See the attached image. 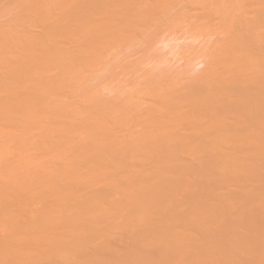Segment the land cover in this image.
Instances as JSON below:
<instances>
[{
	"label": "bare ground",
	"instance_id": "bare-ground-1",
	"mask_svg": "<svg viewBox=\"0 0 264 264\" xmlns=\"http://www.w3.org/2000/svg\"><path fill=\"white\" fill-rule=\"evenodd\" d=\"M234 1V3H232L230 0H0V91L1 90H6V89H12V88H14V85L16 86H18L19 85V87H20V84L22 83V82H24V84L22 85L21 84V86H23L24 87V85H25V83L27 84V91H29V96H30V98L27 100V102H25V104H24V106H26V108H28V104H31L30 105V107L26 110V108L25 107H21L22 109H20V110H18V109H16L17 107H14V109L12 110H5V109H1L0 110V115H5V116H3V117H6L7 116V118H10V117H12V118H10V119H8L9 121L11 120V123H12V125L14 126V129L16 128V131H17V129L20 131V129H21V124H20V122L21 121H18V119H17V117H16V115L19 117V115H20V113L23 115H20V116H22V118H24V116L26 115L27 116V114H28V118H30V117H32L33 115H30V112H31V114H33L34 112L32 111V109H34V107H32L34 104H36V103H38V104H41L40 106L43 108L44 106V104H45V106H49L48 108H51L52 107V111H55V110H57V112H58V110H59V112L62 114V116H63V111H67L66 110V104H65V106H62L63 105V103H61V102H64L65 103V101H67V104H68V100L66 99H64L67 95H65L66 94V92H67V89H70V88H72L71 86H67V87H65L66 86V83L67 82H72V84H73V92L71 91V89L69 90L70 92H67L68 94H70L69 96H71V97H73V98H69V96H67V98H69V100H70V105L68 104V107L70 106V107H72V108H69L71 111L72 110H74L73 112H74V114H77V115H79L78 117H80V116H82V114L83 113H85L84 112V110H87L86 112H88L89 113V115H88V113H87V117L89 118L87 121H88V124H86V126L84 127V126H81L80 124L82 123V122H76V120L74 119V117H77V115H75L74 117H73V121H70L69 119V123H67L69 126L68 127H64L65 125H67L66 123H64L63 125H61V127H62V129H60L61 127L59 126V123L61 124V121L59 120V121H57L56 123L54 122V119H53V117H52V115L50 114L49 116H51L52 117V119H53V125H52V130H54V132L56 133L57 131H58V135H56L55 134V138H56V136H59V135H62V133H63V130L64 131H67V133L69 132V134L71 133V132H76V133H71L70 134V136L72 135V134H74V135H72V136H75V137H73L72 138V140L74 139V138H76V135L75 134H77L78 132V134H77V136H80V139H79V141L81 140V139H85V140H83V141H80V142H78V141H76V142H78L77 144H79V146L78 147H83L82 149H84V151H85V149H86V151L87 152H89V154L87 153L86 154V152H83L82 151V153L84 154H86V155H82V154H80V155H82V156H80V155H78V157H76V158H78V160L77 161H79V160H83V159H85V157H88L89 155L90 156H92V155H94L93 153H95V152H93V151H95V149H96V153L99 155V157H101L102 155V160H104L105 158H104V154H106L107 153V156H108V152H111L110 150L112 149V152H114V150H117V149H119V150H123L122 152H120L119 150H117V151H119L118 153H121V154H129V153H131L129 150H132L133 149V147L135 146V147H137L138 148V146L139 147H143V149H145V147H149V146H151V147H154V145H155V147L158 145H160V146H163L162 148L159 146V148H161V150L164 148L165 149V153H166V151H168V153H166L167 154V156L169 155V153H170V155H172L173 154V150H172V147H174V149L177 147V146H179V145H181L182 144V146L183 147H181L182 149L184 148V143H186V145H187V142H189V141H193V140H198L199 141V139L200 140H204V138H202V136H200L199 134L201 133H203V132H201L200 131V133L199 134H197V133H195V134H182V132L180 133V132H177V134H168L167 132H165V133H162V134H157V131H156V129L153 127V126H157V127H163L162 129H168V130H170V128L172 127V126H174L175 128H179V126L180 125H183V122H185V121H187L188 119H192V118H189V117H191V116H189V117H187V115L184 113V111H182V110H204V112L206 111V110H216L215 112L216 113H218L217 111L219 110V113L220 112H222V111H225V110H241L240 112H242L244 115H246L247 117H248V119H249V121H251V123L252 122H257V119L259 118L260 120H261V116H259L258 118H257V113H258V115H259V113L261 112V115L262 114H264V112L262 113V111H264V109L262 110V111H259V109H258V106L260 105V103L262 104L263 103V101H264V71L262 72L261 71V74L259 73V71H260V69H261V67L259 66V65H261V63H262V65H263V67H262V70H264L263 68H264V53H261V52H263L262 51V48L260 47V48H258L259 46H261V45H259L257 48V50H259L260 49V53H259V56H260V54H262L261 55V57H262V59L258 56L257 57V55H256V60H255V58H254V60L255 61H257V63H260L258 66L254 63L253 64V62H255V61H253V56L255 57V55H252L251 53V55H252V57H251V59H252V61L250 60V55L248 56L247 54L250 52V50H249V52L247 53L246 51V55L248 56H246L243 52H244V50H246L247 49V47H249L250 45H249V40H250V36H252L253 34H258L259 32H260V35H261V30L264 28V9H260L259 7V9L261 10H259L257 7H256V5L255 4H258V3H256L255 2V4H254V2L252 3V4H254L255 5V7L256 8H254V9H257V10H259L258 11V13L260 12V16L259 15H257V10H255V15L256 16H259V17H257V19H254V18H251V19H254V20H246V18L244 17L246 14H245V12L246 11H244L245 9H244V3L247 1V0H245V2H244V0H237V1H235V0H233ZM243 1V2H242ZM249 1V0H248ZM250 1H252V0H250ZM260 0H258L257 2H259ZM251 4V5H252ZM259 4H262V3H260L259 2ZM243 5V6H242ZM246 5H247V3H246ZM249 5V4H248ZM263 5V4H262ZM246 7H248V6H246ZM253 7V6H252ZM249 8H251V6L249 7ZM262 8V7H261ZM264 8V7H263ZM213 9V10H212ZM235 9V10H234ZM234 10V11H233ZM263 10V11H262ZM236 11H238V12H236ZM240 11V12H239ZM235 12L236 13H239V15H240V17L238 16V14L235 16ZM249 12V14H250V12L251 11H248ZM252 12H254V11H252ZM245 14V15H244ZM252 14V13H251ZM244 15V16H243ZM253 15V14H252ZM263 15V16H262ZM247 16V15H246ZM256 16H255V18H256ZM249 17H252V16H248L247 18H249ZM250 21H254V23L256 24H254V23H252V22H250ZM252 23V24H251ZM252 25V27H254V28H251L250 27V25ZM253 25H255V26H253ZM237 28H236V27ZM233 27V28H232ZM249 27H250V30L252 31V29H253V33L252 32H249L248 30H249ZM256 27V28H255ZM260 29V31L259 32H256L257 30H259ZM176 30V34L179 32V31H177V30H181L180 32H181V34H182V32H183V30L185 31V32H183V34L185 33V34H187L188 32H190V33H188V35H190L191 34V31H193L192 32V35H196L197 36V34H199L200 32L199 31H202L201 33H203V30L204 31H206V33H208L207 35L208 36H205V34L206 33H203L204 35L203 36H205V37H208L209 38V40L211 39V41L212 42H210V43H212V46H213V44H214V42L217 44V47H216V45H214V47H210V48H206L205 47V43H204V48L203 49H207L208 51H206L205 52V55H206V53L208 52V62H206L207 64H205V67H206V71L205 70H198V72H197V70L195 69V68H197L198 67V65H193V64H190V63H192V62H190V63H188L189 64V66L190 65H193V66H191V68L190 67H188V68H182V69H178V65L177 64H174V65H171L172 63L170 62V65L168 64V63H162V62H164V61H162V59H159V58H157L158 60H156V59H154V58H156L155 56L159 53V49H160V47H158V46H160V44L162 45V43L164 42V40H165V38H167V36H169V35H171V34H168V33H172V31L174 32ZM198 31V32H197ZM195 32H197V33H195ZM175 33V32H174ZM193 33H195V34H193ZM249 33V34H248ZM252 33V34H251ZM166 34H168V35H166ZM176 34H175V36H176ZM182 34V35H183ZM184 34V35H185ZM251 34V35H250ZM262 34H263V30H262ZM174 35V34H173ZM200 35H202V34H200ZM243 35H245V37H246V41L245 40H242V42H243V45L241 44L242 42H241V40H240V37H242ZM249 35V36H248ZM259 35V36H260ZM181 36V35H180ZM179 36V37H180ZM239 36V37H238ZM254 36V35H253ZM258 36V35H257ZM164 37V38H163ZM199 37V36H198ZM245 37L243 36L242 37V39L244 38L245 39ZM250 37V38H249ZM255 37V36H254ZM253 37V38H254ZM203 38V37H202ZM238 38V39H237ZM253 38L251 39L252 40V42H253ZM260 38V37H259ZM263 38H264V36H263ZM163 39V40H162ZM213 39V40H212ZM207 40V39H206ZM251 40H250V42H251ZM261 39H257L256 41L258 42V41H260ZM218 41H220V44H218L219 42ZM256 41H254V43L256 42ZM209 41L207 40V43H208ZM246 42V43H245ZM261 42V41H260ZM262 42H263V40H262ZM248 43V45L249 46H245L246 44ZM259 43V42H258ZM66 44H68V46H70V47H65V45ZM263 44H264V42H263ZM167 45V44H166ZM165 45V46H166ZM211 45V44H210ZM253 45V44H252ZM208 47H209V45H207ZM263 46V45H262ZM264 47V46H263ZM256 48V47H255ZM205 49V50H206ZM205 50H203V52L205 51ZM252 50V49H251ZM253 50H254V46H253ZM252 50V51H253ZM36 51H38V53L36 52ZM62 51H64V52H62ZM243 51V52H242ZM34 52L36 53V54H34ZM203 52H201L202 54H199V55H201V57H202V55H203ZM241 52H242V54H241ZM255 52V51H254ZM259 52V51H258ZM256 53H257V51H256ZM58 54H59V56H58ZM214 54V55H213ZM254 54V53H253ZM198 55V56H199ZM204 55V56H205ZM209 55H210V57H212V58H209ZM54 57H55V60L57 61V59L56 58H58V61H59V63H58V61H57V63L56 62H54ZM53 58V59H52ZM65 58H67L68 59V61H66L65 62ZM203 58V57H202ZM258 58L260 59V61L258 60ZM53 60V62L54 63H56L59 67V69L57 68V66H56V68H57V70L58 71H56V73L54 72V74L56 75L57 74V72H58V74H60V75H54V76H51V75H49V73L47 72L48 70H50V68L51 67H53V65H54V63L52 62V60ZM64 59V60H63ZM71 59V60H70ZM154 59V60H153ZM204 59H205V57H204ZM206 59H207V55H206ZM63 62H62V61ZM70 61V62H69ZM166 62V61H165ZM53 63V64H52ZM62 63V64H61ZM68 63V64H67ZM55 64V65H56ZM177 65V66H176ZM247 65L248 66H251V65H253L252 67H250L248 70H247ZM256 65V66H255ZM188 66V65H187ZM246 68H245V67ZM26 67H27V69H26ZM33 67H36L37 68V70L39 71V69H41V70H43V72L41 73H39V75L41 74V76L39 77V78H35V79H33L32 78V76H27L26 74V76H24L23 74H24V72H22V70L25 68L26 70H27V72H28V68H30V70H35ZM50 67V68H49ZM186 67V66H185ZM193 67V68H192ZM243 67L245 68V69H243ZM254 67V68H253ZM255 67H259L258 69L259 70H257ZM31 68H33V69H31ZM39 68V69H38ZM45 69V70H44ZM242 69H243V72H241L242 71ZM254 69H256L255 71L260 75H258V74H256V72H254L253 70ZM26 70H25V72H26ZM47 70V71H46ZM53 71H54V68L52 69ZM56 70V69H55ZM244 70L246 71V72H244ZM249 70H251L250 71V73L253 71V74H256L257 76H254L253 77V75H252V73H251V75H252V77H251V80L249 79V81H247L248 79L247 78H250V73H248V71ZM45 71V72H44ZM52 71V72H53ZM59 71H61V73H59ZM21 72L23 73V74H21ZM29 73H31V71L29 72ZM45 73H48V75H46V76H48L49 78H45ZM238 73H240V74H238ZM243 73H245L244 75H246V76H242L241 78L240 77H238V78H240V79H242V82H240L239 80H236V75H242ZM246 73H248L249 75H247ZM31 74H33V76L35 75V77H36V74H37V72H36V74H35V72H33L32 71V73ZM50 74H51V71H50ZM24 76L25 78H27L26 80L24 79V77H21V76ZM259 76V77H258ZM109 78L110 80H111V83L110 84H103V80L104 79H106V78ZM246 77V78H245ZM259 78V81L257 80L256 81V83H257V85L254 83V81H255V79H257V78ZM237 78V79H238ZM253 78V79H252ZM243 79H247V80H245V81H243ZM234 80H236L237 81V83H235L234 84ZM253 80V81H252ZM84 81V82H83ZM85 81H88V82H86L87 83V87H86V83H85ZM102 81V82H101ZM235 81V82H236ZM101 82V83H100ZM248 82H250L249 84L253 87H255L256 86V91H254L255 89H253L249 84H248ZM253 82V83H252ZM84 83H85V86H84ZM243 84V85H245V86H241V88H238V87H240V85L239 84ZM247 84V86H246V84ZM252 83V84H251ZM67 84H70V83H67ZM253 84H255V85H253ZM71 85V84H70ZM239 85V86H238ZM16 86V87H17ZM236 86H237V88H236ZM22 87V88H23ZM70 87V88H69ZM67 88V89H66ZM227 89L229 90V92L227 91ZM26 90V89H25ZM34 90V91H33ZM24 91V90H23ZM8 92H9V90H8ZM14 92V91H13ZM254 92V93H253ZM1 94H0V96L1 95H3L4 96V94H2V91L0 92ZM3 93H4V91H3ZM11 93V92H10ZM22 93V92H21ZM25 93V92H24ZM236 93V94H235ZM237 93H238V95H237ZM6 94V93H5ZM12 94V93H11ZM14 94V93H13ZM18 94H19V92H18ZM9 95V94H8ZM25 95V94H24ZM23 95V96H24ZM27 95V94H26ZM13 96V95H12ZM7 98H8V96H6ZM20 97V96H19ZM27 97V96H26ZM2 97H0V99H1ZM15 98V97H14ZM3 99V98H2ZM9 99V98H8ZM20 99V98H19ZM7 100V99H6ZM10 100H11V98H10ZM22 100H24V98L22 99ZM8 101V100H7ZM17 102H19L18 100H16ZM3 102V101H2ZM10 102V101H9ZM13 102V101H12ZM23 102V101H22ZM35 102V103H34ZM54 102V103H53ZM13 103H15V101L13 102ZM12 103V104H13ZM20 103V102H19ZM34 103V104H33ZM54 105H53V104ZM57 103V104H56ZM62 105H61V104ZM11 104V103H10ZM12 104H11V106H12ZM38 104H37V106H38ZM47 104V105H46ZM50 104L52 105V106H50ZM59 104V105H58ZM17 105H18V103H17ZM264 105V104H263ZM2 106V105H1ZM10 106V105H9ZM40 107V110L42 109ZM65 107V108H64ZM67 107V108H68ZM260 107V106H259ZM262 107V106H261ZM261 107H260V109H261ZM264 107V106H263ZM1 108V107H0ZM5 108V107H4ZM11 108V107H10ZM37 108H39V106L37 107ZM45 108V107H44ZM16 109V110H15ZM25 109V110H24ZM35 111H36V109H34ZM39 110V111H40ZM43 110V109H42ZM41 110V111H42ZM47 110H49V109H47ZM46 110V111H47ZM79 110H83V113L80 115L79 113L81 112V111H79ZM89 110H92V111H89ZM133 110V114L131 113H129V111L131 112ZM253 110H255V111H253ZM256 110H258L259 112H256ZM39 111L37 110L36 111V114H39ZM45 111V112H46ZM51 111V110H50ZM51 111V112H52ZM70 111V112H71ZM79 111V112H78ZM135 111V112H134ZM140 111V112H139ZM38 112V113H37ZM43 112V111H42ZM58 112V113H59ZM69 114H70V112L69 111H67ZM67 112H65V113H67ZM138 112V113H137ZM141 112H142V114H141ZM187 112V111H186ZM194 112V111H193ZM201 112H203V111H201ZM209 112V111H208ZM16 114V115H14L15 116V118H13V115L12 114ZM26 113V114H25ZM41 113V112H40ZM47 113V112H46ZM55 114H57L56 113V111L54 112ZM59 113V114H60ZM195 113H199V112H195ZM229 113H231V111L229 112ZM7 114H10V116L9 115H7ZM42 114V113H41ZM52 114H53V112H52ZM59 114H57L58 116H59ZM74 114H72V115H74ZM191 114V113H190ZM200 114V113H199ZM204 114V113H203ZM206 114H207V112H206ZM212 114V113H211ZM215 114V113H214ZM221 114V113H220ZM223 114H226V113H223ZM223 114H221L220 116H222ZM228 114V113H227ZM233 114V113H232ZM242 114V115H243ZM12 115V116H11ZM30 115V116H29ZM46 115V114H45ZM48 115V114H47ZM54 115V114H53ZM67 115V114H66ZM192 115V114H191ZM208 115V114H207ZM234 115V114H233ZM240 116H241V114H239ZM9 116V117H8ZM40 116V115H39ZM39 116H37V117H39ZM43 116V115H42ZM55 116V115H54ZM62 116L60 115V118L62 119ZM67 116H71V115H67ZM84 116H85V114H84ZM84 116H82V118L84 119ZM195 116V115H194ZM197 116H199V115H197ZM201 116H203L202 114H201ZM201 116H199V117H201ZM209 116V115H208ZM210 116H212V115H210ZM214 116V115H213ZM218 116V115H217ZM224 116V115H223ZM226 116H228V115H226ZM237 116V115H236ZM263 116V115H262ZM34 117H36L35 116V114H34ZM34 117H32V119L34 118ZM45 117V116H44ZM46 117H48V116H46ZM57 117V116H56ZM56 117H54V118H56ZM65 118H67L66 116H64ZM63 117V118H64ZM77 117V118H78ZM215 117V116H214ZM232 117V116H231ZM231 117H229V118H231ZM247 117H246V119H247ZM21 118V117H20ZM19 118V119H20ZM26 119H25V121H27L28 119H27V117H25ZM81 118V117H80ZM80 118H78V120L80 119ZM85 118H86V116H85ZM196 118V117H195ZM205 118V117H204ZM218 118H219V116H218ZM223 118H225V116L223 117ZM223 118H222V120H223ZM238 118V117H237ZM3 119V118H2ZM1 119V120H2ZM5 119V118H4ZM31 119V118H30ZM29 119V120H30ZM32 119L30 120L31 121V124H32V129L34 128H40V130L41 129H45V128H41V126L42 125H44V121L42 122V123H39V122H35V124H33L32 123ZM36 119V118H35ZM42 119V118H41ZM40 119V120H41ZM44 119V118H43ZM51 119V120H52ZM56 119H58V118H56ZM83 119H81V120H83ZM198 119V118H197ZM202 119V118H201ZM214 119V118H213ZM217 119V118H216ZM221 119V117L219 118V120ZM232 119V118H231ZM241 119V118H240ZM248 119H247V121H248ZM264 119V116H263V118H262V120ZM37 120V119H36ZM39 120V121H40ZM63 120H65V119H63ZM71 120H72V118H71ZM77 120V121H78ZM80 120V121H81ZM130 120V121H129ZM135 121L134 123V125H138L137 123H136V121L138 122V121H140L141 123H139V125H141V124H143V123H145L143 126H144V128H143V126H140V128H141V131H140V129H138L139 131H135V130H131L132 128H128L129 126H127V125H129L130 123H128V121L129 122H131V121ZM185 120V121H184ZM194 120V119H193ZM196 120V119H195ZM209 120V119H208ZM210 120H211V118H210ZM233 120V119H232ZM231 120V121H232ZM242 121L244 120V119H241ZM259 120V121H260ZM262 120H261V122H262ZM9 121H7V124H8V122ZM23 121V120H22ZM25 121H23V122H25ZM149 122V123H146V122ZM258 121V122H259ZM27 122H29V121H27ZM33 122H34V119H33ZM47 122V121H46ZM51 122V121H50ZM59 122V123H58ZM65 122V121H64ZM66 122H68V121H66ZM190 123L191 122V120H188L187 121V123ZM193 122V121H192ZM191 122V123H192ZM208 122V121H207ZM226 122H227V120H226ZM228 122H229V120H228ZM244 122H246V121H244ZM4 123H6V120L4 121ZM10 123V122H9ZM10 123V124H11ZM80 123V124H79ZM87 123V122H86ZM110 123V125H108ZM132 123V122H131ZM186 123V124H187ZM190 123V124H191ZM199 123V122H198ZM202 123V122H201ZM206 123V122H205ZM215 123V122H214ZM230 123V122H229ZM235 122H233V124H234ZM241 123V122H240ZM243 123V122H242ZM254 123H252L253 125H254ZM263 123H264V121H263ZM47 124V123H46ZM49 124V123H48ZM47 124V125H48ZM150 124V125H149ZM190 124L188 125L187 124V126H190ZM193 124V123H192ZM204 124V123H203ZM210 124V123H209ZM218 124V123H217ZM221 124H223V122H221ZM221 124L220 125H215V127L211 124V126H213V130H212V128H210V130L212 131H210V130H208L209 132H211V136L209 137V139L208 138H206L204 135V137L208 140L207 141V144H208V142L209 141H211L210 139H212L213 141H212V143L213 144H215L214 143V141H216V144L217 143H220V138L222 137H224L225 136V138H223V139H221V142L223 141L224 142V139H226L227 140V142L228 141H237V140H233V139H235L233 136L235 135H233V131L231 132L232 133V138L233 139H231V140H229V139H227L228 137L227 136H229V134L227 135L226 133H225V135H220L219 133V131L221 130V133H222V126H221ZM256 124V123H255ZM259 124V123H258ZM262 124V123H261ZM0 125H1V123H0ZM9 125V124H8ZM26 125V124H25ZM47 125H44V126H47ZM51 125V124H50ZM83 125V124H82ZM131 125V124H130ZM132 125H133V123H132ZM133 125V126H134ZM139 125H138V127H139ZM147 127H153V129L155 130V132H156V134H155V132H153V131H151V132H149V128H147L148 130L146 131V126ZM165 125V126H164ZM184 125H185V123H184ZM201 125V124H200ZM249 125V124H248ZM252 125V126H253ZM3 126V125H2ZM1 126V127H2ZM31 126V125H30ZM58 126V127H57ZM132 126V127H133ZM166 126H168L169 128H167ZM198 125H196L195 127H197ZM202 126H204V125H202ZM202 126H201V128H202ZM206 126H208V125H206ZM228 126V125H227ZM240 126V125H239ZM244 126V125H243ZM250 126V125H249ZM255 126V125H254ZM253 126V127H254ZM4 127V126H3ZM10 127V126H9ZM26 127V126H25ZM49 126H47V128H48ZM57 127V128H56ZM60 127V128H59ZM135 127V126H134ZM156 127V128H157ZM164 127H166V128H164ZM182 127H184V126H182ZM230 127H231V125H230ZM233 127H236L235 125L233 126L232 125V128ZM241 127V126H240ZM247 127V126H246ZM256 127V126H255ZM259 127V126H258ZM261 127V126H260ZM259 127V128H260ZM11 128H13V127H11ZM20 128V129H19ZM56 128V129H55ZM63 128H66L67 130H65V129H63ZM181 128V127H180ZM188 128H190V127H188ZM192 128V127H191ZM200 128V127H199ZM208 128V127H207ZM208 128V129H209ZM229 128V127H228ZM245 127H243V129H244ZM250 128V127H249ZM249 128H247V130L249 129ZM252 128V127H251ZM264 128V127H263ZM263 128H262V130H263ZM27 129H29V128H27ZM50 129H51V127H50ZM60 130V132H61V130H62V133H60L59 132V130ZM84 130V131H82V133L80 134V132H81V130ZM162 129H160L161 131H162ZM172 129V128H171ZM181 129H184V128H181ZM181 129H180V131H181ZM230 129V128H229ZM236 129V128H235ZM234 129V130H235ZM242 129V131H244ZM253 129V128H252ZM251 129V130H252ZM3 130L5 131L6 129H4L3 128ZM9 130V129H8ZM13 130V129H12ZM22 130H23V127H22ZM21 130V131H22ZM26 130V129H25ZM31 130V129H30ZM36 130V129H35ZM39 130V129H38ZM38 130H36V131H38ZM46 130L47 129H45V132H46ZM57 130V131H56ZM102 130V131H101ZM150 130H152L151 128H150ZM158 130V129H157ZM174 130H176V129H174ZM188 130V129H187ZM197 130H198V128H197ZM197 130H196V132H197ZM239 130H241V129H239ZM256 130V129H255ZM260 130V129H259ZM258 130V131H259ZM2 130H0V133H2L1 132ZM15 131V130H14ZM15 131V132H16ZM18 131V132H19ZM27 131V130H26ZM185 131V130H184ZM189 131V130H188ZM191 131V130H190ZM195 131V130H194ZM206 131V130H205ZM228 131V130H227ZM226 131V132H227ZM249 132H250V130H248ZM257 131V133H259V136H260V132H258ZM14 132V133H15ZM30 132V131H29ZM35 132V131H34ZM43 132V131H42ZM42 132H40L39 133V131H38V133H34V134H36L37 136H38V134H39V136H40V134H42ZM88 133V136H90V139H88V138H86V137H88L87 135H86V137L85 138H83L85 135H83V137H82V134L83 133H85V134H87ZM168 132H170V131H168ZM186 132V131H185ZM225 132V131H224ZM229 132V131H228ZM245 132H247V131H245ZM244 132V133H245ZM256 132V131H255ZM7 133H9V132H7ZM10 133H12V132H10ZM17 133V132H16ZM23 133H24V131H23ZM32 133V132H31ZM66 133V132H65ZM230 133V132H229ZM237 133V132H236ZM251 133V132H250ZM250 133L248 134V135H250ZM3 134L5 135L6 133L5 132H3ZM50 134V133H49ZM94 134V135H93ZM205 134V133H204ZM207 134V133H206ZM224 134V133H223ZM239 134H240V137L242 136L241 135V133H240V131H239ZM238 134V135H239ZM253 134V133H252ZM256 134V133H255ZM263 134V133H262ZM261 134V135H262ZM12 135V134H11ZM10 135V137H12ZM19 135V137H21L20 136V134H18ZM22 135V134H21ZM24 135V134H23ZM30 135V134H29ZM48 135V134H47ZM52 135H54L53 133H52ZM67 135L68 134H66V139H67ZM93 135V136H92ZM210 135V134H209ZM247 135V136H248ZM3 135H1V137H0V139H4V138H6V137H8L7 135H6V137L4 136V137H2ZM15 136H17V134L15 135ZM25 136V135H24ZM38 136V137H39ZM46 136V135H45ZM49 136V135H48ZM64 136H65V134H63L62 135V137L64 138ZM69 136V137H70ZM71 136V137H72ZM219 136H221V137H219ZM252 136V135H251ZM18 137V138H19ZM27 137H28V131H27ZM31 136H29V138H30ZM50 137V136H49ZM60 137V136H59ZM91 137H92V139L93 140H91ZM213 137V138H212ZM230 137V136H229ZM238 137V136H237ZM253 137V136H252ZM258 137V136H257ZM13 138V137H12ZM12 138H10V139H12ZM15 138H17V137H14L13 138V142H15ZM33 138H36V137H33ZM41 139H44L43 137H42V135H41V137H40ZM47 138V137H46ZM51 138V137H50ZM58 138V137H57ZM56 138V139H57ZM78 138V137H77ZM242 138V137H241ZM247 138V137H246ZM260 138V137H259ZM264 138V137H263ZM21 139V138H20ZM19 139V140H20ZM26 139V138H25ZM40 139V140H41ZM56 139H55V141H56ZM61 139V138H60ZM65 139V138H64ZM88 141H87V140ZM248 139H249V137H248ZM261 139H262V137H261ZM8 140V139H7ZM21 140H23L24 142V144H27V143H25V140L24 139H21ZM21 140L20 141H17V142H15V143H13V142H11V141H9L8 143L5 141V145H6V143H7V145L6 146H8L10 143H12L13 145L14 144H19V143H21ZM27 140V139H26ZM36 141H37V139H35ZM39 140V139H38ZM51 140V139H50ZM50 140H48V141H50ZM58 140V139H57ZM62 140V139H61ZM225 140V141H226ZM243 140H244V138H243ZM253 140V139H252ZM29 141H30V139H29ZM34 140L32 139V142H33ZM45 141H46V139H45ZM44 141V142H45ZM84 141H86V142H84ZM218 141V142H217ZM247 141V140H246ZM1 142H3V140H1ZM31 142V143H32ZM43 142V143H44ZM75 142V141H74ZM206 142V141H205ZM205 142H204V145H205ZM223 142L221 143L222 145H224L223 144ZM249 142H250V140H249ZM258 142V141H257ZM256 142V143H257ZM264 142V141H263ZM30 143V142H29ZM28 143V144H29ZM34 143V142H33ZM32 143V144H33ZM40 143V142H39ZM49 143V142H48ZM51 144H49L50 146H49V150H50V152H52L53 154L52 155H54V150H52L51 151V149L52 148H54L55 149V153H56V151H57V148L58 147H64V146H66V147H68V145L71 143V141H70V143L68 142V140H65V141H56V142H50ZM193 143H195V142H193ZM212 143H209V144H212ZM233 143V142H232ZM241 143H242V141H241ZM240 143V144H241ZM245 143V142H244ZM243 143V144H244ZM254 143V142H253ZM11 144V145H12ZM17 144V145H18ZM44 144H46V143H44ZM43 144V145H44ZM71 144H73V143H71ZM76 144V145H77ZM189 145H191L192 143H188ZM201 144V143H200ZM221 144H219V145H221ZM226 144V143H225ZM229 144V143H228ZM239 144V145H240ZM251 144V143H250ZM249 144V145H250ZM261 143H259V145H260ZM2 145H4V144H2ZM2 145H0V146H2ZM14 145L15 147H17L18 148V146L20 147V146H22L23 144H21V145ZM31 145V144H30ZM75 145V143L72 145V146H74ZM153 145V146H152ZM185 145V146H186ZM196 145H198V143L196 144ZM220 146V147H223V146ZM227 145V144H226ZM226 145H224L225 147H226ZM230 145H232V144H230ZM229 145V146H230ZM254 145V144H253ZM258 145V144H257ZM26 146V145H25ZM28 146V145H27ZM32 146V145H31ZM37 146V145H36ZM36 146H34V147H36ZM45 146V145H44ZM71 146V147H72ZM145 146V147H144ZM208 146V145H207ZM206 146V147H207ZM216 146H218V145H216ZM228 146V145H227ZM238 146V145H237ZM254 146H256V145H254ZM4 147V146H3ZM15 147H13L14 149H15ZM37 147H39V146H37ZM42 146H41V144H40V147H39V149L41 148ZM51 147V148H50ZM56 147V148H55ZM69 147H70V145H69ZM134 147V148H135ZM187 147H188V145H187ZM192 147V146H191ZM196 147V146H195ZM194 147V148H195ZM205 147V151H206V148ZM211 147V145L208 147V148H210ZM213 147V146H212ZM211 147V148H212ZM214 147H215V145H214ZM242 147V146H241ZM240 147V148H241ZM260 147V146H259ZM258 147V148H259ZM263 147V146H262ZM261 147V148H262ZM7 148H10V149H13L12 148V146L10 147H7ZM7 148H5V149H3L4 151H6V149ZM20 148H25V147H20ZM32 148V147H31ZM42 148H44V147H42ZM158 147H156V149H157ZM210 148V149H211ZM218 148V147H217ZM231 148V147H230ZM240 148H238V150L240 149ZM244 148H246V147H244ZM249 148V147H248ZM253 148V147H252ZM254 148H256V147H254ZM257 148V150H259ZM9 149V150H10ZM30 149V148H29ZM36 149H38V148H36ZM73 149V148H72ZM75 149H78V148H75ZM88 149V150H87ZM90 149V150H89ZM91 149L93 150L92 152H90L91 151ZM149 149V148H148ZM147 149V150H148ZM177 149V148H176ZM175 149V150H176ZM185 149V148H184ZM191 149V148H190ZM197 149V148H196ZM195 149V150H196ZM204 148H202V150H203ZM209 149V150H210ZM227 149H228V147H227ZM233 149V148H232ZM235 149H236V147H235ZM263 149V148H262ZM0 150L2 151V148L0 147ZM8 150V151H9ZM23 150V149H22ZM26 150V149H25ZM30 150H32V149H30ZM30 150H28V151H30ZM49 150H47V151H49ZM65 150V149H64ZM66 150L67 151H69L67 148H66ZM78 150H80V148L78 149ZM128 152L129 151V153H127L126 151ZM134 150V149H133ZM138 150V149H137ZM146 150V151H147ZM158 150V149H157ZM161 150H160V152L159 153H157L156 151V153L157 154H159L158 156H160L161 158H163L164 157V155H162V152H161ZM172 152H170V151ZM200 150V149H199ZM208 150V149H207ZM209 150H208V152H209ZM215 150H217V149H215ZM240 150H242V149H240ZM253 150V149H252ZM0 151V152H1ZM4 151H2L3 152V154L5 155L6 154V156H7V152H4ZM13 151V150H12ZM15 151V150H14ZM27 151V152H28ZM34 151V150H33ZM38 151V150H37ZM42 151H43V149H42ZM42 151H40V152H42ZM58 151H59V153L61 152V151H63V149H61V151L58 149ZM70 151H72L71 149H70ZM77 151V150H76ZM76 151H75V153H76ZM135 151H136V148H135ZM163 151V154H164V150H162ZM184 151V150H183ZM212 151H214V149H212L210 152L213 154L214 152H212ZM231 151V150H230ZM237 151V150H236ZM236 151H234V152H236ZM246 151V150H245ZM249 151H251V150H249ZM254 151H256V150H254ZM10 152V151H9ZM31 152V151H30ZM29 152V153H30ZM40 152H38V153H40ZM50 152H48V153H50ZM64 152V151H63ZM62 152V153H63ZM73 152H74V150H73ZM73 152H72V154H73ZM98 152H100V153H98ZM137 152V151H136ZM135 152V153H136ZM139 152H141V150L139 151ZM150 152H151V150H150ZM186 152H187V150H186ZM195 152V151H194ZM203 152H204V150H203ZM227 152V151H226ZM232 152V151H231ZM260 152L261 151H259V154H260ZM263 152H264V150H263ZM12 153H14V152H11L10 153V156H11V158H15V156H14V154H13V156L14 157H12ZM19 153V152H18ZM25 153V152H24ZM33 153V152H32ZM31 153V154H32ZM37 153V154H38ZM68 153V152H67ZM91 153V154H90ZM95 153V154H96ZM133 153V152H132ZM134 153V154H135ZM145 153H147V152H145ZM152 153V152H151ZM175 153V152H174ZM176 153H178V151L176 152ZM199 153H201V152H199ZM216 153V152H215ZM228 153V152H227ZM230 153V152H229ZM241 153H242V151H241ZM248 153V152H247ZM251 153V152H250ZM258 153V152H257ZM1 155V153H0V156H2V157H4V158H6L4 155ZM16 154V153H15ZM22 154H23V152H22ZM26 154V153H25ZM28 154V153H27ZM26 154V155H27ZM30 154V155H31ZM44 154V153H43ZM71 154V153H70ZM95 155V156H98V155ZM134 154H131V155H133V157H134ZM137 154V153H136ZM163 156H161V155ZM165 154V155H166ZM188 154H189V152H188ZM193 154H195V153H193ZM192 154V155H193ZM198 154V153H197ZM220 154V153H219ZM221 154H222V152H221ZM220 154V155H221ZM226 153L223 151V155H225ZM236 154H238V153H235L234 155H236ZM242 154H244V153H242ZM242 154L240 155V156H242ZM258 154V155H259ZM264 154V153H263ZM24 155V154H23ZM46 155L47 154H45V156L44 157H46ZM51 155V156H52ZM56 155H57V153H56ZM115 155H116V153H115ZM118 155V154H117ZM138 155V154H137ZM144 155V154H143ZM150 155V154H149ZM168 156V157H170V159H172L171 157L172 156ZM179 155V154H178ZM200 155V154H199ZM199 155H197V157L199 156ZM205 155V154H204ZM206 155H208V154H206ZM210 155V154H209ZM219 155V156H220ZM222 155V156H223ZM244 155H246V154H244ZM10 156H7L8 158L10 157ZM16 156H18L19 157V155H16ZM48 156V155H47ZM55 156V155H54ZM57 156H59V155H57ZM64 156L66 157V155L64 154ZM109 156H111V155H109ZM113 156V155H112ZM122 156V155H121ZM121 156H120V158H121ZM140 156V155H139ZM157 156V157H158ZM176 156V155H175ZM217 156L218 155H216V158H217ZM218 156V158L217 159H220V157ZM226 156V158L228 159L229 157L227 156V155H225ZM237 156V155H236ZM249 156V155H248ZM250 156H251V154H250ZM255 156H257V155H255ZM254 156V157H255ZM18 157H16L15 159L17 160L18 159ZM31 156H29L28 158H30ZM32 157H33V154H32ZM41 156H39V158H40ZM75 157V156H74ZM73 157V158H74ZM83 157V159H81V158ZM106 157V156H105ZM116 157V156H115ZM127 157H130V155L129 156H127ZM126 156H125V158H127ZM135 157H137V156H135ZM166 157V156H165ZM179 157V156H178ZM177 157V158H178ZM195 157V156H194ZM196 157V158H197ZM207 157H209V156H207ZM231 157H233V156H231ZM230 157V158H231ZM252 157H253V155H252ZM262 157V156H261ZM261 157H256V158H261ZM24 158H25V155H24V157H23V159H22V157L20 156V159H19V163L21 164V162L22 161H20L21 159L23 160V164L24 163H27L28 164V162H30V161H26L27 159H25L24 160ZM54 158V157H53ZM64 158V157H63ZM68 159H69V157H67ZM66 158V159H67ZM71 158V157H70ZM80 158V159H79ZM89 158V157H88ZM88 158H86V159H88ZM93 157H91V159H92ZM104 158V159H103ZM107 158V157H106ZM109 158V157H108ZM111 158H113V157H111ZM119 158V159H120ZM132 158V157H131ZM130 158V159H131ZM153 158H155V157H153ZM176 158V161H178V159ZM211 158V157H210ZM215 158V157H214ZM225 158V160H224V158H222L221 159V162L223 161V162H225L227 159ZM229 158V159H230ZM263 158V157H262ZM14 159V160H15ZM32 159H34V157L33 158H31L30 160H32ZM36 159H37V157H36ZM43 159V157L40 159L41 161H43L42 160ZM45 159V158H44ZM50 159V158H49ZM55 159H58L57 157L55 158ZM61 159H62V156H61ZM65 159V158H64ZM65 159V160H66ZM72 159V158H71ZM98 159V157H96V160ZM100 159V158H99ZM100 159V160H101ZM115 159H117V157L115 158ZM115 159H113L114 161H115ZM122 159V158H121ZM130 159H129V162H130ZM134 159V158H133ZM156 159V158H155ZM158 159V158H157ZM156 159V160H157ZM166 159V158H165ZM199 158H197V160H198ZM228 159V160H229ZM237 159V158H236ZM252 159V158H251ZM254 159V158H253ZM264 159V158H263ZM6 160V159H5ZM5 160H4V162L3 161H1V163L3 162V165H4V163H5ZM14 160H12V159H7L6 161V165L5 166H3V170H4V167H5V170L4 171H6V173H5V176L4 175H2V174H0V178L4 181L5 179H6V176H7V178L8 177H10L11 178V180L13 179V177L15 178L16 177V179L18 178V174L22 177L21 178V180H26V182H27V180H28V182L30 181V179L31 180H34L35 181V178L37 177H35L34 176V179H32L31 177L33 176V174L34 173H32V174H30V172H29V168H31V165L32 166H35V167H37L38 168V165L36 166L35 164L36 163H38L39 164V160H37V162L35 161V163H34V161L32 160V162H30L31 163V165L29 164V166L28 165H24L23 166V164H22V168H24L25 169V167H26V169L24 170L25 171V173H23L22 172V169H20L21 171V173H23V174H20L18 171H17V169H18V167H21V166H18L19 165V163L15 160V162H12V161H14ZM54 160V159H53ZM58 160H60V158L58 159ZM90 160V159H89ZM94 160V159H93ZM92 160V161H93ZM140 160V159H139ZM142 160H143V158H142ZM163 160V159H162ZM194 160V159H193ZM196 160V161H197ZM206 160V159H205ZM213 160H215V159H213ZM213 160H211L212 162H213ZM238 160V159H237ZM250 160V159H249ZM259 159H257V161H258ZM24 161H26V162H24ZM49 161V160H48ZM51 161H52V159H51ZM70 161V160H69ZM76 161V160H75ZM77 161L76 162H74V164L75 163H77ZM85 161V160H84ZM83 161V162H84ZM99 161V160H98ZM111 161V160H110ZM113 161V162H114ZM120 162L122 161V160H119ZM135 161V160H134ZM147 161V160H146ZM151 161V160H150ZM149 161V162H150ZM158 161V160H157ZM156 161V162H157ZM161 161V160H160ZM176 161L175 162H173V163H176ZM195 161V162H196ZM207 161V160H206ZM234 161V160H233ZM254 161V160H253ZM260 161V160H259ZM258 161V163H260L261 164V161L259 162ZM44 162H47V160L46 161H44ZM65 161H63V163H64ZM67 162V161H66ZM103 162V161H102ZM108 162V161H107ZM136 162V161H135ZM154 162V161H153ZM199 162V161H198ZM208 162H210V161H208ZM211 162V163H212ZM214 162H216V161H214ZM221 162H218V163H220L221 164ZM222 162V163H223ZM229 162V161H228ZM230 162H232L231 160H230ZM239 162V161H238ZM251 162V161H250ZM49 163H50V161H49ZM49 163H47V164H49ZM54 163H55V161H54ZM63 163H62V165H63ZM85 163H87V162H85ZM93 163V162H92ZM101 163V162H100ZM114 163H116L117 164V162L115 161ZM113 163V164H114ZM125 163V162H124ZM126 163H128V162H126ZM133 163V162H132ZM155 163V162H154ZM154 163H151V164H154ZM166 163V162H165ZM169 163V162H168ZM172 162L170 161V164H171ZM217 163V164H218ZM233 163V162H232ZM237 163V162H236ZM242 163V162H241ZM248 163H249V161H248ZM247 163V164H248ZM258 163H256L257 165H258ZM263 163V162H262ZM52 164V163H51ZM68 164V163H67ZM90 164V163H89ZM88 164V165H89ZM98 164V163H97ZM101 164H103V163H101ZM106 164H110V163H106ZM106 164H104L105 166H106ZM112 164V165H113ZM145 164V163H144ZM148 164V163H147ZM167 164V163H166ZM177 164V163H176ZM199 164V163H198ZM201 164H203V163H201ZM205 165H206V163H204ZM207 164H209V163H207ZM220 164H218V165H216V164H213L212 163V165H214V166H211L210 165V167H213V169H215V167L216 166H219ZM226 164H227V162H226ZM237 164H239V163H237ZM246 164V163H245ZM1 165V164H0ZM41 165V164H40ZM54 165V164H53ZM65 165V164H64ZM68 165H70V164H68ZM85 165V164H84ZM83 165V166H84ZM91 165V164H90ZM89 165V166H90ZM96 165V164H95ZM103 165V166H104ZM127 165V164H126ZM130 165V164H129ZM135 165H137V163L135 164ZM143 165V164H142ZM149 165V164H148ZM155 165V164H154ZM172 165V164H171ZM174 165V164H173ZM185 165V164H184ZM184 165H183V167H184ZM187 165H189V164H187ZM186 165V166H187ZM44 168H45V166H47V165H42ZM49 167H50V165H48ZM67 166V165H66ZM72 166H73V162H72ZM78 166H82V165H79L78 164ZM109 166V165H108ZM120 166V165H119ZM125 166V165H124ZM141 166V165H140ZM145 166H146V164H145ZM151 166V165H150ZM149 166V167H150ZM160 166V165H159ZM168 166V165H167ZM167 166H165V167H167ZM178 165H176V167H177ZM182 166V165H181ZM190 166V165H189ZM198 166H200V165H198ZM209 166V165H208ZM232 166V165H231ZM239 166V165H238ZM237 166V167H238ZM253 166V165H252ZM251 166V167H252ZM27 167H29L28 169V171H27ZM42 167V168H43ZM49 167H47V168H49ZM54 167H55V165H54ZM63 168L62 169H64V166H62ZM69 168H70V166H68ZM74 167H75V165H74ZM73 167V168H74ZM112 167V166H111ZM126 167V166H125ZM129 167V166H128ZM128 167H126V168H128ZM135 167V166H134ZM148 167V166H147ZM160 167H162V166H160ZM163 167H164V165H163ZM188 167V166H187ZM221 167V166H220ZM219 167V168H220ZM225 167H226V165H225ZM246 168L248 167V165L247 166H245ZM256 167V166H255ZM255 167H254V169H255ZM260 167H261V165H260ZM263 167H264V164H263ZM0 168H2L1 166H0ZM43 168V170H45ZM46 168V169H47ZM65 168H67V167H65ZM76 168V167H75ZM74 168V169H75ZM80 168V167H79ZM83 168V167H82ZM102 168V167H101ZM109 168H110V166H109ZM117 168V167H116ZM141 168V167H140ZM144 168V167H143ZM151 168V167H150ZM150 168H148V169H150ZM155 168H157V166L155 167ZM188 168H193V167H188ZM196 168V167H195ZM222 168V167H221ZM233 168H234V166H233ZM236 168V167H235ZM243 167L241 166V168H240V170L242 169ZM253 168V167H252ZM35 168L33 167L31 170L33 171ZM39 169H41V167L39 166ZM51 169H53L52 167H51ZM50 169V170H51ZM73 169V170H74ZM86 169V168H85ZM90 169V168H89ZM94 169H95V167H94ZM106 169V168H105ZM108 169V168H107ZM124 169V168H123ZM159 169H161V168H159ZM163 169H165V168H163ZM171 169H173V168H171ZM176 170H177V168H175ZM183 169V168H182ZM197 169V168H196ZM207 169V168H206ZM212 169V168H211ZM212 169V170H213ZM227 169H228V167H227ZM232 169V168H231ZM260 170H261V168H259ZM259 169L257 168L256 170H258L259 171ZM36 171H37V169H35ZM34 170V171H35ZM48 170V169H47ZM54 170V169H53ZM52 170V171H53ZM70 170V169H69ZM68 170V171H69ZM87 170V169H86ZM98 170V169H97ZM127 170V169H126ZM130 170V169H129ZM142 170V169H141ZM169 170V169H168ZM185 170V169H184ZM189 170V169H188ZM198 170V169H197ZM196 170V171H197ZM203 170V169H202ZM201 170V171H202ZM205 170V169H204ZM216 170H217V167H216ZM215 170V171H216ZM221 170V169H220ZM220 170H218V173H219V171ZM244 170H247V169H244ZM249 170H251V168L249 169ZM249 170H248V172H249ZM262 170H264V168L262 169ZM1 172H3L4 173V171H2V170H0ZM39 171V173H40V171L42 172V169L41 170H38ZM64 172H66L65 170H63ZM99 171V170H98ZM110 171H112V169L110 170ZM116 171V170H115ZM119 171H121V170H119ZM123 171V170H122ZM124 171H125V169H124ZM178 171V170H177ZM192 171V170H191ZM190 171V172H191ZM196 171H194V172H196ZM214 171V170H213ZM228 171V170H227ZM236 171V170H235ZM234 171V172H235ZM251 171H253V169L251 170ZM250 171V172H251ZM44 172V171H43ZM47 172V171H46ZM51 172V171H50ZM54 172V171H53ZM63 172V173H64ZM70 172V171H69ZM72 173H73V175H74V173H75V171L73 172V171H71ZM87 172V171H86ZM92 172V171H91ZM128 172V171H127ZM149 172H150V170H149ZM152 172H153V170H152ZM160 172V171H159ZM165 172V171H164ZM189 172V171H188ZM187 172V173H188ZM205 172V171H204ZM220 172H222V171H220ZM239 172H241V171H239ZM36 173V172H35ZM38 173V174H39ZM45 173V172H44ZM48 173H49V170H48ZM52 173V172H51ZM62 172H61V174H63ZM76 173H78V172H76ZM82 173V172H81ZM101 173V172H100ZM100 173H98V175L100 174ZM122 173V172H121ZM132 173H133V171H132ZM148 173V172H147ZM162 173V172H161ZM167 173V172H166ZM201 173V172H200ZM229 173V172H228ZM230 173H232V172H230ZM245 173V172H244ZM254 173H256V171L254 172ZM261 173H262V171H261ZM264 173V172H263ZM37 173H36V175H38ZM55 174H57L56 172H55ZM67 174H68V172H67ZM84 173H82L81 175H83ZM92 174V173H91ZM127 174V173H126ZM143 174V173H142ZM145 174V173H144ZM148 174H150V173H148ZM154 174V173H153ZM152 174V175H153ZM158 174V173H157ZM157 174H156V176H157ZM164 174V173H163ZM162 174V175H163ZM176 174V173H175ZM243 175V173H240V175ZM250 174H252V173H250ZM257 174V173H256ZM23 175V176H22ZM32 175V176H31ZM35 175V174H34ZM40 175H42V174H40ZM45 175V174H44ZM58 175V174H57ZM59 175H60V173H59ZM58 175V177H60ZM64 175V174H63ZM63 175H61V176H63ZM76 175V174H75ZM78 175V174H77ZM89 175H90V172H89ZM101 175H102V173H101ZM106 175V174H105ZM113 175V174H112ZM217 175V174H216ZM225 175V174H224ZM247 175V174H246ZM249 175V174H248ZM259 175H260V173H259ZM3 176L5 177L4 179H3ZM39 176V175H38ZM43 176V175H42ZM51 176V175H50ZM67 176H70L69 174L67 175ZM66 176V177H67ZM85 176V175H84ZM100 176V175H99ZM110 176V175H109ZM108 176V177H109ZM122 176V175H121ZM131 176H134V175H131ZM137 176V175H136ZM136 176H134V177H136ZM140 176V175H139ZM158 176H159V174H158ZM161 176V175H160ZM164 176V175H163ZM165 176H167L166 174H165ZM173 176V175H172ZM201 176H202V174H201ZM207 177L209 176V175H206ZM211 177H212V174L210 175ZM209 176V177H210ZM218 176V175H217ZM223 176V175H222ZM226 176H228L227 174H226ZM225 176V177H226ZM233 176V175H232ZM232 176H231V178H232ZM238 176H239V174H238ZM244 176V175H243ZM254 176V175H253ZM24 177V178H23ZM40 177V176H39ZM38 177V178H39ZM47 177H48V175H47ZM47 177H45V178H47ZM55 177V176H54ZM53 177V178H54ZM71 178H72V176H70ZM103 177V176H102ZM105 177H107V176H105ZM111 177V176H110ZM114 177V176H113ZM128 177V176H127ZM144 177V176H143ZM142 177V178H143ZM162 177V176H161ZM160 177V178H161ZM169 177V176H168ZM167 177V178H168ZM185 177V176H184ZM183 177V179H185ZM191 177V176H190ZM202 177H204L205 178V175H203ZM202 177H200V178H202ZM216 177V176H215ZM215 177H213V178H215ZM224 177V176H223ZM230 177V176H229ZM228 177V178H229ZM240 177V176H239ZM242 177V176H241ZM252 177V176H251ZM38 178H36V179H38ZM41 178V177H40ZM52 178V179H53ZM57 178V177H56ZM64 178V177H63ZM68 178V177H67ZM77 178H79L78 176H77ZM85 178V177H84ZM90 178H91V176H90ZM96 178H98V177H96ZM101 178V177H100ZM130 178V177H129ZM128 178V179H129ZM149 178V177H148ZM147 178V179H148ZM150 178H152L151 176H150ZM172 178V177H171ZM176 178V177H175ZM204 178H202V179H204ZM230 178V179H231ZM234 178V177H233ZM0 179V180H1ZM9 179V178H8ZM18 179H20V178H18ZM43 179V178H42ZM48 179H49V181H50V178L48 177ZM51 179V180H52ZM59 179V178H58ZM62 179V178H61ZM73 179V178H72ZM87 179V178H86ZM116 179V178H115ZM121 179V178H120ZM123 179V178H122ZM134 179V178H133ZM136 179V178H135ZM134 179V180H135ZM138 179V178H137ZM136 179V180H137ZM162 179V178H161ZM164 179V178H163ZM223 179V178H222ZM221 179V180H222ZM237 179V178H236ZM242 179V178H241ZM251 179V178H250ZM254 179H256V178H254ZM10 180V181H11ZM15 180V179H14ZM54 180V179H53ZM52 180V183L54 182ZM64 180H66V179H64ZM70 180V179H69ZM78 179H75V181H77ZM92 180H94L93 178H92ZM107 180V179H106ZM111 180V179H110ZM119 180V179H118ZM139 180V179H138ZM142 180V179H141ZM206 181H207V179H205ZM211 180V179H210ZM214 180V179H213ZM225 180V179H224ZM229 180V179H228ZM239 180V179H238ZM237 180V181H238ZM253 180V179H252ZM42 181V180H41ZM46 181V180H45ZM80 181H82V180H80ZM89 181V180H88ZM87 181V182H88ZM91 181V180H90ZM95 181H97V180H95ZM144 181V180H143ZM150 181H152V179L150 180ZM149 181V182H150ZM156 181H158L156 184H155V182ZM166 181V180H165ZM183 181V180H182ZM204 181V180H203ZM219 181V180H218ZM244 181V180H243ZM7 182V181H6ZM11 182H14V181H11ZM10 182V183H11ZM18 182V181H17ZM16 181H15V183H17ZM22 182V181H21ZM30 182H32V181H30ZM38 182V181H37ZM40 182V181H39ZM47 182V181H46ZM60 182V181H59ZM62 182H63V180H62ZM68 182V181H67ZM94 182V181H93ZM92 182V183H93ZM122 182V181H121ZM127 182V181H126ZM141 182V181H140ZM145 182V181H144ZM147 182V181H146ZM155 182L153 183L152 182V185H156L157 186V188L160 186V188H161V186H163V185H165L166 186V184H164V180L162 181V180H155ZM163 182V185L161 184ZM171 182H173L174 183V181H171ZM180 183H181V181H179ZM199 182V181H198ZM201 182V181H200ZM209 182H212L213 183V181H209ZM217 182V181H216ZM223 182V181H222ZM221 182V183H222ZM229 182V181H228ZM232 182H233V180H232ZM240 182H241V180H240ZM239 181H238V183H240ZM250 182V181H249ZM1 183V182H0ZM9 183V184H10ZM19 183H20V180H19ZM19 183H17V184H15V185H17L18 186V184ZM24 183V185L26 184L25 183V181L23 182ZM35 183V182H34ZM43 183H44V181H43ZM50 183V182H49ZM71 183H72V181H71ZM73 183L75 184V182H74V180H73ZM80 183V182H79ZM112 183V182H111ZM117 183H119V182H117ZM129 183V182H128ZM165 183H168V182H165ZM170 183V182H169ZM168 183V184H169ZM176 183V182H175ZM188 183V182H187ZM224 183V182H223ZM222 183V184H223ZM238 183H236V184H238ZM244 183H246V181L244 182ZM244 183H243V185H244ZM20 184H22V183H20ZM29 184V183H28ZM31 184V183H30ZM41 184V183H40ZM40 184H38V185H40ZM46 184V183H45ZM56 184V183H55ZM60 184V183H59ZM66 184V183H65ZM121 184V183H120ZM167 184V185H168ZM178 184V183H177ZM182 185H183V182L181 183ZM203 184V186H204V183H202ZM201 184V185H202ZM249 184V183H248ZM248 184H247V186H248ZM264 184V183H263ZM3 185H5L4 183H3ZM14 185V183L12 184V186ZM14 185V186H15ZM32 185V184H31ZM31 185H29V186H31ZM37 185V186H38ZM47 185V184H46ZM57 185V184H56ZM68 185H69V183H68ZM71 185V184H70ZM70 185H69V187H70ZM77 185V184H76ZM82 185V184H81ZM123 185V184H122ZM146 185V184H145ZM144 185V186H145ZM154 185V187H156ZM170 185H171V183H170ZM192 185V184H191ZM206 185V184H205ZM207 185H209L210 186V184H207ZM212 185V184H211ZM221 185V184H220ZM224 185V184H223ZM226 185H228V184H226ZM239 185H241V184H238V187H240ZM246 185V184H245ZM16 186V187H17ZM22 186V185H21ZM27 186V185H26ZM36 186V185H35ZM45 186V185H44ZM51 186V185H50ZM55 186V185H54ZM53 186V187H54ZM74 186V185H73ZM114 186V185H113ZM139 186V185H138ZM200 186V185H199ZM217 186H219V184H217ZM216 186V187H217ZM15 187V188H16ZM34 187V186H33ZM39 187V186H38ZM41 187V186H40ZM52 187V186H51ZM60 187H61V185H60ZM60 187L58 186V187H56V188H59V190H60ZM63 187V186H62ZM67 188H68V186H66ZM75 187V186H74ZM77 187H78V185H77ZM80 187V186H79ZM110 187H112V186H110ZM117 187V186H116ZM127 187H128V185H127ZM130 187V186H129ZM134 187V186H133ZM141 187V186H140ZM139 187V188H140ZM149 187V186H148ZM154 187H152L151 189L152 190H154L153 188ZM170 187V186H169ZM204 187H207V186H204ZM215 187V186H214ZM213 187V188H214ZM237 187V186H236ZM237 187V188H238ZM6 188V187H5ZM8 188H10V185H9V187ZM18 188V187H17ZM36 188V187H35ZM48 188V187H47ZM46 188V189H47ZM55 188V187H54ZM53 188V189H54ZM76 188V187H75ZM114 188V187H113ZM126 188V187H125ZM142 188V187H141ZM147 188V187H146ZM165 188V187H164ZM182 188H183V186H182ZM200 188V191H201V187H199ZM242 188V187H241ZM243 188H245V186L243 187ZM247 189H248V191H244L245 193L244 194H248V192L250 193L252 190H250V188L251 187H246ZM1 189V188H0ZM11 189V188H10ZM13 189V188H12ZM20 189H21V187H20ZM20 189H18V190H20ZM28 189V188H27ZM31 189H32V187H31ZM40 189V188H39ZM42 189V188H41ZM70 189V188H69ZM74 189V188H73ZM76 189H78V188H76ZM104 189H107V188H104ZM115 189V188H114ZM113 189V190H114ZM120 189H122V188H120ZM124 189V188H123ZM128 189V188H127ZM137 189V188H136ZM151 189H149V190H151ZM196 189V188H195ZM198 189V188H197ZM206 190H207V188H205ZM216 189V188H215ZM218 189V188H217ZM216 189V190H217ZM239 189V188H238ZM6 190V189H5ZM9 190V189H8ZM48 190H49V188H48ZM54 190H57V191H59L58 189H54ZM63 190V189H62ZM71 190V189H70ZM75 190V189H74ZM116 190H117V188H116ZM148 190V191H149ZM155 190H157V189H155ZM158 190H159V188H158ZM158 190H157V192H158ZM175 190V189H174ZM188 190V189H187ZM204 190V189H203ZM205 190V191H206ZM214 190V189H213ZM235 190V189H234ZM241 190V189H240ZM250 190V191H249ZM255 190V189H254ZM253 190V191H254ZM3 191V190H2ZM37 191V190H36ZM41 191V190H40ZM115 191V190H114ZM120 191V190H119ZM144 191H146V189L144 188V190L143 191H141V192H139L140 194H142V198H143V194H145L146 192H148V191H146V192H144ZM162 191V190H161ZM160 191V192H161ZM173 191V190H172ZM208 191V190H207ZM218 191V190H217ZM219 191H220V188H219ZM239 191V190H238ZM252 191V192H253ZM260 191V190H259ZM0 192H1V190H0ZM4 192V191H3ZM2 192V193H3ZM6 192H7V190H6ZM11 193L13 192V191H10ZM16 192V191H15ZM29 192V191H28ZM35 192V191H34ZM34 192H30V193H33L34 194ZM39 192V191H38ZM54 192V191H53ZM53 192L51 191V193L53 194ZM60 192V191H59ZM70 192H72V191H70ZM97 192V191H96ZM96 192L94 193L95 195H96ZM104 192V191H103ZM109 192H111V190L109 191ZM113 192V191H112ZM116 192V191H115ZM121 192H123V191H121ZM131 192V191H130ZM134 191H132L131 193H133ZM137 192V193H138ZM151 192V191H150ZM157 192H155L156 193V195H158L157 194ZM163 192V191H162ZM178 192V191H177ZM198 192V191H197ZM229 192V191H228ZM234 192V191H233ZM232 192V193H233ZM236 192V191H235ZM256 192V191H255ZM1 193V194H2ZM8 193V192H7ZM10 193V194H11ZM19 193V192H18ZM26 193V192H25ZM29 193V194H30ZM36 193V192H35ZM47 193H49V192H46V194ZM66 194L68 193V192H65ZM75 193V192H74ZM124 193V192H123ZM127 194H125L124 196H128L129 197V192H126ZM153 193V192H152ZM167 193V192H166ZM176 193V192H175ZM179 193H181V191H179ZM185 193V192H184ZM191 193V192H190ZM196 193V192H195ZM199 193V192H198ZM212 194H213V192H211ZM231 193V194H232ZM240 193H242V192H240ZM14 194V193H13ZM16 194V193H15ZM14 194V195H15ZM27 194V193H26ZM25 194V195H26ZM28 194V195H29ZM37 194V193H36ZM41 194V193H40ZM44 194H45V192H44ZM89 194V193H88ZM90 194H91V192H90ZM89 194V195H90ZM98 194H100L101 195V193H99V191H98ZM134 194V193H133ZM136 194V193H135ZM146 194H148V193H146ZM162 194V193H161ZM171 194V193H170ZM174 194V193H173ZM183 194V193H182ZM185 194H188V192L187 193H185ZM201 194V193H200ZM210 194V193H209ZM208 194V195H209ZM214 194H217V193H214ZM219 194V193H218ZM220 194H222V193H220ZM223 194H226V193H223ZM230 194V193H229ZM228 194V195H229ZM237 194V193H236ZM252 194V193H251ZM13 195V196H14ZM42 195H43V192H42ZM70 195V194H69ZM73 195V194H72ZM89 195H88V197H89ZM95 195H94V197H95ZM104 195V194H103ZM105 195H107V194H105ZM131 195L132 194H130V197H131ZM138 195V194H137ZM151 195V194H150ZM153 195H155L154 193H153ZM164 195V194H163ZM178 195V194H177ZM181 195V194H180ZM191 195V194H190ZM189 195V196H190ZM193 195H195V194H193ZM192 195V196H193ZM199 195V194H198ZM227 195V196H228ZM239 195V194H238ZM238 195H237V197H238ZM253 195V194H252ZM252 195H251V197H252ZM15 196H17V195H15ZM24 196V195H23ZM27 196V195H26ZM31 196V195H30ZM29 196V197H30ZM49 196H51L50 195V193H49ZM48 196V197H49ZM57 196V195H56ZM108 196V195H107ZM133 196V195H132ZM134 196H136V195H134ZM139 196V195H138ZM165 196H167L166 194H165ZM182 196V195H181ZM210 196V195H209ZM217 196V195H216ZM216 196L214 195V197L216 198ZM223 196V195H222ZM225 196V195H224ZM246 197H247V195H245ZM250 196V195H249ZM254 196V195H253ZM1 197V196H0ZM3 197V196H2ZM1 197V198H2ZM9 197V196H8ZM19 197H21L20 195H19ZM28 197V196H27ZM28 197V198H29ZM31 197H33V196H31ZM35 197V196H34ZM36 197H38L37 195H36ZM45 197V196H44ZM47 197V198H48ZM53 197H54V195H53ZM63 197V196H62ZM67 197V196H66ZM86 197H87V195L85 196V198H83L84 200L83 201H85V199H86ZM98 197H100L99 195H98ZM120 197H121V195H120ZM144 197H145V195H144ZM160 197V196H159ZM162 197V196H161ZM176 197V196H175ZM188 197V196H187ZM212 197V196H211ZM210 197V198H211ZM226 197V196H225ZM232 197H234V196H232ZM240 197H241V195H240ZM244 197V196H243ZM242 197V198H243ZM259 197V196H258ZM16 198V197H15ZM108 198V197H107ZM125 198V197H124ZM133 198V197H132ZM131 198V199H132ZM170 198H172V197H170ZM181 198V197H180ZM214 198V199H215ZM217 198H219V196L217 197ZM216 198V199H217ZM223 197H221V199H222ZM254 198V197H253ZM8 199H10L12 202H13V200H12V198H8ZM8 199H6V200H8ZM14 199V198H13ZM21 199H22V197H21ZM29 199H31V198H29ZM34 199V198H33ZM41 199V198H40ZM39 199V200H40ZM42 199H44V198H42ZM41 199V200H42ZM48 199H50V198H48ZM52 199V198H51ZM56 199H58V197H56ZM63 199V198H62ZM61 199V200H62ZM75 199H76V197H75ZM78 199V198H77ZM77 199H76V202H77ZM88 199V198H87ZM97 199V198H96ZM104 199V198H103ZM119 199H121V198H119ZM118 199V200H119ZM128 199V198H127ZM141 199V198H140ZM144 199V198H143ZM147 199H148V197H147ZM154 199V198H153ZM157 200H158V198H156ZM179 199V198H178ZM196 199V198H195ZM198 199V198H197ZM201 199H202V194H201ZM224 199V198H223ZM227 199V198H226ZM230 199H232V198H230ZM230 199H229V201H230ZM245 199V198H244ZM243 199V200H244ZM258 199V198H257ZM3 200V199H2ZM2 200H1V202H2ZM15 200V199H14ZM18 200H19V198H18ZM26 200V199H25ZM25 200H24V202H25ZM59 200H60V198H59ZM61 200L59 201V202H61ZM65 200V199H64ZM82 200V199H81ZM89 200V199H88ZM92 200H95V199H92ZM92 200H89V201H92ZM105 200V199H104ZM111 200H113V198L111 199ZM117 200V201H118ZM151 200H152V197H151ZM151 200H149V201H151ZM163 200H165V199H163ZM167 200V199H166ZM165 200V201H166ZM172 200V199H171ZM176 200V199H175ZM174 200V201H175ZM181 200V199H180ZM190 201H191V199H189ZM199 201H200V199H198ZM220 200V199H219ZM242 200V201H243ZM247 200V199H246ZM248 200H250L249 198H248ZM251 200H253L252 198H251ZM260 200V199H259ZM16 201H17V198H16ZM28 201V200H27ZM30 201V200H29ZM37 201H38V199H37ZM43 201V200H42ZM44 201H45V199H44ZM49 202H50V200H48ZM47 201V202H48ZM54 202H55V200H53ZM63 201V200H62ZM70 201V200H69ZM75 201V200H74ZM78 201H79V199H78ZM107 201V200H106ZM116 201V202H117ZM120 202H121V204L123 203V201H121V200H119ZM118 201V202H119ZM126 201V200H125ZM136 201V200H135ZM140 201V200H139ZM144 200H142V202L141 203H139V204H141V205H139L138 204V207L140 206V209H143L142 208V204H144L143 205V207L147 204V202H146V200L143 202ZM148 201V200H147ZM148 201V202H149ZM154 201V200H153ZM160 201H162V200H160ZM160 201H158V202H160ZM164 201V202H165ZM168 201H170V200H168ZM168 201H166V202H168ZM197 201V200H196ZM203 201V200H202ZM214 201V200H213ZM225 201V200H224ZM223 201V202H224ZM233 201V200H232ZM241 201V200H240ZM241 201V202H242ZM255 201H256V199H255ZM6 202V201H5ZM10 202V201H9ZM23 202V201H22ZM32 202V201H31ZM57 202V201H56ZM59 202H57V203H59ZM66 202V201H65ZM81 202V201H80ZM87 202V201H86ZM86 202H84V204L86 203ZM98 203H99V201H97ZM100 202H103V201H100ZM110 202V201H109ZM112 202V201H111ZM113 202H114V200H113ZM112 202V203H113ZM133 202V201H132ZM145 202H146V204H145ZM163 202V203H164ZM172 202V201H171ZM180 202V201H179ZM185 202V201H184ZM187 202V201H186ZM198 202V201H197ZM211 202V201H210ZM216 202V201H215ZM221 202V201H220ZM227 202V201H226ZM234 202V201H233ZM254 202V201H253ZM18 203V202H17ZM28 203V202H27ZM30 203V202H29ZM34 203V202H33ZM41 204H42V202H40ZM64 203V202H63ZM67 203H69V202H67ZM71 204L73 203V202H70ZM78 203V202H77ZM82 203V202H81ZM88 203H91V202H88ZM80 204L77 208L78 209H80L79 210V212H83L84 213V215H85V213L87 212V214L90 212V211H94L93 209H95L96 207L94 206L95 204L94 203H91V204ZM96 203V202H95ZM131 203V202H130ZM151 203V202H150ZM149 203V204H150ZM154 203V202H153ZM161 204H162V202H160ZM176 203V202H175ZM178 203V202H177ZM182 203V202H181ZM192 203V202H191ZM194 203V202H193ZM225 203V202H224ZM245 203H246V201H245ZM257 203H260V202H258V200H257ZM263 203V202H262ZM8 204H11V202L10 203H8ZM20 204V203H19ZM21 204H23V203H21ZM25 204H26V202H25ZM30 204H32V203H30ZM45 204V203H44ZM52 204H54V203H52ZM74 204H75V202H74ZM79 204V203H78ZM94 204V205H93ZM105 204V203H104ZM115 204H117V203H115ZM120 203H118V205H119ZM126 204H129V202L128 203H126ZM148 204V205H149ZM190 204V203H189ZM195 205H196V203H194ZM209 204V203H208ZM214 204V203H213ZM212 204V205H213ZM220 204V203H219ZM226 204V203H225ZM224 204V205H225ZM231 204V203H230ZM229 204V205H230ZM234 204V203H233ZM27 205V204H26ZM47 205V204H46ZM55 205V204H54ZM59 205V204H58ZM70 205V204H69ZM68 205V206H69ZM73 205V204H72ZM76 205V204H75ZM99 205H100V203H99ZM98 205V206H99ZM113 205V204H112ZM130 205V204H129ZM128 205V206H129ZM133 205V204H132ZM155 205V204H154ZM164 205V204H163ZM168 205V204H167ZM218 205V204H217ZM228 204L227 205H225V207L226 206H229ZM235 206H237L236 204H234ZM238 205H241L240 203L238 204ZM243 206H244V204H242ZM247 205V204H246ZM257 205V204H256ZM14 206V205H13ZM43 206V205H42ZM42 206H41V208H42ZM60 206H61V204H60ZM64 206V205H63ZM101 206V205H100ZM133 206H135V205H133ZM132 206V207H133ZM137 206V205H136ZM135 206V207H136ZM170 206V205H169ZM198 206V205H197ZM200 206H201V204H200ZM207 206V205H206ZM208 206H210V205H208ZM208 206H207V208H208ZM219 206V205H218ZM231 206V205H230ZM243 206H241V207H243ZM259 206V205H258ZM7 207V206H6ZM15 207V206H14ZM21 207V206H20ZM55 207L56 208H59V206L57 207V204L55 205ZM146 207V206H145ZM144 207V208H145ZM156 207V206H155ZM168 207V206H167ZM171 207V206H170ZM173 207H174V205H173ZM188 207H189V205H188ZM202 207V206H201ZM203 207H205V206H203ZM220 207H221V205H220ZM247 207V206H246ZM250 207H252V205L250 204ZM261 207V206H260ZM262 207H263V205H262ZM1 208H2V206H1ZM11 208H13V207H11ZM40 208V209H41ZM44 208V207H43ZM52 208V207H51ZM62 208V207H61ZM65 208V207H64ZM76 208V207H75ZM76 208V209H77ZM100 208V207H99ZM110 208V207H109ZM120 208V207H119ZM129 208V207H128ZM147 208V207H146ZM150 208V207H149ZM159 208V207H158ZM166 208V207H165ZM164 208V209H165ZM184 208V207H183ZM190 208V207H189ZM191 208H192V206H191ZM190 208V209H191ZM207 208H206V210H207ZM219 208V207H218ZM228 209H229V207H227ZM237 208H238V206H237ZM9 209V208H8ZM45 209V208H44ZM47 209V208H46ZM54 210H55V208H53ZM66 209H67V206H66ZM65 209V210H66ZM70 209H71V207H70ZM108 209V208H107ZM112 209V208H111ZM114 209V208H113ZM137 209V208H136ZM139 209V210H140ZM151 209V208H150ZM153 209H154V207H153ZM203 209V208H202ZM210 209V208H209ZM214 209H215V207L213 208V211H214ZM224 209V208H223ZM228 209H227V211H228ZM251 209V208H250ZM5 210V209H4ZM11 210V209H10ZM15 210H18V209H15ZM20 210H22V209H20ZM28 210L29 209H26V210H24L23 211V213H25V211H27L28 212ZM43 210V209H42ZM41 210V211H42ZM74 210V209H73ZM72 210V211H73ZM102 210V209H101ZM129 210H131V209H129ZM129 210H127V211H129ZM168 209H166V211H167ZM179 210V209H178ZM185 210H188V209H185ZM199 210H201L200 208H199ZM216 210V209H215ZM219 210H221V209H219ZM240 210V209H239ZM242 210H243V208H242ZM247 210V209H246ZM249 210V209H248ZM262 210V209H261ZM7 211V210H6ZM12 211V210H11ZM45 211H47V210H45ZM70 210H67L65 213H67V212H69ZM103 211V210H102ZM108 211V210H107ZM122 211V210H121ZM126 211V212H127ZM133 211V210H132ZM138 211V210H137ZM143 211H146V210H143ZM142 211V214L144 213ZM150 211V210H149ZM148 211V212H149ZM191 211H193L192 209H191ZM212 211V210H211ZM218 211V210H217ZM232 211V213H234V211H233V208H232V210H230V212ZM245 211V210H244ZM244 211H242L241 213H243ZM250 211H252V210H250ZM1 212V211H0ZM8 212V211H7ZM10 212V211H9ZM8 212V213H9ZM14 212V211H13ZM16 212V211H15ZM15 212H14V215H15ZM19 212H21V211H19ZM50 212V211H49ZM52 212V211H51ZM57 212V211H56ZM55 212V214L56 215H58L57 213ZM71 212V211H70ZM70 212L68 213V214H70ZM74 212V211H73ZM78 212V211H77ZM95 212V211H94ZM99 212H100V210H99ZM113 212V211H112ZM115 212V211H114ZM113 212V213H114ZM125 212V211H124ZM125 212V213H126ZM136 212V211H135ZM152 212V211H151ZM151 212H149V213H151ZM159 212V211H158ZM161 212V211H160ZM163 212V211H162ZM161 212V213H162ZM169 212V211H168ZM177 212H180V211H177ZM184 212V211H183ZM208 212H209V210H208ZM221 212V211H220ZM222 212H224V211H222ZM235 212H236V210H235ZM238 212V211H237ZM253 212V211H252ZM4 213V212H3ZM28 213H31V210H30V212H28ZM32 213L34 214V212L32 211ZM31 213V214H32ZM42 213V212H41ZM62 213H64V212H62ZM64 213V214H65ZM76 213V212H75ZM98 213V212H97ZM118 213V212H117ZM119 213H120V211H119ZM140 213L141 212H139V214H138V216H139V219H137L138 221L139 220H141L142 218L141 217H144L142 214V216H140ZM152 213H154V212H152ZM193 213V212H192ZM225 213V212H224ZM228 213V215H230V217L228 216V219L229 218H231V221H232V217H231V215H232V213L231 214H229V211L227 212ZM1 214V213H0ZM4 214H6V213H4ZM10 214V213H9ZM8 214V215H9ZM19 214H21V213H19ZM27 214V213H26ZM26 214H24V215H26ZM30 214V215H31ZM52 214V213H51ZM74 213H72L71 215H73ZM78 214V213H77ZM86 214V215H87ZM93 214V213H92ZM104 214V213H103ZM107 214V213H106ZM129 214V213H128ZM135 214V213H134ZM166 214V213H165ZM164 214V215H165ZM175 214V213H174ZM173 214V215H174ZM182 214V213H181ZM188 214V213H187ZM186 214V215H187ZM194 214V213H193ZM196 214V213H195ZM194 214V215H195ZM201 214V211H200V213L198 214V215H200ZM204 214V213H203ZM206 214V213H205ZM214 214V213H213ZM217 214H218V216H219V212H217V213H215V216H217ZM240 214V213H239ZM244 214H245V212H244ZM248 214H250V212L248 213L247 212V215ZM252 214V213H251ZM5 216V217H9V216H13L12 214H10L9 216ZM29 215V218L31 217ZM37 216H38V213L36 214ZM39 215H40V213H39ZM45 215V214H44ZM47 215V214H46ZM61 215V214H60ZM79 215V214H78ZM77 215V216H78ZM94 215V214H93ZM95 215H96V213H95ZM93 216V217H95L96 218V216ZM98 215V217H99V214H97ZM112 215V214H111ZM114 215V214H113ZM132 215V214H131ZM131 215H129V216H131ZM136 215H137V212H136ZM135 215V217L137 218V216ZM145 215H146V213H145ZM150 214H148V218L150 217L149 216ZM154 215V214H153ZM163 215V213L160 215L161 217H160V219L164 216ZM170 215V214H169ZM172 215V214H171ZM189 215V214H188ZM188 215H187V218H189L188 217ZM210 215V214H209ZM224 215H226V214H224ZM242 215V214H241ZM255 215V214H254ZM16 216V215H15ZM15 216H13V218H15ZM22 216H23V214L22 215H20V217L22 218ZM28 216V215H27ZM26 216V217H27ZM37 216H33V218H32V221H34V217H37ZM42 216V214L40 215V217ZM48 216V215H47ZM53 216V215H52ZM59 216V215H58ZM57 216V217H58ZM63 216V215H62ZM69 216V215H68ZM77 216H76V218H77ZM88 216V215H87ZM91 216V215H90ZM107 216V215H106ZM105 216V217H106ZM152 216V215H151ZM158 216V215H157ZM184 216V215H183ZM190 217L191 216H193V215H191V213H190V215H189ZM211 216V215H210ZM215 216H213V218H209V220L210 219H213V220H215L214 219V217ZM221 216V215H220ZM233 217H234V214L232 215ZM239 216V215H238ZM242 216H244V215H242ZM1 217V216H0ZM56 217V216H55ZM67 217V216H66ZM65 217V218H66ZM71 217V216H70ZM82 217V216H81ZM85 219H86V217L85 216H83ZM133 217V219L135 218L134 217V215L132 216ZM146 217V216H145ZM159 217V216H158ZM176 217V216H175ZM180 217V216H179ZM196 217V216H195ZM198 217H200V216H198ZM198 217H196L195 219H197ZM208 217V216H207ZM222 217H223V214H222ZM245 217V216H244ZM243 217V218H244ZM250 217V216H249ZM248 217V218H249ZM255 217V216H254ZM2 218H4V215H3V217ZM11 218V217H10ZM21 218H18L17 217V219H18V223L20 222L19 221V219H21ZM24 218H25V216H24ZM29 218L27 217V219L26 220H29ZM39 218V217H38ZM41 218H44V217H41ZM45 218H47L46 216H45ZM45 218H44V220L43 221H45ZM50 218H51V216H50ZM68 218V217H67ZM74 218L75 217H73V221H72V223H74L75 221H74ZM75 218V219H76ZM141 218V219H140ZM148 218H146V219H148ZM152 218V217H151ZM164 218L165 217H163V220H164ZM168 218V217H167ZM171 218V217H170ZM174 218V217H173ZM186 218V219H187ZM201 218V217H200ZM221 218V217H220ZM237 218V217H236ZM236 218H235V220H236ZM5 219V221H6V219L7 218H4ZM3 219V220H4ZM9 219V218H8ZM12 219V218H11ZM23 219V218H22ZM53 219H54V217H53ZM63 219L64 218H62L61 220L63 221ZM71 219V218H70ZM79 219H80V217H79ZM94 219V218H93ZM97 219V218H96ZM100 219V218H99ZM98 219V220H99ZM103 219V218H102ZM109 219V218H108ZM176 219V218H175ZM179 219V218H178ZM178 219H177V221H178ZM181 219H182V223H184V221H183V218L181 217ZM181 219H179V221L181 220ZM190 219V218H189ZM226 219V218H225ZM238 219V218H237ZM246 219H247V217H246ZM250 219H253V217L252 218H250ZM2 220V219H1ZM2 220V221H3ZM13 220V219H12ZM15 220V219H14ZM37 220V219H36ZM40 220V218L38 219V221ZM49 220V219H48ZM52 220V219H51ZM81 220V219H80ZM88 221L90 220V217H89V219H87ZM131 220H132V218H131ZM130 220V221H131ZM136 220V221H137ZM144 220V219H143ZM159 220V219H158ZM200 220V219H199ZM202 220H203V218H202ZM204 220H206L205 218H204ZM217 220H218V218H217ZM241 220V219H240ZM11 221V220H10ZM15 221H17V220H15ZM23 221L25 222V220L23 219ZM32 221H28L29 222V225H30V223H32L33 224V222ZM42 221V222H43ZM47 221V220H46ZM56 221V220H55ZM54 221V222H55ZM70 222H71V220H69ZM68 221V222H69ZM79 221V220H78ZM83 221H84V219H83ZM82 221V222H83ZM135 221V222H136ZM137 221V222H138ZM142 221V220H141ZM146 222H147V220H145ZM150 221V220H149ZM159 221H162V219L161 220H159ZM168 221V220H167ZM207 221V220H206ZM230 221V219H229V223L231 222ZM234 221V220H233ZM247 221H250V220H248L247 219ZM255 221V220H254ZM1 222V221H0ZM4 222V221H3ZM9 222V221H8ZM22 222V221H21ZM23 222V223H24ZM28 222H25V224L26 223H28ZM41 221H39V223H40ZM41 222V223H42ZM93 222V221H92ZM91 222V223H92ZM114 222V221H113ZM140 222V221H139ZM144 222V221H143ZM153 222H154V220H153ZM165 222V221H164ZM163 221H162V225L164 224H166V223H164ZM181 222V221H180ZM187 222H189V221H187ZM191 222H192V220H191ZM198 222H200V223H203V222H201V221H196V223H193V225L195 226V225H199L200 223H198ZM205 222V221H204ZM214 222V221H213ZM219 223L221 222V221H218ZM223 222H224V219H223ZM227 222V221H226ZM237 222V221H236ZM240 222V221H239ZM245 222V221H244ZM256 222V221H255ZM2 223V222H1ZM0 223V224H1ZM12 223V222H11ZM11 223H10V225H11ZM22 223V224H23ZM36 223V225L37 224H39V223H37V222H35ZM50 223H52V222H50ZM49 223V224H50ZM78 223V222H77ZM85 223V222H84ZM84 223H83V225H84ZM91 223H90V226H91ZM98 223H100V222H98ZM125 223V222H124ZM140 223H142V222H140ZM151 223H152V221H151ZM159 223V222H158ZM171 223H173V222H171ZM181 223V224H182ZM207 223V222H206ZM205 223V224H206ZM208 223H210V222H208ZM207 223V224H208ZM218 223V224H219ZM225 223V222H224ZM257 223V222H256ZM7 224V223H6ZM45 224V223H44ZM48 224V225H49ZM58 224V223H57ZM76 224V223H75ZM74 224V226H76ZM116 224V223H115ZM143 224V223H142ZM145 225H146V223H144ZM157 224V223H156ZM155 224V225H156ZM169 225H170V223H168ZM167 224V225H168ZM175 224V229L176 228H180V227H176V223H174ZM188 224H191V223H188ZM212 224V225H211ZM211 226H212V228H216L217 227V223H216V221H215V224H217V225H215L216 227H213L214 226V224L211 222ZM220 224H222V222L220 223ZM219 224V225H220ZM228 224V223H227ZM227 224H226V226H227ZM235 224V223H234ZM242 224H244L243 222H242ZM241 224V225H242ZM255 223L253 222V225H254ZM4 225H5V222H4ZM8 225V224H7ZM9 225V226H10ZM13 225H15V223H13ZM16 225H17V222H16ZM16 225L14 226V227H16ZM39 225H41V224H39ZM43 225V224H42ZM46 225H47V222H46ZM47 225V226H48ZM53 225H55V223H53ZM79 225V224H78ZM81 225H82V223H81ZM95 225V224H94ZM99 225V224H98ZM122 225H123V222H122ZM121 225V227L123 228V226ZM126 224H124V226H125ZM129 225V224H128ZM137 225L140 227V228H142L143 229V226L141 225H139V223H137ZM144 225V227H145V229L146 228H148L149 229V227L151 226V228H152V224H150L149 225V227H147L148 226V224H147V226H145ZM162 225H158L157 224V226H155V228H153V230L155 231L154 233H152V234H154V237L155 238H159V239H162V240H165V236L169 233V231H168V233H167V230L166 231H164L165 229H163V226ZM187 225V224H186ZM192 224H191V226H193ZM204 225V224H203ZM218 225V226H219ZM230 225V224H229ZM17 226H19V227H21V229H22V232H23V229H25V228H23V226H25L24 224L23 225H17ZM28 226V225H27ZM33 226V225H32ZM52 226V225H51ZM56 226V225H55ZM58 226V225H57ZM62 226H63V224H62ZM67 226H68V224H67ZM66 226V227H67ZM71 226H72V224H71ZM113 227L115 226V225H112ZM112 226H110V228L112 227ZM136 226V225H135ZM162 226V227H161ZM180 226H182L181 228H183V226L184 225H180ZM188 226V225H187ZM191 226H190V228H191ZM199 226H201L202 227V225H199ZM199 226H197L198 228H199ZM225 226V227H226ZM230 226H232V225H230ZM234 226V225H233ZM237 226V225H236ZM235 226V227H236ZM239 226V225H238ZM237 226V227H238ZM251 226V225H250ZM255 226H257L256 224H255ZM255 226H253V227H255ZM2 227H4L3 225H2ZM29 227H31V225L29 226ZM29 227H27V228H29ZM34 227V226H33ZM50 227V226H49ZM54 227V226H53ZM65 227V226H64ZM88 227H89V225H88ZM100 227V226H99ZM117 227V226H116ZM131 227H133V226H131ZM165 227V226H164ZM167 227V226H166ZM165 227V228H166ZM169 227H171V225L169 226ZM185 227V226H184ZM204 227V226H203ZM205 227H207V226H205ZM221 228L222 227H224V226H220ZM252 227V228H253ZM258 227H259V224H258ZM4 228H6V225H5V227ZM3 228V229H4ZM10 228V227H9ZM11 228H12V226H11ZM45 228H47V227H45ZM55 229H56V227H54ZM54 228L52 229L51 228V230H53L54 231ZM59 228V227H58ZM63 228V227H62ZM71 228V227H70ZM79 228V227H78ZM82 228V227H81ZM92 229H93V227H91ZM96 228V227H95ZM94 228V229H95ZM101 228V227H100ZM103 228V227H102ZM101 228V229H102ZM109 228V227H108ZM138 227H133L132 229H137ZM140 228L139 229H137V230H139V232H141V230H140ZM151 228H150V231L152 232V230H151ZM188 228V227H187ZM208 228V227H207ZM206 228V229H207ZM210 228V227H209ZM219 228V227H218ZM220 228V229H221ZM228 228V227H227ZM226 228V229H227ZM256 228V227H255ZM15 228H12V231L14 230ZM19 230H20V228H18ZM31 228H29V230H30ZM42 229V228H41ZM50 229V228H49ZM59 229H61V228H59ZM77 229V228H76ZM97 229V228H96ZM95 229V230H96ZM113 229V228H112ZM116 229V228H115ZM126 229V228H125ZM145 229H143V231L145 230ZM174 228H172V230H173ZM192 229V228H191ZM193 229H195V228H193ZM197 229V228H196ZM195 229V230H196ZM206 229H205V231H206ZM230 229V228H229ZM229 229H227V230H229ZM233 229V228H232ZM248 229H249V227H248ZM257 229L258 228H256V231H257ZM5 230V229H4ZM29 230H26L25 229V231H27V232H29ZM34 230V229H33ZM37 231H38V229H36ZM40 230V229H39ZM47 230V229H46ZM67 230V229H66ZM71 230H73V229H71ZM75 230V229H74ZM78 230V229H77ZM98 230V229H97ZM129 230V229H128ZM136 230V231H137ZM185 230V229H184ZM187 230V229H186ZM195 230H194V233H195ZM201 230H202V228L200 229V232L199 233H201ZM209 230V231H208ZM222 230V229H221ZM6 232L8 231V227H7V229L5 230ZM11 231V229L9 230V232H7V233H9V234H12V236H10V238L11 237H13V234L15 235V231H17L16 229H15V231L14 232H12ZM121 231V230H120ZM122 231H124V229L122 230ZM147 231V233L149 232L148 230H145L144 232H146ZM177 231H178V229H177ZM177 231H175L174 230V232H176L177 233ZM181 231V230H180ZM180 231H179V233H180ZM183 231V230H182ZM193 231V230H192ZM197 231H198V229H197ZM204 231V230H203ZM216 231V230H215ZM217 231H218V229H217ZM226 231V230H225ZM230 231H232V230H230ZM235 231V230H234ZM233 231V233L235 234V232ZM19 231H17V233H18ZM22 232L20 231L19 233L22 235ZM48 232V231H47ZM59 232H61V231H59ZM64 232H65V230H64ZM74 232V231H73ZM125 232L127 233V231L125 230ZM144 232H143V235H144ZM166 232V233H165ZM187 232V231H186ZM190 232H191V230H190ZM207 232V233H206ZM205 233L206 234H208V232H210V229H207V231H206ZM25 234H26V232H24ZM33 233V232H32ZM31 233V234H32ZM43 235H45V233H44V230H43ZM63 232H61V235H64V234H62ZM66 233V232H65ZM68 233H69V231H68ZM89 233V232H88ZM97 234L99 233V231L98 232H96ZM146 233V236H145V239H146V237H148L147 235H149V234H147ZM183 233V232H182ZM184 233H185V231H184ZM188 233V232H187ZM212 233H213V229H212ZM212 233H211V235H210V233H209V235L210 236H213L212 235ZM222 233H223V231H222ZM229 233V232H228ZM249 233H250V231H249ZM253 233H257V232H253ZM29 234V233H28ZM28 234H27V238L28 237H30V235L28 236ZM47 234V233H46ZM51 234V233H50ZM50 234L48 233L47 234V236L49 235L50 236ZM54 234V233H53ZM57 234H60V233H56V235ZM79 234V233H78ZM104 234H105V229H104ZM103 234V235H104ZM130 234V233H129ZM189 234V233H188ZM192 234H193V232H192ZM192 234H189L188 236L190 237V235H191V238H193V235ZM202 234V233H201ZM217 234V233H216ZM218 234H220V237L222 238V234L220 233V232H218ZM225 234H226V232H225ZM251 234V233H250ZM263 234V233H262ZM261 234V235H262ZM17 235V234H16ZM21 235H18V236H20V238L22 237ZM90 235V234H89ZM100 235H102V234H100ZM150 235H151V233H150ZM179 235H181V234H177V235H174L173 233H172V236L170 235V233H169V236H171V240H167L169 243H170V241H174V245H178V247H179V242L181 241V243H183L182 242V240L180 239V236ZM186 235V234H185ZM195 235H196V233H195ZM200 235V234H199ZM230 236L232 235V233L231 234H229ZM255 235V234H254ZM258 235V234H257ZM7 235L6 234H4V236L3 237H5L6 238V240H7V237H6ZM8 236V237H9ZM17 236V237H18ZM34 236H35V234H34ZM36 236H38V233H37V235ZM47 236L45 235V237L47 238ZM52 236V235H51ZM54 236V235H53ZM52 236V237H53ZM75 237L76 236H78L77 235V233H76V235H74ZM82 236V235H81ZM84 236V235H83ZM106 235H104V237H105ZM119 236H120V234H119ZM168 236V235H167ZM187 236V235H186ZM203 236H204V234H203ZM208 236V235H207ZM209 236V237H210ZM233 237H234V235H232ZM253 236V235H252ZM31 237H33V236H31ZM30 237V239L32 240V238ZM66 237V236H65ZM65 237H64V239H65ZM70 237V236H69ZM75 237H74V239H75ZM85 237H86V235H85ZM95 237V236H94ZM151 237H153V236H151ZM164 237V238H163ZM196 236H194V238H195ZM200 237H201V235H200ZM216 237V236H215ZM218 237V236H217ZM219 237V238H220ZM225 237V236H224ZM223 237V238H224ZM232 237V238H233ZM244 237H247V235L246 236H244ZM243 237V238H244ZM254 237V236H253ZM264 237V236H263ZM9 238V239H10ZM23 238V237H22ZM21 238V239H22ZM34 238H36V237H34ZM41 238V237H40ZM56 238V237H55ZM60 238V237H59ZM58 236H57V244L60 242V243H62V241H64V239L61 241V240H59V242H58ZM71 238V237H70ZM80 238V237H79ZM88 237H86L85 239H87ZM92 237L90 236V238L89 239H91ZM107 238V237H106ZM110 238V237H109ZM167 238H169V237H167ZM181 238H183V236L181 237ZM184 238H185V236H184ZM191 238H189V239H191ZM205 238V237H204ZM227 238V237H226ZM225 238V239H226ZM230 238V237H229ZM255 238V237H254ZM8 239V240H9ZM13 239H15V238H11V241L13 240ZM19 239V238H18ZM17 239V240H18ZM47 239H49V238H47ZM73 239V241H72V239H71V241L73 242V247H74V245L75 244H77L78 243V238H77V240H76V242L74 243V240ZM81 239V238H80ZM84 239V238H83ZM95 239V238H94ZM103 239V238H102ZM141 239H143V238H141ZM151 239V238H150ZM154 239V238H153ZM153 239H151V240H149V241H151L152 242V240ZM189 239H184L185 241L187 240V241H189L190 242V240ZM217 239V238H216ZM247 238H245V240H246ZM248 239H249V237H248ZM247 239V240H248ZM262 239V238H261ZM260 239V240H261ZM4 240V239H3ZM3 240H0V243H1V241H3ZM16 240V239H15ZM14 240V241H15ZM16 240V241H17ZM24 239H22V241H23ZM42 240V239H41ZM41 240H39L38 242H41ZM49 240H51V239H49ZM69 240V239H68ZM104 240H105V238H104ZM111 240V239H110ZM110 240H108V241H110ZM192 240V239H191ZM200 240V239H199ZM198 240V241H199ZM207 240V239H206ZM205 240V241H206ZM209 240V239H208ZM211 240V239H210ZM227 241L226 242H230L231 240V242H233V239H231L230 241H228L229 239L227 238L226 239ZM235 240V239H234ZM238 240V239H237ZM243 240V239H242ZM251 240H252V238H251ZM263 240V239H262ZM20 241V240H19ZM35 241V240H34ZM45 241V240H44ZM82 241V240H81ZM84 241H86V240H84ZM89 241H91V240H89ZM100 241H102V240H100ZM107 241V242H108ZM143 241H147V239L146 240H142V242ZM153 241H155L156 243H158L159 242V244H161L163 241H159L158 240V242H157V240H153ZM193 242L195 241L194 239L192 240ZM197 241V240H196ZM236 241V240H235ZM3 242H5V241H3ZM7 242H9V241H7ZM13 242V241H12ZM24 242V241H23ZM30 242H33V241H30ZM37 242V243H38ZM43 242V241H42ZM42 242H41V244H42ZM45 242H48V241H45ZM92 242V241H91ZM99 242V241H98ZM106 242V241H105ZM136 242H137V240H136ZM151 242H149V243H151ZM161 242V243H160ZM209 242V241H208ZM245 242V241H244ZM243 242V243H244ZM247 242H249V241H247ZM254 242V241H253ZM11 243V242H10ZM10 243H3L4 245H6V244H10ZM15 243V242H14ZM14 243H13V245H14ZM16 243H18V242H16ZM16 243H15V245H16ZM27 243V242H26ZM25 243V244H26ZM37 243H36V245H37ZM52 243V242H51ZM79 243H80V241H79ZM104 243V241L102 242V244ZM135 243V242H134ZM138 243H140V242H138ZM164 243H166V242H164ZM164 243H162V245L164 246V250L165 251H167V252H165V256H168V254L166 255V253H168V251H169V249L171 248V247H165V245H164ZM185 243V242H184ZM187 243V242H186ZM185 243V244H186ZM197 243H199V242H197ZM197 243H195V245H196V247H197ZM202 243H203V241H202ZM206 243V242H205ZM212 242L210 241V244H211ZM225 243V242H224ZM238 243H239V241H238ZM250 243V242H249ZM21 244H23V243H21ZM30 244V243H29ZM31 244H33V243H31ZM30 244V245H31ZM39 244V243H38ZM47 244V243H46ZM46 244H44V245H46ZM50 244V243H49ZM55 244V243H54ZM72 244V243H71ZM70 244V245H71ZM83 244V243H82ZM84 244H85V246L87 245V243H85L84 242ZM97 243H95V245H96ZM104 244H106V243H104ZM108 244H109V242H108ZM151 244H153V246L152 247H156L155 248V251L154 252H157L156 251V249H157V246L154 244V242H152ZM173 244V243H172ZM188 244V243H187ZM186 244V245H187ZM194 244V243H193ZM200 244H201V242H200ZM217 243H215L214 245H216ZM229 243H227L226 245H228ZM233 244V243H232ZM240 244H241V242H240ZM246 244V243H245ZM261 244H262V242H261ZM10 245H12V243L10 244ZM17 245H19V247H20V244H17ZM56 245V244H55ZM54 245V246H55ZM59 245L60 244H58V250L61 252V250L59 249L60 247H61V245H60V247H59ZM64 244H62V246H63ZM67 245V244H66ZM70 245L68 244V246L70 247ZM78 245V244H77ZM99 245V244H98ZM101 245V244H100ZM109 245H111V242H110V244ZM150 245V244H149ZM166 245H168L167 243H166ZM170 245V244H169ZM185 245V247H184V249L187 247ZM189 245V244H188ZM207 245V244H206ZM206 245H205V247H206ZM212 245V244H211ZM218 245V244H217ZM230 245V244H229ZM228 245V246H229ZM233 245H235V244H233ZM233 245H232V247H231V249H233V248H237V247H233ZM237 245V244H236ZM244 245V244H243ZM251 245V244H250ZM1 246H3V245H1ZM27 246V245H26ZM34 246V245H33ZM41 246V245H40ZM43 246V245H42ZM52 248H53V243H52ZM51 246H47L48 248H50ZM78 246H80V245H78ZM103 247H105V245H102ZM132 246H133V244H132ZM142 247L144 246V245H141ZM173 246V245H172ZM180 246H182V248H183V244L182 245H180ZM219 246V245H218ZM227 246V247H228ZM231 246V245H230ZM239 246V245H238ZM247 246V245H246ZM249 246V245H248ZM252 246V245H251ZM261 246H263V245H261ZM260 246V247H261ZM4 247V246H3ZM3 247H1V248H3ZM6 247V246H5ZM10 247V246H9ZM18 247V246H17ZM39 247V246H38ZM37 247V250L39 249ZM43 247H45V246H43ZM64 247V246H63ZM76 247V246H75ZM80 247H82V245L80 246ZM80 247H78L77 249H76V251L79 249L80 250ZM93 247H94V244H93ZM99 247V246H98ZM108 247V246H107ZM131 247V246H130ZM137 247H139V245L137 246ZM141 247V248H142ZM146 246H144L142 249H144ZM177 247V248H178ZM204 247V244H203V248H205ZM209 247H210V245H209ZM212 247H213V245H212ZM222 247V246H221ZM225 247V246H224ZM223 247V248H224ZM241 247H243L242 245H241ZM8 248V247H7ZM14 248V247H13ZM22 248H24V246L22 247ZM28 248V247H27ZM31 248V247H30ZM29 248V249H30ZM34 249H35V247H33ZM46 248V247H45ZM67 248V247H66ZM82 248H84V247H82ZM147 248H148V245H147ZM158 248H162V247H158ZM169 248V249H168ZM176 248V250H178L179 248H181V247H179L178 249ZM199 249H200V247H198ZM202 248V247H201ZM208 248V247H207ZM206 248V249H207ZM226 248V247H225ZM230 248V247H229ZM228 248V249H229ZM245 248V247H244ZM247 248V247H246ZM262 248V247H261ZM263 248H264V246H263ZM11 250H13L12 248H10ZM9 249V250H10ZM18 249V248H17ZM20 250H21V248H19ZM41 249H43V248H41ZM40 249V251H42ZM70 249H73V248H69L68 250H70ZM104 249V248H103ZM111 249L112 248H110V251H111ZM131 249V248H130ZM140 249V248H139ZM173 249L175 250V247H173ZM187 249H189L188 247H187ZM215 250L216 248L214 247V248H209V250H208V253L210 254V252L212 251V250ZM220 249V247L218 248V250ZM227 249V248H226ZM226 249H224V250H226ZM238 249V248H237ZM240 249V248H239ZM239 249H238V251H239ZM9 250H6V252L7 251H9ZM19 250V251H20ZM24 250H26V248L24 249ZM31 250V249H30ZM44 250V249H43ZM47 250V249H46ZM52 249H50L49 251H51ZM62 250H63V248H62ZM66 250V249H65ZM74 250V249H73ZM84 250V249H83ZM107 250V249H106ZM105 250V251H106ZM114 249H112V251H113ZM132 250H134L133 249V247H132ZM147 249H144L143 250V252L144 251H146ZM151 250V249H150ZM158 250V249H157ZM160 250V249H159ZM158 250V251H159ZM162 250V249H161ZM172 250V249H171ZM176 250H175V253H176V255H179L180 253H181V251L179 252V251H177L176 252ZM180 250V249H179ZM186 250V249H185ZM190 250V249H189ZM189 250H188V252H189ZM204 249H202V251H203ZM223 250V251H224ZM250 250V249H249ZM261 250V249H260ZM14 251H18V250H14ZM19 251H18V253H19ZM36 251V250H35ZM39 251V250H38ZM53 251H55L56 253H57V250H56V246H55V248H54V250ZM52 251V252H53ZM80 251H82V250H80ZM97 251L99 252V253H101L99 250H98V248H97ZM97 251H95L94 250V252H96V254H98L97 253ZM102 251V250H101ZM125 251V250H124ZM123 251V252H124ZM152 251V252H153ZM182 251H183V249H182ZM200 251V250H199ZM207 251V250H206ZM210 251V252H209ZM216 251H217V249H216ZM222 251V250H221ZM229 251V250H228ZM233 251H235V250H233ZM232 250L230 251V253L231 252H233ZM245 251V254L247 253L246 252V250H244ZM263 251V250H262ZM10 252V251H9ZM11 252H13V251H11ZM16 252H13V253H15L16 254ZM23 252H25L24 254H26L27 252L26 251H23ZM37 252V251H36ZM43 252H45V251H42V252H40V254L41 253H43ZM55 252H54V254H55ZM67 250H66V254H67ZM73 252V251H72ZM93 252V253H94ZM107 252H109V251H107ZM135 252V251H134ZM150 252V251H149ZM148 252V253H149ZM160 252H164V251H160ZM172 252V251H171ZM178 252H179V254H178ZM186 252H187V250H186ZM186 252L184 253V254H186ZM197 251H194V254L193 255H195V253H196ZM214 252V251H213ZM213 252H211V254L213 253ZM225 252V251H224ZM237 252V251H236ZM240 252V251H239ZM242 252V251H241ZM264 252V251H263ZM3 253V252H2ZM13 253H11L12 255H13ZM30 253V252H29ZM32 253H33V251H32ZM35 253V252H34ZM33 253V255H35V256H38L37 255V253L36 254H34ZM46 253H48V251L46 252ZM45 253V254H46ZM74 253V252H73ZM88 253H90V252H88ZM104 253V252H103ZM102 253V254H103ZM111 253V252H110ZM136 253V252H135ZM157 253H159V252H157ZM207 252H206V255H205V251H204V254L203 255H198L197 253V255L199 256V257H197V255H195L196 256V258H198L197 259V262L198 263H200V264H203L204 262L205 263H207V260L209 259L210 260V258H208V256H209V254H208ZM222 253V252H221ZM229 253V252H228ZM227 253V254H228ZM234 253V252H233ZM233 253H231V254H233ZM21 254V253H20ZM23 254V253H22ZM23 254V255H24ZM50 254V253H49ZM49 254H47L48 255V257H49ZM59 254V255H58ZM58 254H56V256L58 255L59 257H61V255H60V253H58ZM61 254H62V252H61ZM66 254H64L63 253V257L65 258V256H66ZM69 254H71V251L69 252ZM92 254V253H91ZM95 254V253H94ZM106 254V253H105ZM104 254V255H105ZM108 254V253H107ZM106 254V255H107ZM114 254H118V253H114ZM134 254V253H133ZM140 254H141V252H140ZM143 254V253H142ZM142 254H141V256H142ZM164 254V253H163ZM171 254H173V253H171ZM183 254V253H182ZM202 254V253H201ZM217 254V253H216ZM225 254V253H224ZM241 254V253H240ZM17 255V254H16ZM16 255H15V257H16ZM22 255V256H23ZM27 255H29L30 256V254H26V258H27ZM44 255V254H43ZM51 255H52V253H51ZM65 255V256H64ZM72 255H74V254H71V256ZM81 255H83V254H81ZM122 255V254H121ZM123 255H125V253L123 254ZM136 255V254H135ZM144 255V254H143ZM155 255H156V253H155ZM158 255V254H157ZM170 255V254H169ZM175 254H173L172 256H174ZM191 255H192V251H191ZM190 254L188 255V258H184L183 259V257L185 256V257H187V255H184L181 259H183V264L185 263V264H190L191 263V257H193V259H194V257L195 256H191ZM205 255V256H204ZM208 255V256H207ZM222 255V254H221ZM2 256L3 255H1V258H2ZM4 256H5V252H4ZM18 256H19V254H18ZM46 255H44L43 257H45ZM69 256V255H68ZM83 256H85V255H83ZM115 256V255H114ZM114 256L112 257V258H114ZM119 256V255H118ZM117 256V257H118ZM130 256V255H129ZM128 256V257H129ZM148 256V255H147ZM153 256H154V254H153ZM164 256V255H163ZM180 257H181V255H179ZM191 256V257H190ZM212 256V255H211ZM220 256V255H219ZM223 256H226V254L225 255H223ZM233 256V255H232ZM231 256V257H232ZM9 257V256H8ZM11 257H13L14 258V256H11ZM11 257H9V260H13V259H11ZM33 256L31 255V257H29V258H32ZM39 257V256H38ZM53 258V260H54V256H52ZM59 257H56L58 260H59ZM74 257V256H73ZM94 257H96L95 255H94ZM110 257V256H109ZM127 257V256H126ZM133 257H134V255H133ZM145 257H146V255H145ZM150 257V256H149ZM156 257V256H155ZM159 257V256H158ZM177 257V256H176ZM215 256H213V258H214ZM228 257H229V255H228ZM1 258H0V260H1ZM20 258H21V256H20ZM71 258V257H70ZM111 258V257H110ZM129 258H132L131 256L129 257ZM144 258V257H143ZM157 258V257H156ZM165 258H167V257H165ZM173 258V257H172ZM175 258V257H174ZM179 258V257H178ZM208 258V259H207ZM230 258V257H229ZM229 258L227 259V257H225V261H226V264H227V260H229ZM3 259V258H2ZM23 259H25L24 257H23ZM51 259V257H50V259L49 260H51L52 261V263H53V260ZM61 259H63V258H61ZM67 259H68V257H67ZM73 259V258H72ZM71 259V260H72ZM75 259V258H74ZM115 259V258H114ZM117 259H119L120 260V258H117ZM122 259V258H121ZM124 259V258H123ZM158 259V258H157ZM160 259V258H159ZM161 259H162V257H161ZM170 259H171V257H170ZM215 259V258H214ZM217 259H219V257L217 258ZM216 259V260H217ZM223 259V258H222ZM232 259H233V257H232ZM235 259V261H236V258H234ZM4 260H8V258H6V259H4ZM4 260H2L3 261V263H4ZM29 261H31V259H28ZM35 260H37L36 258L35 259H33V261H35ZM47 260H48V258H47ZM48 260V261H49ZM112 260V259H111ZM125 260L127 261L128 259H126L125 258ZM124 260V261H125ZM148 260V259H147ZM147 260H146V263H147ZM150 260V259H149ZM154 260V259H153ZM172 260H174V259H172ZM172 260H169L170 261V263H172L173 264V261ZM175 260H176V258H175ZM208 260V263L210 264V261ZM211 260H213V259H211ZM221 260V259H220ZM264 260V259H263ZM14 261V260H13ZM16 261V260H15ZM25 261V260H24ZM33 261H31V263L30 264H32L33 263ZM37 261H39V260H37ZM40 261H41V259H40ZM40 261H39V263H37V264H40ZM43 261H45V263H47V261L46 260H43L42 259V263H43ZM54 261H56V260H54ZM61 261V260H60ZM62 261H64V263H67V261H66V259L65 260H62ZM62 261H61V263H62ZM70 261V260H69ZM69 261H68V263H69ZM98 261V260H97ZM101 261V260H100ZM105 261V260H104ZM107 261H110V260H107ZM130 261V260H129ZM138 261V260H137ZM145 261V260H144ZM177 261V260H176ZM176 261H174V264L176 263ZM178 261H179V259H178ZM222 261V260H221ZM224 261V260H223ZM235 261H234V263H235ZM6 263H7V261H6ZM5 263V264H6ZM19 263H20V261H19ZM41 263V264H42ZM51 263V264H52ZM63 263V264H64ZM70 263H71V261H70ZM69 263V264H70ZM72 263H73V260H72ZM135 263H136V261H135ZM148 263H149V261H148ZM166 263L168 264V261L166 260ZM182 263V261H180V264ZM194 263H196V261H194ZM215 263H216V261H215ZM214 263V261H213V264H215ZM218 263H219V260H218ZM232 263H233V260H232ZM260 263V262H259ZM262 263H264V261H262ZM2 264V263H1ZM7 264H10V263H7ZM12 264V263H11ZM16 264V263H15ZM18 264V263H17ZM21 264H23V263H21ZM26 264H28V263H26ZM34 264V263H33ZM55 264V263H54ZM56 264H58V261H56ZM60 264V263H59ZM85 264V263H84ZM87 264H89V263H87ZM115 264H117V263H115ZM122 264V263H121ZM130 264V263H129ZM132 264H134L133 263V261H132ZM139 264V263H138ZM141 264V263H140ZM145 264V263H144ZM151 264V263H150ZM152 264H155V263H152ZM159 264H160V261H159ZM163 264H165V263H163ZM230 264V263H229ZM236 264H238V261H237V263ZM258 264V263H257Z\"/></svg>",
	"mask_w": 264,
	"mask_h": 264
},
{
	"label": "rangeland",
	"instance_id": "rangeland-1",
	"mask_svg": "<svg viewBox=\"0 0 264 264\" xmlns=\"http://www.w3.org/2000/svg\"><path fill=\"white\" fill-rule=\"evenodd\" d=\"M232 3H234V1L233 0H230ZM235 1H237V0H235ZM239 1V0H238ZM258 0H252V1H246L245 2V0H244V11H246L245 12V14L247 15H243L245 18H246V20H250L251 18H254V19H257V17H259L261 14H260V12L258 13V11L260 10V9H264L263 7H264V0H260L259 2L260 3H262V4H259V2H257ZM243 2V1H242ZM254 2V4H255V2L256 3H258V4H255L256 5V7L259 9V10H257V9H254V8H256L255 7V5L254 4H252ZM246 3H247V5H246ZM249 4V5H248ZM252 4V5H251ZM242 5V6H243ZM246 6H248V7H246ZM251 6V8H249ZM253 6V7H252ZM262 7V8H261ZM213 10V9H212ZM235 10V9H234ZM233 10V11H234ZM255 10H257L256 12H257V15H259V16H256L255 15ZM248 11H251L250 12V14H249V12ZM252 11H254V12H252ZM261 11V10H260ZM263 11V10H262ZM236 12H238V11H236ZM235 12V16L238 14V16L240 17V15H239V13H236ZM240 12V11H239ZM253 15H252V14ZM248 16H252V17H249V18H247ZM255 16H256V18H255ZM263 16V15H262ZM254 19H251V20H254ZM250 22H252V21H250ZM252 23H254V21L252 22ZM251 23V24H252ZM256 23V22H255ZM254 23V24H255ZM250 25V24H249ZM256 25V24H255ZM255 25H253V26H255ZM236 27V26H235ZM250 27L251 28H254V27H252V25H250ZM250 27H249V32H252L253 33V29H252V31L250 30ZM233 28V27H232ZM237 28V27H236ZM256 28V27H255ZM262 30H263V34H262ZM261 30V35H260V29L259 30H257L256 32H259L258 34H253L252 36H250L249 38H250V40L253 38V42H252V40H251V42H250V40L248 41L249 42V45H248V43L245 45V46H249V47H247V49L246 50H244V54L247 52H249V50H250V52L247 54L248 56L250 55V60L252 61V59H251V57H252V55H257V57L259 56V53L261 52L260 51V49L259 50H257L258 48H262V51L263 52H261V53H264V44H263V42H264V38H263V36H264V28ZM177 31H179L177 34H176V30L173 32L172 31V33H168V34H171V35H169V36H167V38H165V40H164V42L162 43V45L160 44V46H158V47H160V49H159V53L155 56L156 58H154V59H156V60H158L157 58H159V59H162V61H164V62H162V63H168L169 65H170V62L172 63L171 65H174V64H177L179 67H178V69L180 68V69H184V68H188V67H190L191 68V66H195V65H198V67L197 68H195L196 70H197V72H198V70L200 71V70H205L206 69V67H205V64H207L206 62H208L209 60H208V52L206 53V55H207V59H206V55H205V52L206 51H208L206 48H210V47H214V45H216V47H217V44L214 42V44H213V46H212V43H210V42H212L211 41V39L209 40V38L208 37H205V36H208L209 34L208 33H206V31H204L203 30V33H206L205 34V36H203L204 34L203 33H201L202 31H199L200 33L199 34H197V36L196 35H192V32L193 31H191V34L190 35H188V33H190V32H188L187 34H183V32H185L184 30H183V32H182V34H181V30H177ZM198 32V31H197ZM197 32H195V33H197ZM195 33H193V34H195ZM251 33V34H252ZM168 34H166V35H168ZM174 34V35H173ZM175 34H176V36H175ZM200 34H202V35H200ZM208 34V35H207ZM249 34V33H248ZM250 34V35H251ZM181 35V36H180ZM258 35V36H257ZM260 35V36H259ZM180 36V37H179ZM199 36V37H198ZM244 37H245V35H243ZM242 36V37H243ZM249 36V35H248ZM203 37V38H202ZM239 37V36H238ZM242 37H240V40H241V42H242V40H247L246 39V37H245V39L243 38L242 39ZM260 37V38H259ZM164 38V37H163ZM209 41L208 43H207V40ZM238 39V38H237ZM259 40V39H261L260 41H256V40ZM163 40V39H162ZM213 40V39H212ZM262 40H263V42H262ZM254 41H256L255 43H254ZM219 43L218 44H220V41H218ZM247 42V41H246ZM245 42V43H246ZM204 43L206 44L205 45V49H203L204 47ZM167 44V45H166ZM211 44V45H210ZM242 45H243V42L241 43ZM253 44V45H252ZM166 45V46H165ZM207 45H209V47L207 46ZM259 45H261V46H259ZM263 45V46H262ZM253 46H254V50H253ZM259 46V47H258ZM65 47L67 48V47H70V46H68V44H66L65 45ZM256 47V48H255ZM258 47V48H257ZM253 51H252V50ZM203 50H205L204 52H203ZM246 51V52H245ZM255 51V52H254ZM256 51H257V53H256ZM259 51V52H258ZM37 53H38V51H36ZM62 52H64V51H62ZM201 52H203V55H202V57H201V55H199V54H202ZM242 52H241V54H242ZM199 53V54H198ZM252 55H251V54ZM254 53V54H253ZM34 54H36L35 52H34ZM39 54V53H38ZM199 55V56H198ZM205 55V56H204ZM214 55V54H213ZM246 55V54H245ZM246 55V56H247ZM256 55H255V57L253 56V61H255L256 60ZM261 55L262 54H260V58L262 59V57H261ZM264 55V54H263ZM58 56H59V54H58ZM247 56V57H248ZM204 57H205V59H204ZM209 58H212V57H210V55H209ZM254 58H255V60H254ZM264 58V57H263ZM53 59V58H52ZM51 59V60H52ZM57 59V61H58V58H56ZM66 60H65V62L66 61H68V59L67 58H65ZM153 59V60H154ZM164 59V60H163ZM64 60V59H63ZM71 60V59H70ZM258 60L260 61V59L258 58ZM57 61L55 60V57H54V62H56L57 63ZM62 61V60H61ZM159 61V60H158ZM52 62H53V60H52ZM53 62V63H54ZM63 62V61H62ZM70 62V61H69ZM190 62H192V63H190ZM52 63V64H53ZM56 63H54V65H53V67H49L50 68V70H46L48 73H49V75H51V76H54L55 74H54V72L56 73V71H58L57 70V68L59 67ZM58 63H59V61H58ZM174 63V64H173ZM188 63H190V64H193V65H190L189 66V64ZM260 64V63H257V61H255V62H253V64ZM56 64V65H55ZM62 64V63H61ZM68 64V63H67ZM176 65V66H177ZM188 65V66H187ZM255 65V66H256ZM257 65V66H258ZM56 66H57V68H56ZM186 66V67H185ZM253 65H251V66H248L247 65V70L250 68V67H252ZM260 67L262 66L263 67V65H262V63H261V65H259ZM245 67V66H244ZM243 67V69H245ZM262 67H261V69H260V71H259V73L261 74V71L263 72L264 70H262ZM35 70H30V68H28V72H27V67H26V69L24 68L23 70H22V72H24V74L21 72V74H23L24 76H32V78L33 79H35V78H39L40 76H41V74L39 75V73L41 72H43V70H41V69H39V71L37 70V68L36 67H33ZM33 68H31V69H33ZM54 68V71L52 70ZM193 68V67H192ZM254 68V67H253ZM257 70H259L257 67H255ZM56 69V70H55ZM59 69V68H58ZM243 69H242V71L241 72H243ZM256 69H252L254 72H256L257 70ZM264 69V68H263ZM25 70H26V72H25ZM45 70V69H44ZM207 70V69H206ZM205 70V71H206ZM256 70V71H255ZM31 71V73H32V71L33 72H35V74H36V72H37V74H36V77H35V75L33 76V74H31V73H29ZM50 71H51V74H50ZM53 71V72H52ZM250 71L251 70H249L248 71V73H250ZM253 71L251 72L252 73V75H253V77L254 76H257L256 74H258L257 72H256V74H253ZM45 72V71H44ZM244 72H246L245 70H244ZM48 73H45V78H49L48 76H46V75H48ZM59 73H61V71H59ZM248 73H246L247 75H249ZM251 73H250V78H247V79H243V81H245V80H247V81H249V79L251 80V77H252V75H251ZM264 73V72H263ZM26 74V75H25ZM54 74V75H53ZM238 74H240V73H238ZM242 74V73H241ZM245 73H243L241 76L240 75H236V80H239L240 82H242V79H240L243 75H244ZM21 76V77H24V76ZM57 76L58 75H60V74H58V72H57V74H56ZM55 75V76H56ZM259 75V74H258ZM29 76V77H30ZM244 76H246V75H244ZM260 76V75H259ZM258 76V77H259ZM238 77H240V78H238ZM247 77V76H246ZM245 77V78H246ZM31 78V77H30ZM238 78V79H237ZM257 78V77H256ZM24 79L26 80L27 78H25L24 77ZM253 79V78H252ZM236 80H234V84L235 83H237V81ZM259 81V78H257V79H255V81H254V83L257 85V83H256V81ZM236 81V82H235ZM253 81V80H252ZM84 82V81H83ZM86 82H88V81H85V83ZM102 82V81H101ZM100 82V83H101ZM67 83H70V84H67ZM66 83V86L65 87H67V86H71L72 88H70L71 89V91L73 92V84H72V82H67ZM85 83H84V86H85ZM89 83V82H88ZM111 83V80L107 77L106 79H104L103 80V84H110ZM243 83V82H242ZM250 82H248V84H249ZM253 83V82H252ZM251 83V84H252ZM22 85L24 84V82H22L21 83ZM21 84H20V87H19V85L16 87L15 85H14V88H12V89H6V90H1L2 91V94H4V96L3 95H1L0 97H2L1 99H0V110L3 108V109H7V110H13L14 109V107H17L16 109H18V110H20V109H22L21 107H25L26 108V106H24V104H25V102H27V100L30 98V94H29V91H27V84L25 83V85H24V87L23 86H21ZM239 84V83H238ZM246 84V83H245ZM255 84H253V85H255ZM240 85V87H238V88H241V86L243 85V84H239ZM238 85V86H239ZM250 85V84H249ZM243 86H245V85H243ZM246 86H247V84H246ZM251 86V85H250ZM23 87V88H22ZM86 87H87V83H86ZM252 87V86H251ZM68 88V87H67ZM66 88V89H67ZM236 88H237V86H236ZM253 89H255L254 91H256V86L254 87H252ZM26 89V90H25ZM70 89H67V92H70L69 90ZM8 90H9V92H8ZM24 90V91H23ZM0 91V92H1ZM3 91H4V93H3ZM14 91V92H13ZM34 91V90H33ZM227 91L229 92V90L227 89ZM12 94H11V93ZM18 92H19V94H18ZM22 92V93H21ZM25 92V93H24ZM66 92V94L65 95H67V96H69L70 94H68ZM6 93V94H5ZM14 93V94H13ZM254 93V92H253ZM1 94V93H0ZM9 94V95H8ZM25 94V95H24ZM27 94V95H26ZM236 94V93H235ZM13 95V96H12ZM24 95V96H23ZM237 95H238V93H237ZM6 96H8V98L6 97ZM20 96V97H19ZM27 96V97H26ZM67 96L64 98L65 100L67 99L68 100V104L70 105V100H69V98L71 99V98H73V97H71V96H69V98H67ZM15 97V98H14ZM10 98H11V100H10ZM20 98V99H19ZM24 98V100H22ZM8 101H7V100ZM16 100H18L19 102H17ZM3 101V102H2ZM10 101V102H9ZM15 101V103H13V102ZM23 101V102H22ZM12 104V106H11V104ZM17 103H18V105H17ZM35 103V102H34ZM33 103V104H34ZM54 103V102H53ZM52 103V104H53ZM61 103H63V105L61 104ZM60 104L62 105V106H65V104H66V106L68 107V104H67V101H65V103L64 102H61ZM37 104L38 103H36V104H34L32 107H34V109H36V111L38 110H40V105L41 104H38V106H39V108H37L38 106H37ZM57 104V103H56ZM264 101H263V103L261 104L260 103V107H261V109H260V107L258 106V109H259V111H262L263 109H264ZM2 105V106H1ZM10 105V106H9ZM26 105V104H25ZM30 105L31 104H28V108L30 107ZM47 105V104H46ZM54 105V104H53ZM59 105V104H58ZM14 106V107H13ZM44 107L39 111V114H36V111L34 110V109H32V111L34 112L33 114H31V112H30V115H33L32 117H34V114H35V116L36 117H34L33 119H34V122H33V119H32V117H30L31 119H32V123L33 124H35V122H39V123H42L43 121H44V125H47L48 123V125L47 126H49L48 128H47V126H44V125H42L41 126V128H45V129H47L46 130V132H45V129H41L40 130V128H35L36 130H38L39 131V133L40 132H42V134H40V136H39V134H38V136L36 135V134H34V133H38V131H36L34 128L32 129L31 127H32V124H31V119L30 118H28V114H27V116L25 115L24 116V118H22V114L20 113V115H22V116H20L19 115V117L14 113V114H12L13 115V118H15V116L14 115H16V117H17V119H18V121H21L20 122V124H21V129H20V131L17 129V131H16V128L14 129V126L12 125V123H11V120L9 121L8 119H10V118H12V117H10V118H7V116L6 117H3V116H5V115H0V123H1V125H0V130H2L1 132L2 133H0V137H1V135H3L2 137H6V135L8 136V137H6V138H2V139H0V145H2V144H4V145H2V146H0L1 148H2V151H4L3 149H5V148H7V147H11L12 146V148L13 147H15L14 145H17V144H12V143H10L8 146H6L7 145V143L9 142V141H11V142H13L12 140H13V138L14 137H17V138H15V142H17V141H20L21 139H24L25 140V143H27V144H24L23 142V140H21V143H19L18 145H21V144H23L22 146L23 147H25V148H20V147H22V146H18V148L17 147H15V149L13 148V149H10V148H7L6 149V151H4V152H7L8 154H7V156H10V153L11 152H14V153H12L11 155H12V157H14L15 156V158L16 157H18V156H16V155H19V157H18V159L16 160L15 158H11V156L8 158L7 156H6V154L4 155L3 154V152L1 151L0 153H1V155L3 154L6 158H4V157H2V156H0V160L1 161H3L4 162V160L6 159H12V160H16L18 163H19V159H20V156L22 157V159H23V157H24V155H25V158H24V160L25 159H27L29 156H31L30 158H28L26 161H30V162H32V160L34 161V163H35V161L37 162V160H39L38 162H39V164L38 163H36L35 165L37 166L38 165V168L37 167H35V166H32L31 165V163L30 162H28V164L27 163H24L23 164V160L21 159L20 161H22L21 162V164L19 163V165L18 166H21V167H18V169H17V171L20 173V174H23V173H25V169H26V167H25V169L24 168H22V164H23V166L25 165H28L29 166V164L31 165V168H29V167H27V171L29 170V172H30V174H32V173H34L33 174V176L31 177L32 179H34V176L36 177V178H38L39 176L41 177H39L38 179H36L35 178V181L34 180H31L30 179V181H32V182H28V180H27V182H26V180H21V176L18 174V178H20V179H16V177L14 178L13 177V179L11 180V178L10 177H8L7 178V176H6V179L3 181L1 178V180H0V190H1V192H0V196L2 197H0V221L2 222H0L1 224H0V240H3V241H5V242H3V241H1V243H0V258H1V255H3L2 256V258H1V260H0V264L2 263V264H5L6 263V261H7V263H12V264H21V263H23V264H26V263H28V264H30L31 263V261H33V259H37V260H39L40 261V259H41V261H40V264L42 263V259L43 260H46L47 261V263H45V261H43V263L42 264H51L52 263V261L51 260H49L50 259V257H51V259L53 258L52 256H54V260H56V261H58V264L60 263V264H63L64 263V261H62V260H65L66 259V261H67V263H64V264H69L70 263V261H71V263L70 264H87V263H89V264H115V263H117V264H132V261H133V263L134 264H152V263H155V264H159V261H160V264H163V263H165V264H167L166 263V260L168 261V264H172V263H170V261L169 260H172V259H174V260H172L173 261V264H174V261H176V263L175 264H180V261H182V263L181 264H183V259L184 258H188V255L190 254L191 255V251H192V255L191 256H195V255H197L198 253V255L200 256V255H203L204 254V251H205V255H206V252L208 253V250H209V248H216L217 249V251H216V249L214 250H212L211 252H213L212 254H211V252H210V254H209V256H208V258H210V264H213V261H214V263H215V261H216V263L215 264H226V259H225V257H227V259L229 258V260H227V264H236L237 263V261H238V264H264V263H262V261H264L263 259H264V248H263V246H264V170H262L264 167H263V164H264V152H263V150H264V123H263V121H264V119L262 120V118H263V116H264V114H262L261 115V112L259 113V115H258V113H257V118L259 117V116H261V120H262V122H261V120L258 118L257 119V122H252V123H254V125L256 126H254L252 123H251V121H249V119H248V117L246 116V115H244L242 112H240L241 110H225V111H222V112H220L221 114H223V113H226V114H223L224 116H225V118H223L224 116L222 115V116H220L221 114L219 113V110L217 111L218 113H216L215 111L216 110H206L205 112H204V110H201V111H203V112H201L200 110H182V111H184V113L187 115V117H189V116H191V117H189V118H192V119H188V120H191V122L193 123H187V121H185V122H183V125H180L179 126V128H175L174 126H172L171 128H170V130H168V129H162L161 127L159 128V127H157V126H153L155 129H156V131H157V134H162V133H165V132H167L168 134H177V132H182V134L184 133H186V134H195V133H197V134H199L200 133V131L201 132H203L202 134L200 133L199 135L200 136H202V138H204V140L202 139V140H200L199 139V141L198 140H193V141H189L190 143H192L191 145H189L188 143L189 142H187V145H188V147H187V145H186V143H184L183 145H184V148L182 149L181 147H183L182 146V144L181 145H179V146H177L175 149H174V147H172V150H173V154L172 155H170V153H169V155L170 156H172L171 158L172 159H170V157H168L167 156V154L166 153H168V151H166V153H165V149L163 148L162 150H164V154H163V151L161 150V148L163 147V146H160L161 148H159V146L157 145L156 147H158L157 149H156V147H155V145H154V147H151V146H149L148 148L147 147H145V149H143V147H139L138 146V148L137 147H135L136 148V151H135V148L133 147V149L132 150H129L131 153H129V151L127 152L126 150V152L127 153H129V154H121V153H118L119 151L120 152H122L121 150H119V149H117V150H119V151H117V150H114V152H112V149L110 150L111 152H108L109 154H108V156H107V153L106 154H104L105 156H104V160H102L101 158H102V156L101 157H99V155L96 153V149H95V151H93L92 149H91V151L90 152H95L98 156H95L96 154L95 153H93L94 155H92V156H88V157H85V159H83V157L81 158V159H83V160H79V161H77L78 160V158H76V157H78V155H80V154H82V155H86L87 153L89 154V152H87L86 151V149H85V151H84V149H82L81 147H78L79 146V144H77L78 142H80V141H83V140H85V139H81L80 141H79V139H80V136H77V134L79 133H77V134H75L76 135V138H74L73 140H72V138L73 137H75V136H72V135H74V134H72L71 136H70V134L71 133H76V132H71L70 134H69V132L67 133V131H64L63 130V133H62V130H61V132H60V130H59V132L60 133H62V135L63 134H65V136H64V138L62 137V135H59V136H56V138L58 139H56L55 138V134L56 135H58L57 133H58V131L55 133L54 132V130H52V125H53V119H54V122L56 123L57 121H61V124L59 123V126L61 127V125H63L64 123H69V120L70 121H73V117L75 116V115H77V114H74V110H70L69 108H72V107H66V110L67 111H71L70 112V114L67 112V111H63V116H62V114L59 112V110H58V112L60 113H58L57 112V110H55L56 111V113L57 114H59V116L57 115V114H55L54 112L55 111H52L53 109H52V107L51 108H48L47 106H45V104L43 105ZM50 106H52L51 104H50ZM5 107V108H4ZM11 107V108H10ZM28 108H26V110L28 109ZM65 108V107H64ZM2 109V110H3ZM15 109V110H16ZM47 109H49V110H47ZM25 110V109H24ZM47 110V111H46ZM53 112V114L55 115H53L52 114V112ZM47 113H46V112ZM79 111H81V110H79ZM78 111V112H79ZM87 110H84V112L85 113H83V110L79 113L80 115L82 114V116H84V114H85V116H86V118H85V116H84V119L82 118V116H80V117H78L79 115H77V117L78 118H80L79 120H78V118L77 117H74V119L76 120V122L78 123V122H82L80 125L81 126H86V124H88V115H89V113L88 112H86ZM89 111H92V110H89ZM187 111V112H186ZM194 111V112H193ZM199 112V113H195V112ZM209 111V112H208ZM231 111V113H229ZM253 111H255V110H253ZM258 110H256V112H259ZM42 114H41V113ZM65 112H67V113H65ZM93 112V111H92ZM133 112V110L130 112L129 111V113L131 114ZM135 112V111H134ZM140 112V111H139ZM206 112H207V114L209 115H207L206 114ZM264 111H262V113H263ZM38 113V112H37ZM87 113H88V115H87ZM138 113V112H137ZM192 115H191V114ZM204 113V114H203ZM212 113V114H211ZM215 113V114H214ZM228 113V114H227ZM234 115H233V114ZM26 114V113H25ZM46 114V115H45ZM48 114V115H47ZM52 115V117H53V119H52V117L51 116H49V115ZM71 115L70 117L69 116H67V115ZM72 114H74V115H72ZM133 114V113H132ZM141 114H142V112H141ZM201 114L203 115V116H201ZM239 114H241V116L239 115ZM243 114V115H242ZM7 115H9L10 116V114H7ZM11 115V116H12ZM29 115V116H30ZM40 115V116H39ZM43 115V116H42ZM60 115L62 116V119L60 118ZM189 115V116H188ZM195 115V116H194ZM197 115H199V116H201V117H199V116H197ZM210 115H212V116H210ZM215 117H214V116ZM219 116V118L221 117V119L219 120V118H218V116ZM226 115H228V116H226ZM237 115V116H236ZM8 116V117H9ZM37 116H39V117H37ZM45 116V117H44ZM46 116H48V117H46ZM57 116V117H56ZM64 116H66L67 118H65ZM232 116V117H231ZM21 117V118H20ZM25 117H27V121H29V122H27V121H25ZM54 117H56V118H58V119H56V118H54ZM64 117V118H63ZM196 117V118H195ZM205 117V118H204ZM229 117H231V118H229ZM238 117V118H237ZM246 117H247V119H248V121H247V119H246ZM3 118V119H2ZM5 118V119H4ZM20 118V119H19ZM37 120H36V119ZM42 118V119H41ZM44 118V119H43ZM70 118V119H69ZM71 118H72V120H71ZM198 118V119H197ZM202 118V119H201ZM210 118H211V120H210ZM214 118V119H213ZM217 118V119H216ZM222 118H223V120H222ZM244 119L243 121L241 120V119ZM2 119V120H1ZM30 119V120H29ZM41 119V120H40ZM52 119V120H51ZM63 119H65V120H63ZM69 119V120H68ZM81 119H83V120H81ZM194 119V120H193ZM196 119V120H195ZM209 119V120H208ZM6 120V123H4V121ZM25 121V122H23V121ZM40 120V121H39ZM78 120V121H77ZM81 120V121H80ZM226 120H227V122H226ZM228 120H229V122H228ZM232 120V121H231ZM260 120V121H259ZM7 121H9L8 122V124H7ZM42 121V122H41ZM47 121V122H46ZM51 121V122H50ZM65 121V122H64ZM66 121H68V122H66ZM130 121V120H129ZM128 121V123H130L129 125H127V126H129L128 128L130 129V128H132L131 130L133 131V130H135V131H139L138 129H140V131H141V128H140V126H143L145 123H143V124H141V125H139V123H141L140 121H136V123L139 125V127H138V125H134L135 123V121H131L132 123H133V125L135 126H133L132 125V123L131 122H129ZM208 121V122H207ZM244 121H246V122H244ZM259 121V122H258ZM87 122V123H86ZM199 122V123H198ZM202 122V123H201ZM206 122V123H205ZM215 122V123H214ZM221 122H223V124H221ZM233 122H235L234 124H233ZM241 122V123H240ZM243 122V123H242ZM47 123V124H46ZM146 123H149L148 121L146 122ZM184 123H185V125H184ZM189 125L190 124V126H187V124ZM204 123V124H203ZM210 123V124H209ZM218 123V124H217ZM259 123V124H258ZM262 123V124H261ZM26 124V125H25ZM43 124V123H42ZM51 124V125H50ZM70 124V123H69ZM83 124V125H82ZM201 124V125H200ZM211 124L215 127V125L217 126V125H220L221 124V126L223 127L222 128V133H221V130L219 131L220 133V135L222 134V135H225V133L228 135L229 134V136H227L228 138L227 139H229V140H231V139H233L232 138V133H233V137L235 138V139H233V140H237V141H228L227 142V140L226 139H224V142H223V144L224 145H226V147L224 146V145H222L221 143V139H223V138H225V136L222 138L221 136H219V137H221L220 138V143H217L216 144V141H214V143L215 144H213L212 143V139H210L211 141H209L208 142V144H207V139L206 138H208L209 139V137L212 135L211 134V130H210V128H212V130H213V126H211ZM215 124V125H214ZM250 126H249V125ZM4 127H3V126ZM31 125V126H30ZM65 125V124H64ZM63 125V126H64ZM108 125H110V123L108 124ZM150 125V124H149ZM196 125H198L197 127H195ZM202 125H204V126H202ZM206 125H208V126H206ZM228 125V126H227ZM230 125H231V127H230ZM232 125L234 126H236V127H233L232 128ZM241 127H240V126ZM244 125V126H243ZM254 127H253V126ZM2 126V127H1ZM10 126V127H9ZM26 126V127H25ZM54 126V125H53ZM69 125L67 124V125H65L64 127H68ZM133 126V127H132ZM146 126V125H145ZM148 126V125H147ZM146 126V131L148 130L147 128H149V132H151V131H153V132H155V130L153 129V127H147ZM165 126V125H164ZM182 126H184V127H182ZM201 126H202V128H201ZM211 126V127H210ZM247 126V127H246ZM260 128H259V127ZM11 127H13V128H11ZM22 127H23V130H22ZM50 127H51V129H50ZM58 127V126H57ZM56 127V128H57ZM59 127V128H60ZM157 127V128H156ZM167 128H169L168 126H166ZM166 127H164V128H166ZM184 128V129H181V128ZM188 127H190V128H188ZM192 127V128H191ZM200 127V128H199ZM209 129H208V128ZM230 129H229V128ZM243 127H245L244 129H243ZM250 127V128H249ZM253 129H252V128ZM3 128L4 129H6L5 131L3 130ZM27 128H29V129H27ZM55 128V129H56ZM143 128H144V126H143ZM150 128L152 129V130H150ZM197 128H198V130H197ZM236 128V129H235ZM247 128H249L248 130H250V132L247 130ZM262 128H263V130H262ZM9 129V130H8ZM13 129V130H12ZM28 131V137H27V131ZM31 129V130H30ZM60 129H62V127L60 128ZM63 129H65V130H67L66 128H63ZM158 129V130H157ZM160 129H162V131L160 130ZM174 129H176V130H174ZM180 129H181V131H180ZM189 131H188V130ZM235 129V130H234ZM239 129H241V130H239ZM242 129L244 130V131H242ZM252 129V130H251ZM256 129V130H255ZM260 129V130H259ZM17 132H15V131ZM22 130V131H21ZM186 132H185V131ZM191 130V131H190ZM195 130V131H194ZM196 130H197V132H196ZM206 130V131H205ZM208 130H210L211 132H209ZM230 132H228V131ZM259 130V131H258ZM19 131V132H18ZM23 131H24V133H23ZM30 131V132H29ZM35 131V132H34ZM82 131H84L83 129L81 130V132H80V134L82 133ZM102 131V130H101ZM139 131V132H140ZM168 131H170V132H168ZM177 131V132H176ZM225 131V132H224ZM227 131V132H226ZM233 131V132H232ZM239 131H240V133H241V137H240V134H239ZM245 131H247V132H245ZM256 131V132H255ZM257 131L258 132H260V136H259V133H257ZM3 132H5L6 134L4 135L3 134ZM7 132H9V133H7ZM10 132H12V133H10ZM15 132V133H14ZM32 132V133H31ZM66 132V133H65ZM142 132V131H141ZM195 132V133H194ZM232 132V133H231ZM237 132V133H236ZM245 132V133H244ZM50 133V134H49ZM52 133L54 134V135H52ZM87 133V132H86ZM205 133V134H204ZM207 133V134H206ZM224 133V134H223ZM250 133V135H248ZM253 133V134H252ZM256 133V134H255ZM263 133V134H262ZM12 134V135H11ZM17 134V136H15ZM18 134H20V136L21 137H19V135ZM22 134V135H21ZM25 136H24V135ZM30 134V135H29ZM51 137H49L48 135ZM66 134H68L67 135V139H66ZM155 134H156V132H155ZM210 134V135H209ZM239 134V135H238ZM262 134V135H261ZM10 135L13 137H10ZM41 135H42V137L44 138V139H41L40 137H41ZM46 135V136H45ZM83 135H85L84 137H83ZM86 135L88 136V133L87 134H85V133H83L82 134V137L83 138H85L86 137ZM94 135V134H93ZM92 135V136H93ZM206 137H204V136ZM248 135V136H247ZM253 137H252V136ZM29 136H31L30 138H29ZM70 136V137H69ZM238 136V137H237ZM258 136V137H257ZM19 137V138H18ZM33 137H36V138H33ZM47 137V138H46ZM78 137V138H77ZM247 137V138H246ZM248 137H249V139H248ZM260 137V138H259ZM261 137H262V139H261ZM10 138H12V139H10ZM21 138V139H20ZM27 140H26V139ZM62 140H61V139ZM86 138H88V139H90V136H88V137H86ZM213 138V137H212ZM243 138H244V140H243ZM9 141H8V140ZM20 139V140H19ZM29 139H30V141H29ZM32 139L34 140L33 142H32ZM35 139H37V141L35 140ZM39 139V140H38ZM41 139V140H40ZM45 139H46V141H45ZM51 139V140H50ZM55 139H56V141H65V140H68V142L70 143V141H71V143H75V145L74 146H72L73 144H69L70 145V147H69V145H68V147H66V146H62V147H58L57 148V151H56V153H57V155H59V156H57L56 155V153H55V149L54 148H52L51 149V151L52 150H54V155H52L53 153L52 152H50V150L48 149L49 148V144H51L50 142H56L55 141ZM94 139V138H93ZM92 139V137H91V140H93ZM253 139V140H252ZM1 140H3V142H1ZM48 140H50V141H48ZM87 140V139H86ZM226 140V141H225ZM247 140V141H246ZM249 140H250V142H249ZM5 141L7 142L6 143V145H5ZM45 141V142H44ZM75 141V142H74ZM76 141H78V142H76ZM88 141V140H87ZM206 141V142H205ZM241 141H242V143H241ZM258 141V142H257ZM15 142H13V143H15ZM30 142V143H29ZM33 144H32V143ZM40 142V143H39ZM46 143V144H44V143ZM49 142V143H48ZM84 142H86V141H84ZM193 142H195V143H193ZM204 142H205V145H204ZM218 142V141H217ZM233 142V143H232ZM245 142V143H244ZM254 142V143H253ZM257 142V143H256ZM29 143V144H28ZM198 143V145H196ZM201 143V144H200ZM209 143H212V144H209ZM226 143V144H225ZM229 143V144H228ZM241 143V144H240ZM244 143V144H243ZM251 143V144H250ZM259 143H261L260 145H259ZM12 144V145H11ZM32 146H31V145ZM40 144H41V146L42 147H44V148H40L39 149V147H40ZM45 146H44V145ZM77 144V145H76ZM219 144H221L223 147H220L221 145H219ZM230 144H232V145H230ZM240 144V145H239ZM250 144V145H249ZM256 145V146H254V145ZM258 144V145H257ZM26 145V146H25ZM28 145V146H27ZM39 146V147H37V146ZM186 145V146H185ZM208 145V146H207ZM211 145V149L210 148H208L209 146ZM214 145H215V147H214ZM216 145H218V146H216ZM230 145V146H229ZM238 145V146H237ZM4 146V147H3ZM34 146H36V147H34ZM72 146V147H71ZM153 146V145H152ZM192 146V147H191ZM196 146V147H195ZM207 146V147H206ZM242 146V147H241ZM260 146V147H259ZM263 146V147H262ZM32 147V148H31ZM48 147V148H47ZM195 147V148H194ZM205 147L209 150V152H208V150L206 149V151H205ZM218 147V148H217ZM227 147H228V149H227ZM231 147V148H230ZM235 147H236V149H235ZM241 147V148H240ZM244 147H246V148H244ZM249 147V148H248ZM253 147V148H252ZM254 147H256V148H254ZM259 147V148H258ZM263 149H262V148ZM32 149V150H30V149ZM36 148H38V149H36ZM51 148V147H50ZM56 148V147H55ZM66 148L69 150V151H67L66 150ZM73 148V149H72ZM75 148H80V150H78V149H75ZM191 148V149H190ZM197 148V149H196ZM202 148H204L203 150H204V152H203V150H202ZM233 148V149H232ZM238 148H240V149H242V150H238ZM257 148L259 149V150H257ZM10 149V150H9ZM23 149V150H22ZM26 149V150H25ZM42 149H43V151H42ZM58 149L61 151V149H63V151H61L60 153H59V151H58ZM65 149V150H64ZM70 149L72 150V151H70ZM138 149V150H137ZM148 149V150H147ZM196 149V150H195ZM200 149V150H199ZM212 149H214V151H212V152H214L213 154L210 152ZM215 149H217V150H215ZM253 149V150H252ZM10 152H9V151ZM13 150V151H12ZM15 150V151H14ZM28 150H30V151H28ZM34 150V151H33ZM38 150V151H37ZM47 150H49V151H47ZM73 150H74V152H73ZM77 150V151H76ZM88 150V149H87ZM90 150V149H89ZM141 150V152H139ZM147 150V151H146ZM150 150H151V152H150ZM160 150H161V152H162V155H164V157L163 158H161L160 156H158L159 154H157V153H159L160 152ZM184 150V151H183ZM186 150H187V152H186ZM232 152H231V151ZM237 150V151H236ZM246 150V151H245ZM249 150H251V151H249ZM254 150H256V151H254ZM28 151V152H27ZM40 151H42V152H40ZM75 151H76V153H75ZM82 151L83 152H86V154L84 153H82ZM157 153H156V152ZM170 151V150H169ZM178 151V153H176ZM195 151V152H194ZM223 151L226 153L225 155H227L229 158L231 157V156H233V157H231L229 160L226 158V156L225 155H223ZM228 153H227V152ZM234 151H236V152H234ZM241 151H242V153H244V154H246V155H244V154H242L241 153ZM259 151H261L260 152V154H259ZM19 152V153H18ZM22 152H23V154H22ZM27 154H25V153ZM30 152V153H29ZM33 152V153H32ZM38 152H40V153H38ZM48 152H50V153H48ZM63 152V153H62ZM68 152V153H67ZM72 152H73V154H72ZM133 152V153H132ZM138 154H136V153ZM145 152H147V153H145ZM171 152V151H170ZM175 152V153H174ZM188 152H189V154H188ZM199 152H201V153H199ZM216 152V153H215ZM221 152H222V154H221ZM230 152V153H229ZM248 152V153H247ZM251 152V153H250ZM258 152V153H257ZM16 153V154H15ZM33 154V157H34V159H32V160H30L31 158H33L32 157V154ZM38 153V154H37ZM44 153V154H43ZM71 153V154H70ZM98 153H100V152H98ZM115 153H116V155H115ZM135 153V154H134ZM172 153V152H171ZM193 153H195V154H193ZM198 153V154H197ZM221 155H220V154ZM235 153H238V154H236V155H234ZM13 154H14V156H13ZM31 154V155H30ZM45 154H47L46 155V157H44L45 156ZM64 154L66 155V157L64 156ZM91 154V153H90ZM118 154V155H117ZM131 154H134V157H133V155H131ZM144 154V155H143ZM150 154V155H149ZM166 154V155H165ZM179 154V155H178ZM193 154V155H192ZM200 154V155H199ZM205 154V155H204ZM206 154H208V155H206ZM210 154V155H209ZM242 154V156H240ZM250 154H251V156H250ZM259 154V155H258ZM52 155V156H51ZM82 155H80V156H82ZM109 155H111V156H109ZM113 155V156H112ZM122 155V156H121ZM130 155V157H127V156H129ZM140 155V156H139ZM176 155V156H175ZM197 155H199L198 157H197ZM216 155H220L219 157H220V159H217L218 158V156H217V158H216ZM223 155V156H222ZM249 155V156H248ZM252 155H253V157H252ZM255 155H257V156H255ZM39 156H41L40 158H39ZM61 156H62V159H61ZM75 156V157H74ZM117 157V159H115L116 157ZM120 156H121V158H120ZM125 156L127 157V158H125ZM135 156H137V157H135ZM158 156V157H157ZM166 156V157H165ZM179 156V157H178ZM195 156V157H194ZM207 156H209V157H207ZM255 156V157H254ZM263 158H262V157ZM27 157V158H26ZM36 157H37V159H36ZM43 157V161H41L40 159ZM54 157V158H53ZM60 158V160H58V159H55V158ZM66 159L67 157H69V159L67 158L66 160L64 159V158ZM72 159H71V158ZM74 157V158H73ZM91 157H93L92 159H91ZM96 157H98V159L96 160ZM109 157V158H108ZM111 157H113V158H111ZM132 157V158H131ZM153 157H155V158H153ZM178 157V158H177ZM199 158L198 160H197V158ZM211 157V158H210ZM215 157V158H214ZM256 157H261V158H256ZM45 158V159H44ZM50 158V159H49ZM79 158V159H80ZM86 158H88V159H86ZM101 160H100V159ZM120 158V159H119ZM131 158V159H130ZM134 158V159H133ZM142 158H143V160H142ZM166 158V159H165ZM176 158L178 159V161H176ZM222 158H224V160H225V158L227 159L225 162H221V159ZM238 160H237V159ZM252 158V159H251ZM254 158V159H253ZM51 159H52V161H51ZM54 159V160H53ZM90 159V160H89ZM94 159V160H93ZM113 159H115V161L117 162V164L116 163H114L115 161L113 160ZM129 159H130V162H129ZM140 159V160H139ZM163 159V160H162ZM194 159V160H193ZM207 161H206V160ZM213 159H215V160H213ZM250 159V160H249ZM257 159H259L260 161H261V164L260 163H258V161H257ZM5 160V163L7 162ZM15 160L14 161H12V162H15ZM47 160V162H44V161H46ZM50 161V163H49V161ZM70 160V161H69ZM77 161V163H75L74 164V162H76ZM85 160V161H84ZM93 160V161H92ZM99 160V161H98ZM111 160V161H110ZM119 160H122L121 162L119 161ZM136 162H135V161ZM147 160V161H146ZM151 160V161H150ZM161 160V161H160ZM197 160V161H196ZM211 160H213V162L211 161ZM223 160V159H222ZM230 160L233 162H230ZM234 160V161H233ZM254 160V161H253ZM1 161H0V166L2 167V168H0V170H2V171H4L5 170V167H4V170H3V166H5L6 164L4 163V165H3V162L1 163ZM26 161H24V162H26ZM54 161H55V163H54ZM63 161H65L64 163H63ZM67 161V162H66ZM84 161V162H83ZM103 161V162H102ZM108 161V162H107ZM114 161V162H113ZM150 161V162H149ZM155 163H154V162ZM157 161V162H156ZM170 161L172 162L171 164H170ZM176 161V163H173V162H175ZM196 161V162H195ZM199 161V162H198ZM208 161H210V162H208ZM214 161H216V162H214ZM229 161V162H228ZM239 161V162H238ZM248 161H249V163H248ZM251 161V162H250ZM259 161V162H260ZM72 162H73V166H72ZM85 162H87V163H85ZM93 162V163H92ZM103 163V164H101V163ZM125 162V163H124ZM126 162H128V163H126ZM133 162V163H132ZM167 164H166V163ZM169 162V163H168ZM213 164H216V165H218V164H220V163H218V162H221V164L219 165V166H216L217 167V170H216V167H215V169H213V167H210V165L211 166H214V165H212V163ZM226 162H227V164H226ZM239 163V164H237V163ZM242 162V163H241ZM263 162V163H262ZM47 163H49V164H47ZM52 163V164H51ZM62 163H63V165H62ZM70 164V165H68V164ZM91 165H90V164ZM98 163V164H97ZM106 163H110V164H106ZM114 163V164H113ZM137 163V165H135ZM146 164V166H145V164ZM149 165H148V164ZM151 163H154V164H151ZM199 163V164H198ZM201 163H203V164H201ZM204 163H206V165L204 164ZM207 163H209V164H207ZM218 163V164H217ZM246 163V164H245ZM248 163V164H247ZM256 163H258V165L256 164ZM41 164V165H40ZM55 165V167H54V165ZM65 164V165H64ZM78 164L79 165H82V166H78ZM85 164V165H84ZM90 166H89V165ZM96 164V165H95ZM104 164H106V166L104 165ZM113 164V165H112ZM127 164V165H126ZM130 164V165H129ZM143 164V165H142ZM174 164V165H173ZM185 164V165H184ZM187 164H189L191 167H193V168H188V167H190L189 165H187ZM42 165H47V166H45V168L42 166ZM48 165H50V167L48 166ZM67 165V166H66ZM74 165H75V167H74ZM84 165V166H83ZM104 165V166H103ZM110 166V168H109V166ZM120 165V166H119ZM126 167H128V168H126ZM141 165V166H140ZM151 165V166H150ZM162 166V167H160V166ZM163 165H164V167H163ZM168 165V166H167ZM176 165H178L177 167H176ZM182 165V166H181ZM183 165H184V167H183ZM188 167H187V166ZM198 165H200V166H198ZM209 165V166H208ZM225 165H226V167H225ZM232 165V166H231ZM239 165V166H238ZM248 165V167L246 168L245 166H247ZM253 165V166H252ZM260 165H261V167H260ZM39 166L41 167V169H42V172L40 171V173H39V171L38 170H41V169H39ZM62 166H64V169H62L63 167ZM68 166H70V168L68 167ZM112 166V167H111ZM135 166V167H134ZM148 166V167H147ZM151 168H150V167ZM157 166V168H155ZM165 166H167V167H165ZM222 168H221V167ZM233 166H234V168H233ZM238 166V167H237ZM241 166L243 167L241 170H240V168H241ZM253 168H252V167ZM256 166V167H255ZM35 168V169H37V171L35 170H31L32 168ZM45 169V170H43V168ZM47 167H49V168H47ZM51 167L54 169H51ZM65 167H67V168H65ZM75 169H74V168ZM80 167V168H79ZM83 167V168H82ZM94 167H95V169H94ZM102 167V168H101ZM117 167V168H116ZM141 167V168H140ZM144 167V168H143ZM198 169H196V168ZM220 167V168H219ZM227 167H228V169H227ZM236 167V168H235ZM254 167H255V169H254ZM29 168V169H28ZM49 170V173H48V170ZM87 170H86V169ZM90 168V169H89ZM106 168V169H105ZM108 168V169H107ZM125 169V171H124V169ZM148 168H150V169H148ZM159 168H161V169H159ZM163 168H165V169H163ZM171 168H173V169H171ZM175 168H177V170L175 169ZM183 168V169H182ZM207 168V169H206ZM214 170H212V169ZM232 168V169H231ZM251 168V170L253 169V171H251V170H249ZM259 169V168H261V170L259 169V171L258 170H256V169ZM20 169H22V172L23 173H21L20 171ZM51 169V170H50ZM70 169V170H69ZM74 169V170H73ZM99 171H98V170ZM112 169V171H110ZM127 169V170H126ZM130 169V170H129ZM142 169V170H141ZM169 169V170H168ZM185 169V170H184ZM189 169V170H188ZM203 169V170H202ZM205 169V170H204ZM221 169V170H220ZM244 169H247V170H244ZM54 172H53V171ZM63 170H65L66 172H64ZM70 172H69V171ZM116 170V171H115ZM119 170H121V171H119ZM123 170V171H122ZM149 170H150V172H149ZM152 170H153V172H152ZM192 170V171H191ZM197 170V171H196ZM202 170V171H201ZM216 170V171H215ZM218 170H220V171H222V172H220L219 171V173H218ZM228 170V171H227ZM236 170V171H235ZM248 170H249V172H248ZM45 173H44V172ZM47 171V172H46ZM52 173H51V172ZM71 171H75V173H74V175H73V173L71 172ZM87 171V172H86ZM92 171V172H91ZM128 171V172H127ZM132 171H133V173H132ZM160 171V172H159ZM165 171V172H164ZM189 171V172H188ZM191 171V172H190ZM194 171H196V172H194ZM205 171V172H204ZM235 171V172H234ZM239 171H241V172H239ZM251 171V172H250ZM256 171V173H254ZM261 171H262V173H261ZM39 175H36V173ZM55 172L59 175V173H60V177H58V175L57 174H55ZM61 172L64 174H61ZM67 172H68V174L70 175V176H72V178L70 177V176H67L68 174H67ZM76 172H78V173H76ZM84 173L83 175H81L82 173ZM89 172H90V175H89ZM102 173V175H101V173ZM122 172V173H121ZM150 173V174H148V173ZM162 172V173H161ZM167 172V173H166ZM188 172V173H187ZM201 172V173H200ZM229 172V173H228ZM230 172H232V173H230ZM245 172V173H244ZM5 173H6V171H4V173L3 172H1L0 171V174H2V175H4L5 176ZM92 173V174H91ZM98 173H100L99 175H98ZM127 173V174H126ZM143 173V174H142ZM145 173V174H144ZM154 173V174H153ZM159 174V176H158V174ZM164 173V174H163ZM176 173V174H175ZM240 173H243V175L241 174L240 175ZM250 173H252V174H250ZM259 173H260V175H259ZM40 174H42V175H40ZM45 174V175H44ZM76 174V175H75ZM78 174V175H77ZM106 174V175H105ZM113 174V175H112ZM153 174V175H152ZM156 174H157V176H156ZM164 176H163V175ZM165 174L167 175V176H165ZM201 174H202V176L203 175H205V178L204 177H202L201 176ZM212 174V177L210 176ZM218 176H217V175ZM225 174V175H224ZM226 174L228 175V176H226ZM238 174H239V176H238ZM247 174V175H246ZM249 174V175H248ZM47 175H48V177L50 178V181H49V179H48V177H47ZM51 175V176H50ZM61 175H63V176H61ZM85 175V176H84ZM111 177H110V176ZM122 175V176H121ZM131 175H134V176H136V177H134V176H131ZM140 175V176H139ZM162 177H161V176ZM173 175V176H172ZM206 175H209L208 177L206 176ZM224 177H223V176ZM233 175V176H232ZM254 175V176H253ZM3 176V179L5 178ZM23 176V175H22ZM55 176V177H54ZM68 178H67V177ZM77 176L79 177V178H77ZM90 176H91V178H90ZM103 176V177H102ZM105 176H107V177H105ZM109 176V177H108ZM114 176V177H113ZM128 176V177H127ZM144 176V177H143ZM150 176L152 177V178H150ZM169 176V177H168ZM185 176V177H184ZM191 176V177H190ZM216 176V177H215ZM226 176V177H225ZM230 176V177H229ZM231 176H232V178H231ZM242 176V177H241ZM252 176V177H251ZM45 177H47V178H45ZM54 177V178H53ZM57 177V178H56ZM64 177V178H63ZM85 177V178H84ZM96 177H98V178H96ZM101 177V178H100ZM130 177V178H129ZM143 177V178H142ZM149 177V178H148ZM162 179H161V178ZM168 177V178H167ZM172 177V178H171ZM176 177V178H175ZM183 177L185 178V179H183ZM200 177H202V178H204V179H202V178H200ZM213 177H215V178H213ZM229 177V178H228ZM234 177V178H233ZM24 178V177H23ZM43 178V179H42ZM54 180H53V179ZM59 178V179H58ZM62 178V179H61ZM87 178V179H86ZM92 178L94 179V180H92ZM116 178V179H115ZM121 178V179H120ZM123 178V179H122ZM129 178V179H128ZM136 178H138L137 180L134 179ZM148 178V179H147ZM164 178V179H163ZM223 178V179H222ZM231 178V179H230ZM237 178V179H236ZM242 178V179H241ZM251 178V179H250ZM254 178H256V179H254ZM15 179V180H14ZM54 181L53 183H52V180ZM64 179H66V180H64ZM70 179V180H69ZM75 179H78L77 181H75ZM107 179V180H106ZM111 179V180H110ZM119 179V180H118ZM142 179V180H141ZM152 179V181H150ZM164 180V184H166V186L165 185H163V182L161 183L163 186H161V188H160V186L158 187L159 188V190H158V188H157V186L155 185L158 181H156L155 182V180ZM205 179H207V181L205 180ZM211 179V180H210ZM214 179V180H213ZM222 179V180H221ZM225 179V180H224ZM229 179V180H228ZM239 179V180H238ZM253 179V180H252ZM14 181V182H11V181ZM19 180H20V183H22V184H20L19 183ZM42 180V181H41ZM47 182H46V181ZM62 180H63V182H62ZM73 180H74V182H75V184L73 183ZM80 180H82V181H80ZM89 180V181H88ZM91 180V181H90ZM95 180H97V181H95ZM145 182H144V181ZM166 180V181H165ZM183 180V181H182ZM204 180V181H203ZM219 180V181H218ZM232 180H233V182H232ZM240 182V180H241V182L240 183H238V181ZM244 180V181H243ZM7 181V182H6ZM15 181L17 182V183H19L18 184V186L17 185H15V184H17V183H15ZM22 181V182H21ZM25 181V185H24V182ZM38 181V182H37ZM40 181V182H39ZM43 181H44V183H43ZM60 181V182H59ZM68 181V182H67ZM71 181H72V183H71ZM88 181V182H87ZM94 181V182H93ZM122 181V182H121ZM127 181V182H126ZM141 181V182H140ZM147 181V182H146ZM150 181V182H149ZM171 181H174V183L173 182H171ZM179 181H181V183L183 182V185L179 182ZM199 181V182H198ZM201 181V182H200ZM209 181H213V183L212 182H209ZM217 181V182H216ZM224 183H223V182ZM229 181V182H228ZM246 181V183H244ZM250 181V182H249ZM11 182V183H10ZM35 182V183H34ZM50 182V183H49ZM80 182V183H79ZM93 182V183H92ZM112 182V183H111ZM117 182H119V183H117ZM129 182V183H128ZM152 182L154 183L155 182V186L156 187H154V185H152ZM165 182H170L171 183V185H170V183L168 184V183H165ZM176 182V183H175ZM188 182V183H187ZM224 184H222V183ZM3 183L5 184V185H3ZM10 183V184H9ZM14 183V185L12 186V184ZM29 183V184H28ZM32 185H31V184ZM41 183V184H40ZM47 185H46V184ZM57 185H56V184ZM60 183V184H59ZM66 183V184H65ZM68 183H69V185H70V187H69V185H68ZM121 183V184H120ZM178 183V184H177ZM202 183H204V186H207V187H204L203 186V184ZM236 183H238V184H241V185H239L240 187H238V184H236ZM243 183H244V185H243ZM249 183V184H248ZM38 184H40V185H38ZM78 185V187H77V185ZM82 184V185H81ZM123 184V185H122ZM146 184V185H145ZM168 184V185H167ZM192 184V185H191ZM202 184V185H201ZM206 184V185H205ZM207 184H210V186L209 185H207ZM212 184V185H211ZM217 184H219V186H217ZM221 184V185H220ZM226 184H228V185H226ZM246 184V185H245ZM247 184H248V186H247ZM9 185H10V188H8L9 187ZM22 185V186H21ZM27 185V186H26ZM29 185H31V186H29ZM36 185V186H35ZM39 187H38V186ZM45 185V186H44ZM52 187H51V186ZM55 185V186H54ZM60 185H61V187H60ZM76 187V188H78V189H76L74 186ZM114 185V186H113ZM127 185H128V187H127ZM139 185V186H138ZM145 185V186H144ZM200 185V186H199ZM18 188H17V187ZM34 186V187H33ZM41 186V187H40ZM55 188H54V187ZM60 187V190H59V188H56V187ZM63 186V187H62ZM66 186H68V188L66 187ZM80 186V187H79ZM110 186H112V187H110ZM117 186V187H116ZM130 186V187H129ZM134 186V187H133ZM142 188H141V187ZM149 186V187H148ZM170 186V187H169ZM182 186H183V188H182ZM215 186V187H214ZM217 186V187H216ZM239 188H237V187ZM245 186V188H243ZM6 187V188H5ZM16 187V188H15ZM20 187H21V189H20ZM31 187H32V189H31ZM36 187V188H35ZM49 188V190H48V188ZM115 189H114V188ZM126 187V188H125ZM140 187V188H139ZM147 187V188H146ZM152 187H154L153 189L154 190H152L151 188ZM165 187V188H164ZM199 187H201L202 189H201V191H200V188ZM214 187V188H213ZM242 187V188H241ZM246 187H251L250 188V190H252L250 193L248 192V194H244L246 191H248V189L246 188ZM13 188V189H12ZM28 188V189H27ZM40 188V189H39ZM42 188V189H41ZM47 188V189H46ZM58 189L59 191H57V190H54V189ZM71 190H70V189ZM75 190H74V189ZM104 188H107V189H104ZM116 188H117V190H116ZM120 188H122V189H120ZM124 188V189H123ZM128 188V189H127ZM137 188V189H136ZM144 188L146 189V191H148L149 189H151V190H149L148 192H146V191H144V192H146V193H148V194H143V198H142V194H140L139 192H141V191H143L144 190ZM196 188V189H195ZM198 188V189H197ZM205 188H207V190L205 189ZM218 190H216V189ZM219 188H220V191H219ZM7 190V192H6V190ZM9 189V190H8ZM18 189H20V190H18ZM63 189V190H62ZM116 191H114V190ZM155 189H157L158 190V192H157V190H155ZM175 189V190H174ZM188 189V190H187ZM204 189V190H203ZM214 189V190H213ZM235 189V190H234ZM241 189V190H240ZM4 192H3V191ZM37 190V191H36ZM41 190V191H40ZM111 190V192H109ZM120 190V191H119ZM163 192H162V191ZM173 190V191H172ZM206 190V191H205ZM239 190V191H238ZM249 190V191H250ZM260 190V191H259ZM10 191H13L12 193L10 192ZM16 191V192H15ZM29 191V192H28ZM34 192V194L33 193H30V192ZM39 191V192H38ZM51 191L53 192V194L51 193ZM70 191H72V192H70ZM97 191V192H96ZM98 191H99V193H101V195L100 194H98ZM104 191V192H103ZM113 191V192H112ZM121 191H123V192H121ZM132 191H134L133 193H131ZM139 191V192H138ZM151 191V192H150ZM161 191V192H160ZM178 191V192H177ZM179 191H181V193H179ZM199 193H198V192ZM229 191V192H228ZM234 191V192H233ZM236 191V192H235ZM245 191V192H244ZM256 191V192H255ZM3 192V193H2ZM19 192V193H18ZM27 194H26V193ZM42 192H43V195H42ZM44 192H45V194H44ZM46 192H49L50 193V195L51 196H49V193H47L46 194ZM65 192H68L67 194L65 193ZM75 192V193H74ZM90 192H91V194H90ZM96 192V195L94 194V193ZM126 192H129L130 194H132L131 195V197H130V194H129V197L127 196H124L125 194H127ZM138 192V193H137ZM155 194V195H153V193ZM155 192H157V194L158 195H156V193ZM167 192V193H166ZM176 192V193H175ZM187 193L188 192V194H185V193ZM191 192V193H190ZM196 192V193H195ZM211 192H213V194L211 193ZM233 192V193H232ZM240 192H242V193H240ZM2 193V194H1ZM11 193V194H10ZM15 195H17V196H15ZM30 193V194H29ZM41 193V194H40ZM90 195H89V194ZM136 193V194H135ZM162 193V194H161ZM171 193V194H170ZM174 193V194H173ZM183 193V194H182ZM202 194V199H201V194ZM210 193V194H209ZM214 193H217V194H214ZM219 193V194H218ZM220 193H222V194H220ZM223 193H226V194H223ZM230 193V194H229ZM232 193V194H231ZM237 193V194H236ZM247 193V192H246ZM254 195H252V194ZM29 197L30 195L31 196H33V197H29V198H31V199H29L26 195ZM29 194V195H28ZM70 194V195H69ZM73 194V195H72ZM104 194V195H103ZM105 194H107V195H105ZM139 196H138V195ZM151 194V195H150ZM164 194V195H163ZM165 194L167 195V196H165ZM178 194V195H177ZM182 196H181V195ZM191 194V195H190ZM193 194H195V195H193ZM199 194V195H198ZM210 196H209V195ZM229 194V195H228ZM239 194V195H238ZM14 195V196H13ZM19 195L22 197V199H21V197H19ZM24 195V196H23ZM36 195L38 196V197H36ZM53 195H54V197H53ZM57 195V196H56ZM87 195V197H86V199H85V201H83L84 199L83 198H85V196ZM88 195H89V197H88ZM94 195H95V197H94ZM98 195L100 196V197H98ZM120 195H121V197H120ZM134 195H136V196H134ZM144 195H145V197H144ZM190 195V196H189ZM193 195V196H192ZM214 195L216 196V198L219 196V198H215L214 197ZM223 195V196H222ZM226 197H225V196ZM228 195V196H227ZM237 195H238V197H237ZM240 195H241V197H240ZM245 195H247V197L245 196ZM250 195V196H249ZM251 195H252V197H251ZM9 196V197H8ZM35 196V197H34ZM45 196V197H44ZM49 196V197H48ZM63 196V197H62ZM67 196V197H66ZM160 196V197H159ZM162 196V197H161ZM176 196V197H175ZM188 196V197H187ZM212 196V197H211ZM232 196H234V197H232ZM244 196V197H243ZM259 196V197H258ZM17 198V201H16V198ZM50 198V199H48V198ZM56 197H58V199H56ZM75 197H76V199L78 198L79 199V201H78V199H77V202L79 203H77L76 202V199H75ZM108 197V198H107ZM125 197V198H124ZM133 197V198H132ZM147 197H148V199H147ZM151 197H152V200H151ZM170 197H172V198H170ZM181 197V198H180ZM211 197V198H210ZM221 197H223L222 199H221ZM243 197V198H242ZM254 197V198H253ZM8 198H12V200H13V202L10 200V199H8ZM15 200H14V199ZM18 198H19V200H18ZM34 198V199H33ZM42 198H44L45 199V201H44V199H41ZM52 198V199H51ZM59 198H60V200H61V202H59L60 200H59ZM89 200H92V199H95V200H92V201H89ZM97 198V199H96ZM105 200H104V199ZM113 198V200H114V202H113V200H111ZM119 198H121V199H119ZM128 198V199H127ZM132 198V199H131ZM141 198V199H140ZM154 198V199H153ZM156 198H158V200L156 199ZM179 198V199H178ZM196 198V199H195ZM200 199V201L198 200V199ZM215 198V199H214ZM227 198V199H226ZM230 198H232V199H230ZM245 198V199H244ZM248 198L250 199V200H248ZM251 198L253 199V200H251ZM258 198V199H257ZM3 199V200H2ZM6 199H8V200H6ZM26 199V200H25ZM37 199H38V201H37ZM40 199V200H39ZM65 199V200H64ZM82 199V200H81ZM121 200V201H123V203L121 204V202L119 201V200ZM163 199H167L166 201H168V200H170V201H168V202H166L165 200H163ZM172 199V200H171ZM176 199V200H175ZM181 199V200H180ZM189 199H191V201L189 200ZM220 199V200H219ZM229 199H230V201H229ZM244 199V200H243ZM247 199V200H246ZM255 199H256V201H255ZM260 199V200H259ZM1 200H2V202H1ZM24 200H25V202H26V204H25V202H24ZM28 200V201H27ZM30 200V201H29ZM48 200H50V202L48 201ZM53 200H55V202L53 201ZM70 200V201H69ZM75 200V201H74ZM107 200V201H106ZM119 202H118V201ZM126 200V201H125ZM136 200V201H135ZM140 200V201H139ZM142 200H146V202H147V204H146V202H145V206L147 207H143V205L144 204H142V208L143 209H140V206L138 207V204L139 203H141L142 202ZM149 200H151V201H148ZM154 200V201H153ZM160 200H162V201H160ZM175 200V201H174ZM198 202H197V201ZM203 200V201H202ZM214 200V201H213ZM225 200V201H224ZM234 202H233V201ZM242 202H241V201ZM257 200H258V202H260V203H257ZM6 201V202H5ZM11 202V204H8V203H10ZM23 201V202H22ZM32 201V202H31ZM48 201V202H47ZM59 202V203H57V202ZM66 201V202H65ZM84 204V202H86L85 204H87L88 202H91V203H94L93 205L96 207L95 209H93L94 211H90L88 214H87V212L85 213V215H84V213L83 212H79V210L80 209H78L77 207L80 205V204H82L81 202ZM97 201H99V203H100V205H99V203L97 202ZM100 201H103V202H100ZM110 201V202H109ZM113 203H112V202ZM117 201V202H116ZM133 201V202H132ZM143 201V202H144ZM158 201H160V202H162V204L160 203V202H158ZM165 201V202H164ZM172 201V202H171ZM180 201V202H179ZM185 201V202H184ZM187 201V202H186ZM211 201V202H210ZM216 201V202H215ZM221 201V202H220ZM226 203H224V202ZM227 201V202H226ZM245 201H246V203H245ZM254 201V202H253ZM18 202V203H17ZM28 202V203H27ZM32 203V204H30V203ZM34 202V203H33ZM40 202H42V204L40 203ZM64 202V203H63ZM67 202H69V203H67ZM70 202H73L72 204L70 203ZM74 202H75V204H74ZM96 202V203H95ZM129 202V204H126V203H128ZM131 202V203H130ZM151 202V203H150ZM154 202V203H153ZM164 202V203H163ZM176 202V203H175ZM178 202V203H177ZM182 202V203H181ZM192 202V203H191ZM196 203V205L194 204V203ZM263 202V203H262ZM20 203V204H19ZM21 203H23V204H21ZM45 203V204H44ZM52 203H54L55 205L57 204V207L59 206V208H56L55 207V205L54 204H52ZM91 203H88V204H91ZM105 203V204H104ZM115 203H117V204H115ZM118 203H120L119 205H118ZM150 203V204H149ZM190 203V204H189ZM209 203V204H208ZM214 203V204H213ZM220 203V204H219ZM231 203V204H230ZM236 204L237 206H238V208H237V206H235L234 204ZM241 204V205H238V204ZM47 204V205H46ZM59 204V205H58ZM60 204H61V206H60ZM70 204V205H69ZM84 204V205H85ZM113 204V205H112ZM137 205L136 207L135 206H133V205ZM149 204V205H148ZM155 204V205H154ZM164 204V205H163ZM168 204V205H167ZM200 204H201V206H200ZM213 204V205H212ZM219 206H218V205ZM229 205V206H226L225 207V205ZM242 204H244V206L242 205ZM247 204V205H246ZM250 204L252 205V207H250ZM257 204V205H256ZM15 207H14V206ZM43 205V206H42ZM64 205V206H63ZM69 205V206H68ZM99 205V206H98ZM129 205V206H128ZM139 205H141V204H139ZM171 207H170V206ZM173 205H174V207H173ZM188 205H189V207L191 208V206H192V210L193 211H191V209L188 207ZM198 205V206H197ZM208 205H210V206H208V208H207V206ZM220 205H221V207H220ZM259 205V206H258ZM262 205H263V207H262ZM1 206H2V208H1ZM7 206V207H6ZM21 206V207H20ZM41 206H42V208H41ZM66 206H67V209H66ZM133 206V207H132ZM156 206V207H155ZM168 206V207H167ZM203 206H205V207H203ZM241 206H243V207H241ZM247 206V207H246ZM261 206V207H260ZM11 207H13V208H11ZM45 209H44V208ZM52 207V208H51ZM62 207V208H61ZM65 207V208H64ZM70 207H71V209H70ZM77 209H76V208ZM100 207V208H99ZM110 207V208H109ZM120 207V208H119ZM129 207V208H128ZM151 209H150V208ZM153 207H154V209H153ZM159 207V208H158ZM166 207V208H165ZM184 207V208H183ZM215 207V209H214V211H213V208ZM219 207V208H218ZM227 207H229V209L227 208ZM9 208V209H8ZM41 208V209H40ZM47 208V209H46ZM53 208H55V210L53 209ZM108 208V209H107ZM112 208V209H111ZM114 208V209H113ZM137 208V209H136ZM165 208V209H164ZM199 208L201 209V210H199ZM203 208V209H202ZM206 208H207V210H206ZM210 208V209H209ZM224 208V209H223ZM232 208H233V211H234V213H232V211L230 212V210H232ZM242 208H243V210H242ZM251 208V209H250ZM5 209V210H4ZM12 211H11V210ZM15 209H18V210H15ZM20 209H22V210H20ZM26 209H29L28 210V212H30V210H31V213H32V211L34 212V214L32 213H28L27 211H25V213H23V211L24 210H26ZM43 209V210H42ZM66 209V210H65ZM74 209V210H73ZM103 211H102V210ZM129 209H131V210H129ZM140 209V210H139ZM166 209H168L167 211H166ZM179 209V210H178ZM185 209H188V210H185ZM219 209H221V210H219ZM227 209H228V211H229V214H231L232 213V215L234 214V217L231 215V217L233 218L232 219V221H231V218H229L230 219V223H229V219H228V216L230 217V215H228V211H227ZM240 209V210H239ZM247 209V210H246ZM249 209V210H248ZM262 209V210H261ZM10 213V214H12L13 216H15V218H13V216H9L10 214L7 212V211ZM42 210V211H41ZM45 210H47V211H45ZM67 210H70L69 212H70V214H68L69 212H67V213H65ZM74 212H73V211ZM99 210H100V212H99ZM108 210V211H107ZM122 210V211H121ZM127 210H129V211H127ZM133 210V211H132ZM138 210V211H137ZM143 210H146V211H143ZM150 210V211H149ZM208 210H209V212H208ZM212 210V211H211ZM218 210V211H217ZM235 210H236V212H235ZM245 210V211H244ZM250 210H252V211H250ZM15 212V215H14V212ZM19 211H21V212H19ZM50 211V212H49ZM52 211V212H51ZM58 213H57V212ZM78 211V212H77ZM114 213H113V212ZM119 211H120V213H119ZM126 213H125V212ZM137 212V215H136V212ZM142 211L144 212L143 214H142ZM154 212V213H149V212ZM159 211V212H158ZM163 213V217H165L164 218V220H163V217L161 218L162 219V221L164 222V223H166L165 225L163 224L162 225V221H159V220H161L160 219V215L162 214L161 212ZM169 211V212H168ZM177 211H180V212H177ZM184 211V212H183ZM200 211H201V214L200 215H198L199 213H200ZM221 211V212H220ZM222 211H224V212H222ZM238 211V212H237ZM242 211H244L245 212V214H244V212L243 213H241ZM6 213V214H4V213ZM42 212V213H41ZM55 212L59 215H56L55 214ZM62 212H64V213H62ZM76 212V213H75ZM98 212V213H97ZM118 212V213H117ZM139 212H141L140 213V216H144V217H141L140 219L142 220H139L140 222H142V223H140L137 219H139V216H138V214H139ZM195 214H193V213ZM217 212H219V216H218V214H217V216H215V213H217ZM247 212L249 213L250 212V214H248L247 215ZM19 213H21V214H19ZM27 213V214H26ZM38 213V216L36 215ZM39 213H40V215L42 214V216L41 217H44L45 218V216L47 217V218H45V221H43L44 220V218H41L40 217V215H39ZM52 213V214H51ZM72 213H74L73 215H71ZM79 215H78V214ZM95 215V213H96V218L95 217H93L94 215ZM104 213V214H103ZM107 213V214H106ZM129 213V214H128ZM135 213V214H134ZM145 213H146V215H145ZM175 213V214H174ZM182 213V214H181ZM190 215V213H191V215H193V216H189L188 214ZM204 213V214H203ZM206 213V214H205ZM214 213V214H213ZM240 213V214H239ZM252 213V214H251ZM9 214V215H8ZM23 214V216H22V218L25 220V222H30V221H32V218H33V216H37V217H34L35 219H34V221H32L33 222V224L32 223H30V225H31V227H29L30 225H29V222L28 223H26L25 224V222L23 221V219L20 217V215H22ZM24 214H26V215H24ZM31 214V215H30ZM45 214V215H44ZM48 216H47V215ZM61 214V215H60ZM88 216H87V215ZM97 214H99V217H98V215ZM112 214V215H111ZM114 214V215H113ZM132 214V215H131ZM142 214V215H141ZM148 214H150L149 216V218H148ZM154 214V215H153ZM170 214V215H169ZM172 214V215H171ZM174 214V215H173ZM188 215V217L190 218H187V215ZM211 216H210V215ZM222 214H223V217H222ZM224 214H226V215H224ZM244 215V216H242V215ZM255 214V215H254ZM3 215H4V218H7L6 219V221H5V219L4 218H2L3 217ZM9 216V217H5V216ZM28 215V216H27ZM29 215L32 217H30L29 218ZM53 215V216H52ZM63 215V216H62ZM69 215V216H68ZM78 215V216H77ZM91 215V216H90ZM107 215V216H106ZM129 215H131V216H129ZM134 215V217H135V215L137 216V218L135 217L134 219H133V216ZM152 215V216H151ZM159 217H158V216ZM184 215V216H183ZM221 215V216H220ZM228 215V216H227ZM239 215V216H238ZM24 216H25V218H24ZM29 218V220H26L27 219V217ZM50 216H51V218H50ZM56 216V217H55ZM58 216V217H57ZM68 218H67V217ZM71 216V217H70ZM76 216H77V218H76ZM82 216V217H81ZM83 216H85L86 217V219L83 217ZM106 216V217H105ZM146 216V217H145ZM176 216V217H175ZM180 216V217H179ZM198 217V216H200V217H198L197 219H195L196 217ZM208 216V217H207ZM213 216H215L214 217V219L215 220H213V219H210L209 220V218H213ZM250 216V217H249ZM255 216V217H254ZM13 219H11V218ZM17 217L18 218H21V219H19V223H18V219H17ZM40 218V220L39 221H43L42 223L40 222L39 223V221H38V219ZM53 217H54V219H53ZM66 217V218H65ZM73 217H75L74 218V223H72V221H73ZM79 217H80V219H79ZM89 217H90V220L88 221L87 219H89ZM152 217V218H151ZM168 217V218H167ZM171 217V218H170ZM174 217V218H173ZM181 217L183 218V221H184V223H182V219H181ZM221 217V218H220ZM238 219H237V218ZM244 217V218H243ZM246 217H247V219L248 220H250V221H247V219H246ZM249 217V218H248ZM253 217V219H250V218H252ZM9 218V219H8ZM62 218H64L63 219V221L61 220ZM71 218V219H70ZM94 218V219H93ZM100 218V219H99ZM103 218V219H102ZM109 218V219H108ZM131 218H132V220H131ZM146 218H148V219H146ZM176 218V219H175ZM181 219L180 221H179V219ZM187 218V219H186ZM202 218H203V220H202ZM204 218L207 220H204ZM217 218H218V220H217ZM226 218V219H225ZM235 218H236V220H235ZM5 222V225H6V228H4L5 227V225H4V222L2 221V220ZM17 220V221H15V220ZM37 219V220H36ZM49 219V220H48ZM52 219V220H51ZM83 219H84V221H83ZM99 219V220H98ZM144 219V220H143ZM159 219V220H158ZM177 219H178V221H177ZM200 219V220H199ZM223 219H224V222H223ZM241 219V220H240ZM11 220V221H10ZM47 220V221H46ZM56 220V221H55ZM69 220H71V222L69 221ZM79 220V221H78ZM131 220V221H130ZM138 222H137V221ZM145 220H147V222L145 221ZM150 220V221H149ZM153 220H154V222H153ZM168 220V221H167ZM191 220H192V222L193 223H196V221H201V222H203V223H200V222H198V223H200L199 225H202V227L201 226H199L198 224L197 225H193V223L191 222ZM234 220V221H233ZM257 222H255V221ZM9 221V222H8ZM22 221V222H21ZM55 221V222H54ZM69 221V222H68ZM83 221V222H82ZM93 221V222H92ZM114 221V222H113ZM136 221V222H135ZM144 221V222H143ZM151 221H152V223H151ZM187 221H189V222H187ZM205 221V222H204ZM214 221V222H213ZM215 221H216V223L218 224L219 222L218 221H221L222 222V224H215ZM227 221V222H226ZM237 221V222H236ZM240 221V222H239ZM245 221V222H244ZM12 222V223H11ZM16 222H17V225L19 224L20 226L21 225H25V226H23V228H25L26 230H29V228H31L30 230H29V232H27V231H25V229H23V232H22V229H21V227H19V226H17L16 225ZM24 222V223H23ZM35 222H37V223H39V224H41V225H39V224H37L36 225V223ZM46 222H47V225L50 223V222H52V223H50L48 226L46 225ZM78 222V223H77ZM85 222V223H84ZM92 222V223H91ZM98 222H100V223H98ZM122 222H123V225H122ZM125 222V223H124ZM159 222V223H158ZM171 222H173V223H171ZM208 222H210V223H207ZM211 222L214 224V226L213 227H216L215 225H217V227L216 228H212V224H211ZM242 222L244 223V224H242ZM253 222L257 225V226H255V224L253 225ZM8 225H7V224ZM10 223H11V225H10ZM13 223H15V225H16V227H14L15 225H13ZM23 223V224H22ZM45 223V224H44ZM53 223H55V225H53ZM58 223V224H57ZM76 223V224H75ZM81 223H82V225H81ZM83 223H84V225H83ZM90 223H91V226H90ZM116 223V224H115ZM137 223H139V225L141 226H143V229H145V227H144V223H146V225L145 226H147V224H148V226L147 227H149V225L150 224H152V228H151V226L149 227V229L148 228H146L145 230H148L149 232L147 233V231L146 232H144L143 231V229L142 228H140L138 225H137ZM159 225H162L163 226V229H165L164 231H166L167 230V233H168V231H169V233H170V235L172 236V233L174 234V235H177V234H181V235H179L180 236V239L182 240V242L183 243H181V241L179 242V244L180 245H182L183 244V248H182V246H180L179 245V247H181V248H179L178 247V245L176 244V245H174V241L172 242V241H170V243L167 241L168 239L169 240H171V236H169V233L165 236V240H162V239H157V238H155L154 237V234H152V233H154L155 231L153 230V228H155V226H157V224ZM168 223H170V225H171V227H169L170 225L168 224ZM174 223H176V227H180V228H176L175 229V224ZM182 223V224H181ZM188 223H191L193 226H191V224H188ZM206 223V224H205ZM228 223V224H227ZM235 223V224H234ZM43 224V225H42ZM62 224H63V226H62ZM67 224H68V226H67ZM71 224H72V226H71ZM74 224L76 225V226H74ZM79 224V225H78ZM95 224V225H94ZM99 224V225H98ZM124 224H126L125 226H124ZM129 224V225H128ZM156 224V225H155ZM168 224V225H167ZM188 226H187V225ZM204 224V225H203ZM211 224V225H210ZM226 224H227V226H226ZM232 225V226H230V225ZM242 224V225H241ZM258 224H259V227H258ZM2 225L4 226V227H2ZM10 225V226H9ZM28 225V226H27ZM34 227H33V226ZM52 225V226H51ZM58 225V226H57ZM88 225H89V227H88ZM112 225H115L114 227L112 226ZM121 225L123 226V228L121 227ZM136 225V226H135ZM180 225H184L183 226V228H181L182 226H180ZM234 225V226H233ZM238 227H237V226ZM251 225V226H250ZM11 226H12V228H15L17 231H21L22 232V235L18 232L17 233V231H15V229L12 231V228H11ZM50 226V227H49ZM56 227V229L54 228V227ZM65 226V227H64ZM67 226V227H66ZM102 228H100V227ZM110 226H112L111 228H110ZM117 226V227H116ZM131 226H133V227H138L137 229H139L140 228V230H141V232H139V230H137V229H132L133 227H131ZM161 226V227H162ZM166 228H165V227ZM190 226H191V228H190ZM197 226H199V228L197 227ZM204 226V227H203ZM205 226H207V227H205ZM220 226H224V227H220ZM226 226V227H225ZM236 226V227H235ZM253 226H255L256 228H258L257 229V231H256V228L255 227H253ZM7 227H8V231L7 232H9V230L11 229V231L12 232H14L15 233V235L13 234V237H11V238H15V239H13L12 241H11V238H10V236H12V234H9V233H7L5 230L7 229ZM10 227V228H9ZM27 227H29V228H27ZM45 227H47V228H45ZM61 228V229H59V228ZM63 227V228H62ZM71 227V228H70ZM79 227V228H78ZM82 227V228H81ZM91 227H93V229L91 228ZM98 229H96V228ZM109 227V228H108ZM188 227V228H187ZM210 227V228H209ZM219 227V228H218ZM228 227V228H227ZM248 227H249V229H248ZM253 227V228H252ZM5 230H4V229ZM18 228H20V230L18 229ZM42 228V229H41ZM50 228V229H49ZM51 228L53 229L54 228V231L53 230H51ZM78 230H77V229ZM96 230H95V229ZM113 228V229H112ZM116 228V229H115ZM126 228V229H125ZM150 228H151V230H152V232L150 231ZM170 228V229H169ZM172 228H174L173 230H172ZM193 228H197L198 229V231H197V229L195 230V229H193ZM202 228V230H201V233H199L200 232V229ZM210 229V232H208V234H206L207 232V229ZM222 230H221V229ZM229 229V230H227V229ZM233 228V229H232ZM34 229V230H33ZM36 229H38V231L36 230ZM40 229V230H39ZM47 229V230H46ZM67 229V230H66ZM71 229H73V230H71ZM75 229V230H74ZM104 229H105V234H104ZM124 229V231H122ZM129 229V230H128ZM169 229V230H168ZM177 229H178V231H177ZM185 229V230H184ZM187 229V230H186ZM205 229H206V231H205ZM212 229H213V233H212ZM217 229H218V231H217ZM43 230H44V233H45V235L47 236V234L49 233H51L50 234V236L48 235L47 236V238H49V239H51V240H49V239H47L46 237H45V235H43ZM64 230H65V232H64ZM121 230V231H120ZM125 230L127 231V233L125 232ZM137 230V231H136ZM174 230L175 231H177V233L176 232H174ZM181 230V231H180ZM183 230V231H182ZM190 230H191V232H190ZM193 230V231H192ZM194 230H195V233H196V235H195V233H194ZM204 230V231H203ZM216 230V231H215ZM226 230V231H225ZM230 230H232V231H230ZM235 230V231H234ZM48 231V232H47ZM59 231H61V232H63L62 234H64V235H61V232H59ZM68 231H69V233H68ZM74 231V232H73ZM99 231V233L97 234L96 232H98ZM179 231H180V233H179ZM184 231H185V233H184ZM189 233V234H192V232H193V238H191V235H190V237L188 236L189 234L187 233V232ZM209 231V230H208ZM222 231H223V233H222ZM233 231L235 232V234L233 233ZM249 231H250V233H249ZM24 232H26V234L24 233ZM33 232V233H32ZM89 232V233H88ZM143 232H144V235L146 236V233L147 234H149V235H147L148 237H146V239H147V241H143L142 242V240H146L145 239V236L143 235ZM183 232V233H182ZM206 232V233H205ZM218 232H220L222 235V238L220 237V234H218ZM225 232H226V234H225ZM229 232V233H228ZM253 232H257V233H253ZM29 233V234H28ZM32 233V234H31ZM37 233H38V236H36L37 235ZM47 233V234H46ZM54 233V234H53ZM56 233H60V234H57L56 235ZM76 233H77V235L78 236H74V235H76ZM79 233V234H78ZM130 233V234H129ZM150 233H151V235H150ZM166 233V232H165ZM209 233H210V235H211V233H212V235L213 236H210L209 235ZM217 233V234H216ZM232 233V235H234V237L231 235H229V234H231ZM263 233V234H262ZM4 234H6L7 236V240H6V238L5 237H3L4 236ZM17 234V235H16ZM27 234H28V236L30 235V237L31 236H33V237H31L32 238V240L30 239V237H26L27 236ZM34 234H35V236H34ZM90 234V235H89ZM100 234H102V235H100ZM106 235L105 237H104V235ZM119 234H120V236H119ZM187 236H186V235ZM201 235V237H200V235ZM203 234H204V236H203ZM255 234V235H254ZM258 234V235H257ZM262 234V235H261ZM10 235V236H9ZM18 235H21L22 237V239H24L23 241H22V239L20 238V236H18ZM53 237H52V236ZM82 235V236H81ZM84 235V236H83ZM85 235H86V237H88L87 239H85L86 237H85ZM208 235V236H207ZM247 235V237H244V236H246ZM255 237H253V236ZM9 236V237H8ZM18 236V237H17ZM57 236H58V242H59V240H63L64 239V237H65V239H64V241H62V243H58V244H60L61 245V247H60V245H59V249L61 250V252H62V254H61V252L58 250V244H57ZM71 238H70V237ZM90 236L92 237L91 239H89L90 238ZM95 236V237H94ZM151 236H153V237H151ZM183 236V238H181ZM184 236H185V238H184ZM194 236H196L195 238H194ZM210 236V237H209ZM216 236V237H215ZM218 236V237H217ZM225 236V237H224ZM34 237H36V238H34ZM41 237V238H40ZM56 237V238H55ZM74 237H75V239L77 240V238H78V243L76 242V240L74 239ZM81 239H80V238ZM107 237V238H106ZM110 237V238H109ZM167 237H169V238H167ZM205 237V238H204ZM220 237V238H219ZM224 237V238H223ZM229 239L228 241H230L231 239H233V242H226L227 240V238ZM230 237V238H229ZM233 237V238H232ZM244 237V238H243ZM248 237H249V239H248ZM10 238V239H9ZM84 238V239H83ZM95 238V239H94ZM103 238V239H102ZM104 238H105V240H104ZM141 238H143V239H141ZM153 239V240H157V242H158V240L160 241H163L162 243H164V242H166L168 245H166V243H164V245H165V247H171L170 249H169V251H168V253H166V255L168 254V256H165V252H167V251H165L164 249V246L162 245V243L161 244H159V242L158 243H156L155 241H153L152 240V242H154V244L157 246V249L159 250H157L156 249V251L157 252H159V253H157V252H154L155 251V248L156 247H152L153 246V244H151L152 242L151 241H149V240H151V239ZM164 238V237H163ZM189 239V238H191L192 240L194 239L195 241L193 242L191 239H189L190 240V242L189 241H185L184 239ZM217 238V239H216ZM226 238V239H225ZM245 238H247L246 240H245ZM251 238H252V240H251ZM263 240H262V239ZM9 239V240H8ZM42 239V240H41ZM69 239V240H68ZM71 239H72V241H73V239L75 240L74 241V243L76 242L78 245H82V247H84V248H82V247H80V246H78L77 244H75L74 245V247H73V242L71 241ZM111 239V240H110ZM149 239V240H148ZM200 239V240H199ZM207 239V240H206ZM209 239V240H208ZM211 239V240H210ZM236 241H235V240ZM238 239V240H237ZM243 239V240H242ZM261 239V240H260ZM15 240V241H14ZM20 240V241H19ZM35 240V241H34ZM39 240H41V242H42V244H41V242H38ZM48 241V242H45V241ZM82 240V241H81ZM84 240H86V241H84ZM89 240H91V241H89ZM100 240H102V241H100ZM108 240H110V241H108ZM136 240H137V242H136ZM197 240V241H196ZM199 240V241H198ZM206 240V241H205ZM7 241H9V242H7ZM30 241H33V242H30ZM79 241H80V243H79ZM99 241V242H98ZM104 241V243H106V244H102V242ZM106 241V242H105ZM109 242V244H110V242H111V245H109L108 244V242ZM202 241H203V243H202ZM209 241V242H208ZM210 241L212 242L211 244L213 245V247H212V245L210 244ZM238 241H239V243H238ZM245 241V242H244ZM247 241H249V242H247ZM254 241V242H253ZM12 243V245H10L11 243ZM16 242H18V243H16V245H15V243ZM27 242V243H26ZM39 244H38V243ZM53 243V248H52V243ZM84 242L85 243H87V245L85 246V244H84ZM135 242V243H134ZM138 242H140V243H138ZM149 242H151V243H149ZM197 242H199V243H197ZM200 242H201V244H200ZM206 242V243H205ZM225 242V243H224ZM240 242H241V244H240ZM244 242V243H243ZM261 242H262V244H261ZM5 243H10V244H6V245H4ZM13 243H14V245H13ZM21 243H23V244H21ZM26 243V244H25ZM31 243H33V244H30ZM36 243H37V245H36ZM47 243V244H46ZM50 243V244H49ZM56 245H55V244ZM72 243V244H71ZM83 243V244H82ZM95 243H97L96 245H95ZM173 243V244H172ZM194 243V244H193ZM195 243H197V247H196V245H195ZM215 243H217L216 245H214ZM227 243H229L228 245H226ZM235 244V245H233V244ZM246 243V244H245ZM17 244H20V247H19V245H17ZM44 244H46V245H44ZM62 244H64L63 246H62ZM67 244V245H66ZM68 244L70 245V247L68 246ZM93 244H94V247H93ZM99 244V245H98ZM101 244V245H100ZM132 244H133V246H132ZM150 244V245H149ZM170 244V245H169ZM203 244H204V247H205V245H206V247L205 248H203ZM237 244V245H236ZM244 244V245H243ZM252 246H251V245ZM1 245H3V246H1ZM27 245V246H26ZM34 245V246H33ZM41 245V246H40ZM45 246V247H43V246ZM56 246V250H57V253L55 252V251H53L54 250V248H55V246ZM102 245H105V247H103ZM139 245V247H137ZM141 245H144V246H146L144 249H147L146 251H144L143 252V250L144 249H142L143 247L141 246ZM147 245H148V248H147ZM173 245V246H172ZM185 245L190 249H187V247L185 248L186 250H187V252H186V250L184 249V247H185ZM209 245H210V247H209ZM232 245H233V247H237L238 249H239V251H238V249L237 248H233V249H231V247H232ZM239 245V246H238ZM241 245L243 246V247H241ZM247 245V246H246ZM249 245V246H248ZM261 245H263V246H261ZM6 246V247H5ZM10 246V247H9ZM18 246V247H17ZM24 246V248H22ZM39 246V247H38ZM49 246H51L50 248H48ZM76 246V247H75ZM99 246V247H98ZM108 246V247H107ZM131 246V247H130ZM222 246V247H221ZM227 248H225V247ZM228 246V247H227ZM262 248H261V247ZM1 247H3V248H1ZM8 247V248H7ZM14 247V248H13ZM28 247V248H27ZM31 247V248H30ZM33 247H35V249L33 248ZM37 247L39 248L38 250H37ZM67 247V248H66ZM78 247H80V250H82V251H80L79 249L76 251V249L78 248ZM132 247H133V249L134 250H132ZM142 247V248H141ZM158 247H162V248H158ZM173 247H175V250H176V248L178 249V250H176V252L177 251H181V253L179 254V252H178V254L179 255H181V257L179 256V255H176V253H175V250L173 249ZM198 247H200V249L198 248ZM202 247V248H201ZM208 247V248H207ZM220 247V249L218 250V248ZM224 247V248H223ZM230 247V248H229ZM245 247V248H244ZM247 247V248H246ZM10 248H12L13 250H11ZM18 248V249H17ZM19 248H21V250L19 249ZM26 248V250H24ZM31 250H30V249ZM41 248H43V249H41ZM62 248H63V250H62ZM69 248H73V249H70V250H68ZM97 248H98V250L101 252V253H99L98 251H97ZM104 248V249H103ZM110 248H112V249H114L113 251H112V249H111V251H110ZM131 248V249H130ZM140 248V249H139ZM207 248V249H206ZM229 248V249H228ZM10 249V250H9ZM40 249L42 250V251H45V252H43V253H41L40 254V252H42V251H40ZM47 249V250H46ZM50 249H52L51 251H49ZM68 251L67 252V254L65 253L66 252V250ZM84 249V250H83ZM107 249V250H106ZM151 249V250H150ZM162 249V250H161ZM172 249V250H171ZM182 249H183V251H182ZM202 249H204L203 251H202ZM224 249H226V250H224ZM250 249V250H249ZM261 249V250H260ZM6 250H9V251H7L6 252ZM14 250H20L19 251V253H18V251L16 252V251H14ZM38 252H36V251ZM94 250L95 251H97V253L98 254H96V252H94ZM102 250V251H101ZM106 250V251H105ZM125 250V251H124ZM154 250V251H153ZM188 250H189V252H188ZM200 250V251H199ZM207 250V251H206ZM222 250V251H221ZM225 252H224V251ZM229 250V251H228ZM233 251V250H235V251H233V252H231V253H233V254H231L230 253V251ZM244 250H246V254H245V251ZM263 250V251H262ZM11 251H13V252H16V254L15 253H13V252H11ZM23 251H26L27 253L26 254H30V256L29 255H27V258H26V254H24L25 252H23ZM32 251H33V253L34 254H36L37 253V255L39 256H35V255H33V253H32ZM48 251V253H46ZM53 251V252H52ZM71 251V254H74V255H72L71 256V254H69V252ZM74 253H73V252ZM107 251H109V252H107ZM124 251V252H123ZM136 253H135V252ZM150 251V252H149ZM153 251V252H152ZM160 251H164V252H160ZM172 251V252H171ZM194 251H197L196 253H195V255H193L194 254ZM237 251V252H236ZM242 251V252H241ZM3 252V253H2ZM4 252H5V256H4ZM30 252V253H29ZM54 252H55V254H54ZM88 252H90V253H88ZM95 254H94V253ZM104 252V253H103ZM111 252V253H110ZM140 252H141V254H142V256H141V254H140ZM149 252V253H148ZM186 252V254H184ZM222 252V253H221ZM229 252V253H228ZM11 253H13V255L11 254ZM21 253V254H20ZM24 255H23V254ZM46 253V254H45ZM50 253V254H49ZM51 253H52V255H51ZM58 253H60V255H61V257H59L58 255ZM63 253L64 254H66V256H65V258L62 256L63 255ZM92 253V254H91ZM103 253V254H102ZM107 255H106V254ZM114 253H118L117 255L116 254H114ZM125 253V255H123ZM134 253V254H133ZM155 253H156V255H155ZM164 253V254H163ZM171 253H173V254H175L174 256H172L173 254H171ZM183 253V254H182ZM202 253V254H201ZM217 253V254H216ZM226 254V256H223V255H225ZM228 253V254H227ZM241 253V254H240ZM18 254H19V256H18ZM46 255L45 257H43L44 255ZM47 254H49V257H48V255ZM56 254H58L57 256H56ZM81 254H83V255H85V256H83V255H81ZM105 254V255H104ZM122 254V255H121ZM136 254V255H135ZM153 254H154V256H153ZM158 254V255H157ZM170 254V255H169ZM222 254V255H221ZM15 255H16V257H15ZM23 255V256H22ZM31 255L33 256L32 258H29V257H31ZM69 255V256H68ZM94 255L96 256V257H94ZM115 255V256H114ZM119 255V256H118ZM132 257V258H129L130 256ZM133 255H134V257H133ZM145 255H146V257H145ZM148 255V256H147ZM164 255V256H163ZM184 255H187V257H185ZM197 255V257H199ZM204 255V256H205ZM212 255V256H211ZM220 255V256H219ZM228 255H229V257H228ZM233 255V256H232ZM11 257V256H14V258L13 257H11V259H13V260H9V257ZM20 256H21V258H20ZM74 256V257H73ZM111 258H110V257ZM114 256V258H112ZM118 256V257H117ZM127 256V257H126ZM129 256V257H128ZM150 256V257H149ZM158 258H156V257ZM159 256V257H158ZM177 256V257H176ZM184 256V257H183ZM190 256V257H191ZM213 256H215L214 258H213ZM233 257V259H232V257ZM23 257L25 258V259H23ZM56 257H59V260L56 258ZM67 257H68V259H67ZM71 257V258H70ZM144 257V258H143ZM161 257H162V259H161ZM165 257H167V258H165ZM170 257H171V259H170ZM173 257V258H172ZM176 258V260H175V258ZM179 257V258H178ZM183 257V259H181ZM219 257V259H217ZM6 258H8V260H4V259H6ZM47 258H48V260H47ZM61 258H63V259H61ZM73 258V259H72ZM75 258V259H74ZM117 258H120V260L119 259H117ZM122 258V259H121ZM124 258V259H123ZM125 258L126 259H128L127 261L125 260ZM160 258V259H159ZM223 258V259H222ZM234 258H236V261H235V259ZM28 259H31V261H29ZM73 260V263H72V260ZM112 259V260H111ZM148 259V260H147ZM150 259V260H149ZM154 259V260H153ZM178 259H179V261H178ZM191 259V263L190 264H200V263H198L197 262V259L198 258H196V256L194 257V259H193V257H191L190 258ZM211 259H213V260H211ZM217 259V260H216ZM222 261H221V260ZM2 260H4V263H3V261ZM16 260V261H15ZM25 260V261H24ZM37 260H35V261H33V263L34 264H37V263H39V261H37ZM53 260V259H52ZM53 260V263L52 264H56V261H54ZM62 261V263H61V261ZM70 260V261H69ZM98 260V261H97ZM101 260V261H100ZM105 260V261H104ZM107 260H110V261H107ZM125 260V261H124ZM130 260V261H129ZM138 260V261H137ZM145 260V261H144ZM146 260H147V263H146ZM208 260H207V263H203V264H209L208 263ZM218 260H219V263H218ZM224 260V261H223ZM232 260H233V263H232ZM19 261H20V263H19ZM68 261H69V263H68ZM135 261H136V263H135ZM148 261H149V263H148ZM194 261H196V263H194ZM234 261H235V263H234ZM260 262V263H259ZM6 263V264H7ZM32 263V264H33ZM185 264V263H184ZM188 264V263H187Z\"/></svg>",
	"mask_w": 264,
	"mask_h": 264
}]
</instances>
